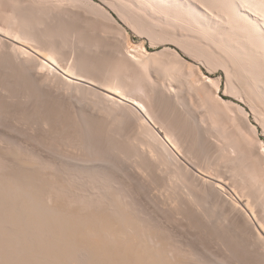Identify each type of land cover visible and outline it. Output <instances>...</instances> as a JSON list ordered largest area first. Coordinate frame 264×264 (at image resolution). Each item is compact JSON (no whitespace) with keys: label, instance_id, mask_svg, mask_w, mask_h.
Here are the masks:
<instances>
[{"label":"rangeland","instance_id":"obj_1","mask_svg":"<svg viewBox=\"0 0 264 264\" xmlns=\"http://www.w3.org/2000/svg\"><path fill=\"white\" fill-rule=\"evenodd\" d=\"M31 1V2H30ZM47 1V2H46ZM62 1V2H61ZM71 1V2H70ZM73 1V2H72ZM93 1H95V2H97L98 4H101L102 6H104V8H106L107 10H109L110 11V8L108 7V6H106V5H104L103 3H102V1L101 0H93ZM134 1V0H133ZM133 1H131V4L132 5H134V6H132L131 5V8L129 7V9H127V10H125V12L126 13H123V15L125 16L124 18L122 17V20H124V22L122 21V20H120V22H121V24H122V29H120V31L118 30H114V32H111L110 33V31H109V36H106V35H108V32H106L105 31V29H106V26L108 25V22H107V18L105 17V16H103V14L102 13H100L99 12V10L97 11V9H95V6H93V5H95V4H91L90 2H92V0H90V2H88V0H87V2L86 1H81V0H21V1H19V0H0V14L2 15V17H0V24L1 25H7V23H8V18H10V17H7V19H6V16L4 15V11H5V13H7L8 15H10V14H12L11 12H14V11H16V12H14V15L16 16L17 14V17H19L20 18V20L23 18V21H27L28 20V23H29V25H31V26H35V27H37V26H39L38 28L39 29H41L40 31H42V33L39 31V29H38V31L35 33V34H41V38L40 39H42L41 41H42V43L45 41V42H47V43H43V44H51V43H55L56 41V45L58 46V47H60L61 46V48L63 49V51L65 52V54H66V56L68 57V59H66L65 58V60H62L64 63H63V65H65L66 67L67 66H69V65H72V64H74L75 63V60H77L78 59V57H79V59H81V57H82V59H92V60H94L95 58H100V59H98V60H100L99 62L101 63V66H102V60L104 61V60H108V59H110V58H113V56H111V55H113V52H111V51H113L112 50V47L110 46V38H112V36L115 38V40H118L119 42H122V43H124L125 44V47H126V45H127V43H128V45L130 46V48L132 47V49L131 50H133V46L135 45L136 46V50H137V48H138V50L139 51H142V49H141V47L143 46L145 49H148L150 52H154L155 54H156V56H154L153 57V59L155 60V61H153V60H151V64H149V65H151L149 68V70L148 69H145L146 70V72L142 69L143 68V66H142V68H141V66H137V65H135V64H130L129 62H127L126 63V68H127V70H128V72H129V74L131 75V77H132V79L134 78L135 79V81H136V86L138 85V87H135V88H137V89H134V90H136V91H134L133 90V93H132V95H131V93H130V95L131 96H133V97H136V98H138V99H141V100H143L148 106H149V109H151V111L153 112H158L159 114H157L156 112L155 113H153V115H154V117L155 118H157L156 120H157V122L159 123V121H160V119L161 120H165L166 119V121H164V122H162L163 124L164 123H167V120H170V122L168 121V123H171L172 122V124H174L173 122H175L176 123V121H179L178 119H180L181 118V116H182V118H184L185 120H187V121H184V119H181V121H184L183 123H185V124H183V123H181L180 121L178 122V124H180V125H185V126H183L182 128H181V126H177L178 128H176V125H178V124H176L175 125V130H178V133L177 134H179L180 133V135H181V137H182V139L184 140V141H182V139L180 140V145L182 144V146L184 145V143H185V145L187 146V148H189V150H191L190 152H189V150L187 151L186 149H184L183 150V148H185V146L184 147H182L181 149L184 151V154H182L184 157H182V155H181V157H180V159H178L176 156L174 157H172V158H169V162H167V161H165V163L166 164H164V160H162L161 158L160 159H157V158H152L151 156H149V154H147V153H149L148 152V150L146 149V145L144 146L145 148L143 149H137V146H138V144H139V140L141 139V142H143V137H144V135L142 134L143 132L141 131L143 128H144V126H143V128H142V126H140L141 125V119H139L140 117H139V115H138V113L137 112H134L131 108H129V107H127V106H125L124 107V103H122V102H118L117 104H115V103H113L112 101H108V100H103V101H100L99 99H98V97L96 96V95H94V93H92V90H91V88L90 87H88L87 85L86 86H84V85H81V84H76V83H68V81H66L65 80V78H64V76H62V75H59V74H57V75H54L52 72H50L47 68V70L46 69H44L41 65H39L40 63H39V61H37L36 62V60L35 59H29V58H26L27 57V55L26 54H21L22 52H20L19 53V51L18 50H14V49H12V51L10 50L11 48V44H10V42H8L9 40L8 39H5L4 38V36L3 35H1L0 34V37L3 39H1L0 38V65H2V66H0V70L3 68V70L2 71H0V128L2 129H0V132L1 131H3L2 133H0V144L2 145H0L1 147H0V150H1V152H0V158H1V160L3 161V160H5V161H3V164H2V161H0V164L2 165H0L1 167V169H0V171H1V174H0V178L2 179H0V195L3 197V198H1V196H0V210L2 209V212H3V210H4V212H6L7 211V208L8 209H11L10 211H7V215H9V213L10 212H13L12 213V215H14V216H12L11 217V213H10V216L9 217H11L12 219H14V217L16 216V219H15V221L17 220V222H15V224H14V222H11V221H9V219H8V221L7 220H5V218L4 217H6L7 215H6V213H5V215H3V213H2V215H1V211H0V219H1V221H0V226H1V231L3 230H7L8 229V231H5V233L4 232H1L2 234H3V236H2V234L0 235V239L1 240H3V242H1V240H0V243H5L6 241H9L10 243H12V244H14V246H15V244H20V243H24V242H21V240L22 239H24V241H25V239L27 238H29L27 241H29V243H32V244H30L31 246L34 244V243H37L38 242V245L37 244H34L38 249H39V251L41 252V254L39 255V253L37 252V248L34 246V248L33 247H28V250L26 251V252H23L22 253V251L21 252H18L20 255V258H19V256H17L16 255V253H14V255L13 254H11L10 252L13 250V248H14V246L12 245V244H10L9 242H6V244H8V245H3V244H0V250H3L2 252H6L7 251V256H5L4 254H2V252L0 251V264H19L20 263V261H21V259H22V264H32L33 262V264H39V263H41V264H44L45 262H47L46 264H54V263H56L57 262V260H61L59 263H57V264H62L61 262H64L67 258H68V253H66L67 251V249H68V247H66L67 249H65L64 248V246H66V244H67V240H63L64 238L66 239V237L64 236L66 233L64 232L66 229H67V231L66 232H68V230L69 231H71L72 232V229H73V231L74 230H76V227L78 226V225H75L74 224V227H72L73 226V223L71 222V221H68V220H66L67 218V216H69V215H67L66 216V214H68L69 213V208H70V206H71V209H73L74 208V206L75 207H80V205L78 206L77 204H75V203H71L70 205H68L69 207H68V211L67 210H64L63 209V211L66 213V212H68V213H66V214H64L63 213V211H62V207L61 206H59V203H57L56 201H59L60 203H61V199H62V197L64 196V197H66V199L63 197V200L64 201H67L68 202V200H69V198H71V196H72V194L71 195H69V193L71 192H73L74 194H75V196L77 195V194H79V192L78 191H82V189H80V188H85V192H87V191H89V189H91L90 190V192H88L87 193V195H85V197H87V196H92L91 194H96L95 195V197H97V196H101L102 197V195H104L101 199L103 200V199H105L106 197L109 199V201H108V199H106V200H101V202H102V204H104L105 206H107L106 205V203L108 202L109 203V207L110 208H108V206H107V208H105L104 207V205L103 206H101L102 204H100L101 202H99V203H97V202H95V203H97V204H95V203H92V204H94V206H97L98 204H100L99 205V207H101V208H99L98 206V208H97V210L94 208V207H90L92 210H90L89 209V211H88V209L86 210V212H85V209H83V212L82 213H84V214H89L91 211L92 212H96L97 211V213L101 210V211H107L106 209H108V210H110L111 209V207H112V209L109 211V213H107V214H111V213H113V210L115 211V209H116V211H117V213H113V214H115L114 215V217H117V216H120L121 217V219L122 218H125V219H129V218H126V217H130V218H132V220L131 219H129V220H131V221H140V224H139V222H136L135 221V223H130V224H134V225H128V226H136L137 228H138V231H139V229H140V227L141 228H144L145 230L147 229V231L146 232H150V233H152V234H149V233H146L145 234V231H144V229H140V230H142V232H138V231H135V232H138V233H143L144 232V237H142L143 236V234H142V236H141V234H140V239L142 238V240L143 239H148V237L150 236V242H149V240L147 241V242H149V244H150V246L151 245H153L154 247L156 246V245H158L157 246V248L158 249H163V247H165L166 246V243H165V241H168V242H172L171 244L170 243H168V244H170V245H172L173 247H175V249H176V246H174L175 244H177V247H178V249H177V251H170L171 253H170V255L172 254V256L175 254V256H170L168 253L169 252H167V256L168 257H170L169 259H171V258H173V260L174 261H176V260H179V259H184V258H186L187 260H189V261H187V263L188 264H191L192 263V261H193V263L192 264H196V263H198V264H264V248H262L261 247V245L257 242V240H256V235H257V230L256 229H258V230H260V228H261V226H259L260 224H261V217L260 216H262V212H261V214H259V213H257L258 212V210H256V213H257V217H258V222H256L257 220H253L247 213L250 211V209L248 210L247 208L245 209L244 207V211H243V209L240 207H237L236 206V204H235V201H233L234 199H232V196L236 199V197H237V195L239 196V194H241L240 192H242V190L239 188V190H240V192H238L237 191V193H239V194H237V193H235L236 192V190H237V185L235 186V181L237 182L239 179L241 180V182L243 181V183H245V184H247L246 186H248V187H246L247 188V190H248V188L250 187L251 188V186H249L248 184L250 183V185H255V186H257V184L258 185H260V184H262V181L260 180V179H263L262 177H264L263 175H262V177H261V175H260V173H262V174H264V157H262L261 159L260 158H258V157H256V158H258L257 160L254 158L255 157V155L254 154H252V152H253V150H255V151H259L260 150V145H261V141H263L264 142V122L263 123H260L259 124V122H261V121H264V114H262V118H263V120H261L260 119V117L258 116V115H254V114H256V113H253L254 111H253V109L251 110V103H249V101H247V96H245V95H243L244 93H242L241 91V93L240 92H238V91H235V90H238L237 88H235V87H237V85L232 81V80H228L229 78L226 76L227 74H225L226 73V71L225 70H223V68H222V66H220L219 67V65H214L213 63H212V65H209V64H211V63H209L204 57H200L199 56V58H197L198 56V52L200 51V50H198L197 51V53H196V51L193 49V47L197 50L198 48L197 47H195V46H197V45H195V46H193V43H192V46H191V48H192V50H194V52L197 54V55H195V53L192 55L191 53H193V51L191 50V53H189L188 55H184V57L187 59V60H182L179 56V58L181 59H179L178 57H176V55H175V49L177 48V45L178 46H182L183 45V43L185 44V46L186 47H188L187 45V43H189V44H191L189 41L188 42H186L187 41V39L188 40H190L189 38H191L192 36L189 34V30L187 31V29H188V24H186V22L184 23L183 21H184V19L182 20V16L179 18V14L178 15H176L177 13L175 12V11H173V9L171 8V6H167V7H165V8H163V6H165V2H164V5L163 6H161L160 4H163V1H159L160 2V4L158 3V1H154V2H151V3H149V2H144L145 3V9H144V7H143V5L142 4H144V3H142L143 2V0L140 2L139 0L137 1V0H135L134 2ZM21 2H22V4H21ZM26 2V3H25ZM37 2V3H36ZM58 4H57V3ZM75 2H76V4L78 5H76L75 4ZM156 2V3H155ZM17 3H20V6H18L19 4H17ZM28 3V4H27ZM39 3H40V5H39ZM47 3V4H46ZM71 3V4H70ZM87 3V4H86ZM92 3H94V2H92ZM134 3H136V4H134ZM138 3V4H137ZM142 3V4H141ZM13 4V5H12ZM30 4H32L31 5V7H30ZM45 4V5H44ZM69 4V5H68ZM73 4V5H72ZM141 4V5H140ZM146 4H150L149 6L148 5H146ZM17 5V6H16ZM27 5V6H26ZM35 5V6H34ZM42 5V6H41ZM66 5V6H65ZM110 5H112V4H110ZM160 7H159V6ZM167 5V4H166ZM5 6V7H4ZM25 6V7H24ZM34 6V7H33ZM37 6V7H36ZM51 6V7H50ZM86 6H87V9H84V7L86 8ZM112 6H117L118 8L120 7L119 5H112ZM141 6H142V8H141ZM149 7V9H148V7ZM7 7V8H6ZM14 7V8H13ZM26 7H27V9H26ZM30 7V8H29ZM43 7V8H42ZM54 7V8H53ZM64 7V8H63ZM91 7H92V9H93V11H95V12H93V11H91L90 12V10H91ZM115 7H112V9L115 11L114 12V14H115V16L118 18L119 16H121L120 14H119V12L117 11V9H115ZM116 7V8H117ZM138 7V8H137ZM157 7V8H156ZM162 7V8H161ZM171 8L170 10H172V11H168L167 9L168 8ZM21 8V9H20ZM22 8H23V10H22ZM46 8H48L47 10H46ZM56 8V9H55ZM58 8V9H57ZM61 8V9H60ZM134 8V9H133ZM156 8V9H155ZM30 9V10H29ZM54 9V10H53ZM65 9V10H64ZM67 9V10H66ZM142 9V10H141ZM161 9V10H160ZM12 10H14V11H12ZM33 10V11H32ZM36 10V11H35ZM37 10L39 11V12H37ZM43 10V11H42ZM48 10H50V11H48ZM79 10H81L80 12H79ZM85 10V11H84ZM129 10H131L132 12L133 11H135V13L137 14V12H139L137 15L133 12L132 14H131V11H129ZM145 10V11H144ZM153 10V11H152ZM28 11H30L29 12V14H28ZM32 11V12H31ZM35 11V12H34ZM54 11H55V13H54ZM63 11V12H62ZM77 11V12H76ZM155 11V12H154ZM163 11H165V12H163ZM26 12V13H25ZM43 12V13H42ZM48 12V13H47ZM56 12H57V14H59V15H56ZM61 12V13H60ZM79 12V13H78ZM128 12L131 14H128ZM171 12H173L172 14H174L173 15V19H179V22H178V20H173L172 18H170V17H172V14L170 15L169 13H171ZM16 13V14H15ZM34 13V14H33ZM40 13V14H39ZM54 13V14H53ZM70 13V14H69ZM78 13V14H77ZM92 13V14H91ZM94 13V14H93ZM97 15H96V14ZM140 13H141V15H140ZM152 13V14H151ZM164 13V14H163ZM42 14V15H41ZM62 14V15H61ZM127 16H126V15ZM135 14V15H134ZM142 14H143V16H142ZM145 14V15H144ZM154 14V15H153ZM166 14V15H165ZM20 15V16H19ZM46 15V16H45ZM66 15V16H65ZM70 15V16H69ZM81 15H82V18H81ZM84 15V16H83ZM86 15V16H85ZM98 15H99V17H98ZM133 15V16H132ZM140 16V18H139V16ZM169 15V16H168ZM4 16V17H3ZM39 16V17H38ZM45 16V17H44ZM49 16V17H48ZM61 16H63L62 18H61ZM92 16V17H91ZM138 16V17H137ZM163 16V17H162ZM28 19H27V18ZM36 17H37V19H36ZM55 17H56V19H55ZM76 17V18H75ZM105 17V18H104ZM175 17V18H174ZM176 17H178V18H176ZM12 18V17H11ZM19 18H17L18 20H19ZM66 18V19H65ZM70 18V19H69ZM96 18V19H95ZM129 18V19H128ZM130 18H131V20H130ZM136 18V19H135ZM139 18V19H138ZM144 18V20H142ZM170 18V19H169ZM2 19V20H1ZM27 19V20H26ZM55 19V20H54ZM62 19H63V21H62ZM74 19V20H73ZM82 19V20H81ZM93 19V20H92ZM103 21H102V20ZM104 19H106V20H104ZM166 19L168 20V23H167V21H166ZM5 20V21H4ZM10 20V19H9ZM19 20V21H20ZM32 20V21H31ZM41 20V21H40ZM51 20V21H50ZM60 20V21H59ZM102 22H101V21ZM127 20V21H126ZM129 20V21H128ZM133 20V21H132ZM138 20V21H137ZM152 20V21H151ZM182 20V21H181ZM30 21V22H29ZM34 21V22H33ZM59 21V22H58ZM71 21V22H70ZM92 23H91V22ZM106 21V22H105ZM130 21H132V22H130ZM136 21V22H135ZM140 21H141V23H140ZM157 21V22H156ZM181 21V22H180ZM3 22V23H2ZM31 22H33V24L31 23ZM52 22V23H51ZM62 22V23H61ZM128 22V23H127ZM148 22L150 23V24H148ZM154 22V23H153ZM177 22V23H176ZM42 23V24H41ZM59 23V24H58ZM68 23H71V24H68ZM83 23V24H82ZM95 25H94V24ZM106 23H107V25H106ZM148 24L147 26H146V24ZM159 23V24H158ZM168 25H167V24ZM171 23V24H170ZM178 23H180V25H182L183 23V28H184V30H185V28H186V31L184 32V30H183V28L181 29V27L179 26V24ZM182 23V24H181ZM8 24H11L10 22L8 23ZM36 24V25H35ZM44 24H46V26H44ZM61 24V25H60ZM98 24V25H97ZM103 24V25H102ZM105 24V25H104ZM128 24V25H127ZM136 24V25H135ZM142 24V25H141ZM152 24H156V25H152ZM162 24V25H161ZM176 24V25H175ZM19 25V24H18ZM21 25H28V24H25L24 22H22L21 23ZM47 25H51V26H48L47 27ZM79 25V26H78ZM134 25V26H133ZM139 25V26H138ZM145 25V26H144ZM152 25V26H151ZM164 25V26H163ZM185 25L187 26V27H185ZM8 26V25H7ZM57 26V27H56ZM62 26V27H61ZM75 26V27H74ZM84 26H85V28H84ZM88 26H90L89 28H88ZM96 26V27H95ZM102 26V27H101ZM138 26V27H137ZM143 26H144V28H143ZM154 26V27H153ZM157 26V27H156ZM172 26H175V27H173L172 28ZM177 26V27H176ZM55 27V28H54ZM83 27V28H82ZM95 29H94V28ZM149 28V30H148V28ZM162 27V29H160V28ZM167 27V28H166ZM54 28V29H53ZM63 30H62V29ZM93 28V29H92ZM135 28V29H134ZM147 28V29H146ZM164 28V29H163ZM143 29V30H142ZM168 29V30H167ZM176 29V30H175ZM178 29V30H177ZM45 30V31H44ZM54 30V31H53ZM62 31V32H64V33H62V32H60V31ZM74 30V31H73ZM94 30H96V31H94ZM122 30V31H121ZM123 30H125V32L123 31ZM151 30H153V32L151 31ZM162 30H164V31H162ZM171 30L173 31L172 33H173V35H175V36H173L172 35V33H171ZM181 30H183V32H184V36L185 37H189V38H187V39H185V41L183 40L185 37L184 36H181V35H183V33L181 34L180 32H182ZM59 31V32H58ZM68 31V32H67ZM82 31H86L85 33H83ZM92 31H94V32H92ZM143 31V32H142ZM147 31V32H146ZM158 31H160V32H158ZM162 31V32H161ZM38 32H40V33H38ZM48 32V33H47ZM51 32V33H50ZM79 32H80V35H79ZM124 32V33H123ZM151 32V33H150ZM167 32H169V33H167ZM176 32H178V35H177V33ZM68 33V34H67ZM82 33V34H81ZM120 33V34H119ZM186 33V34H185ZM187 33H188V35L189 36H187ZM54 34H56V35H54ZM58 34V35H57ZM92 34V35H91ZM104 34V35H103ZM112 34H114V35H112ZM149 34H151V35H149ZM165 34L167 35V37H165ZM44 35V36H43ZM46 35V36H45ZM62 35V36H61ZM66 35V39H65V36ZM70 35V36H69ZM94 35V36H93ZM117 35V36H116ZM124 35V36H123ZM52 36V37H51ZM68 36V37H67ZM92 36V37H91ZM128 36V37H127ZM171 37V39H170V37ZM176 36H177V38H176ZM178 36H179V38H178ZM43 37V38H42ZM45 37V38H44ZM55 37V38H54ZM60 37H61V39H60ZM91 37V38H90ZM121 37H123L122 39H121ZM161 37H164L163 38V40H162V38ZM176 39H175V38ZM183 37V39H181ZM49 40H48V39ZM68 38H69V40H68ZM117 38V39H116ZM130 38V39H129ZM196 38V37H195ZM58 39H60V40H58ZM65 39V40H64ZM72 39V40H71ZM77 39V40H76ZM80 39V40H79ZM89 39V40H88ZM95 39V40H94ZM127 39V41H125ZM178 39V40H177ZM182 40L181 42H182V45H180V41L179 40ZM193 39H194V36H193ZM6 40V41H5ZM44 40V41H43ZM47 40V41H46ZM109 40V41H108ZM157 40V41H156ZM50 41V42H49ZM53 41V42H52ZM72 41V42H71ZM125 41V42H124ZM164 41V42H163ZM166 41V42H165ZM171 41V42H170ZM67 42V43H66ZM75 42H77L76 44H75ZM83 42H84V44H83ZM132 42V43H131ZM163 42V43H162ZM170 42V43H169ZM186 42V43H185ZM9 43V44H8ZM88 43V44H87ZM99 43V44H98ZM104 43V44H103ZM79 44V45H78ZM82 44V45H81ZM131 44H132V46H131ZM140 44H142V46L140 47H138V45H140ZM65 45V46H64ZM127 45V47L126 48H128L129 46ZM68 46V47H67ZM83 47V48H82ZM183 47H184V45H183ZM185 47V48H186ZM199 47V46H198ZM13 48V47H12ZM72 48V49H71ZM108 48V49H107ZM141 50H140V49ZM170 48V49H169ZM188 48H190V45H189V47ZM190 48V49H191ZM86 49V50H85ZM98 49V50H97ZM187 49V48H186ZM200 49V48H199ZM1 50H3V51H1ZM82 50H83V52H82ZM90 50V51H89ZM92 50V51H91ZM172 51V52H171ZM190 51V50H189ZM8 52H9V54H8ZM101 52V53H100ZM2 53H3V55H2ZM7 53V54H6ZM10 53H11V56H10ZM95 53V54H94ZM164 54V55H161V54ZM81 54H82V56H81ZM84 54H86V55H84ZM160 54V55H159ZM191 54V55H190ZM16 55H17V57H16ZM97 55V56H96ZM169 55V56H168ZM15 56V57H14ZM65 56V57H66ZM84 56V57H83ZM87 56V57H86ZM164 56V57H163ZM195 56V57H194ZM92 57V58H91ZM107 57H108V59H107ZM7 58H9V59H7ZM13 58V59H12ZM17 58V59H16ZM20 58H22V59H20ZM76 58V59H75ZM94 58V59H93ZM160 58V59H159ZM166 58V59H165ZM169 58V59H168ZM172 58V59H171ZM196 58H197V60H196ZM203 58V59H202ZM14 59H16V60H14ZM26 59V60H25ZM78 59V60H79ZM152 59V58H151ZM159 59V60H158ZM205 59V60H204ZM30 60V61H29ZM96 60V59H95ZM97 60V61H98ZM168 60V61H167ZM25 61H26V63H25ZM68 61V62H67ZM150 61V60H149ZM158 61V62H157ZM175 61V62H174ZM177 61V62H176ZM8 62V63H7ZM27 62H29L30 64H28ZM107 61H105V63H106ZM161 62H168V63H171V64H173V65H175V66H177L178 64V66H179V68H178V70H177V67L175 68L176 70L174 71V76H172V75H167V74H164L165 72L162 70V69H160L158 66H159V64L161 63ZM206 62L207 63H209L208 65L206 64ZM3 63V64H2ZM19 63V64H18ZM23 63V64H22ZM35 63V64H34ZM62 63V62H61ZM66 63V64H65ZM105 63H103V64H105ZM129 63V64H128ZM12 64V65H11ZM24 64H25V68H24ZM107 64V63H106ZM106 64H105V66L104 67H106ZM156 64V65H155ZM194 64V65H193ZM28 65V66H27ZM30 65V66H29ZM192 65H193V67H192ZM214 65V66H213ZM8 67V71H7V68L6 67ZM27 66V67H26ZM103 66H102V68H103ZM157 66V67H156ZM188 66H191V68H188ZM195 66V67H194ZM211 68H210V67ZM216 66V67H215ZM217 66H218V68H217ZM29 67V68H28ZM39 67V68H38ZM153 69H152V68ZM184 67V68H183ZM32 68V69H31ZM132 68V69H131ZM134 68V69H133ZM136 68V69H135ZM217 70H216V69ZM26 69H28L30 72H27L28 70H26ZM183 69V70H182ZM198 69H200V70H198ZM214 69V70H213ZM24 70H26V72H24ZM34 70V71H33ZM135 70V71H134ZM153 70V71H152ZM182 72H181V71ZM193 70V71H192ZM17 71V72H16ZM45 71V72H44ZM142 71V72H141ZM149 71V72H148ZM161 71V72H160ZM214 71V72H213ZM9 72V73H8ZM43 72V73H42ZM153 72H155L154 74H153ZM164 72V73H163ZM4 73V74H3ZM8 73V74H7ZM29 73V74H28ZM142 73V74H141ZM151 74V75H153V76H148L149 74ZM163 73V74H162ZM194 73V74H193ZM28 74V75H27ZM53 74V75H52ZM147 74V75H146ZM155 74H157L156 76H155ZM6 75V76H5ZM8 75H9V78H8ZM24 75V76H23ZM31 75V76H30ZM38 75V76H37ZM41 75H42V77H41ZM44 75H46V76H44ZM48 75V76H47ZM52 75V76H51ZM160 75V76H159ZM19 76V77H18ZM189 76V77H188ZM202 76V77H201ZM204 76V77H203ZM205 76H206V78H208V76H210V77H212L213 79H219V78H221V88H220V93L218 92V94L219 95H221V97H223L222 99L223 100H220V98H219V100H220V102L218 101V99L217 98H215V95H217L216 93H215V91L214 90H216L215 89V86H213V85H211L209 82H207V80H206V78H205ZM3 77H4V79H3ZM27 77V78H26ZM38 77H40V79H38ZM50 77V78H49ZM54 77V78H53ZM59 77V78H58ZM157 77H159V78H157ZM161 77V78H160ZM169 77V78H168ZM171 77H173L174 79H173V82H172V79H171ZM181 77V78H180ZM193 77V78H192ZM195 77V78H194ZM8 78V79H7ZM41 78H44L43 80L41 79ZM48 78V79H47ZM52 78V79H51ZM61 78V79H60ZM152 78V79H151ZM228 78V79H227ZM133 79V80H134ZM153 79H155V80H157V83H158V81H159V83L157 84L156 83V81L155 80H153ZM194 81H193V80ZM197 79H199V80H197ZM203 79H205V80H203ZM41 80V82H37V81H40ZM44 80H46V81H44ZM151 80V81H150ZM202 80L203 81H206L205 83L204 82H202ZM164 81V82H163ZM178 81V82H177ZM196 81H198V82H196ZM202 83H204V86L201 84V82ZM227 81H229V82H227ZM8 82H10V83H8ZM14 82V83H13ZM30 82V83H29ZM35 82V83H34ZM134 82V81H133ZM160 82L162 83V84H160ZM3 83V84H2ZM13 83V84H12ZM23 83V84H22ZM28 83V84H27ZM36 83L38 84L39 83V85H36ZM58 83V84H57ZM64 83H65V85H64ZM156 83V84H155ZM163 83H165V84H163ZM173 83V84H172ZM196 83V84H195ZM208 83V84H207ZM8 84V85H7ZM10 84H12L11 86H10ZM62 84V85H61ZM72 84V85H71ZM75 84V85H74ZM167 84H170L169 85V87H172L173 86V90H172V92L173 93H178V95L180 96V100H181V102L182 103H184V102H186L185 103V105H183L182 103L180 104V105H178V107H177V105H175L174 103H172V102H170L169 100H168V98H167V96L165 95V94H163V91H162V89L165 87V86H163V88L161 87L162 85H166V87H168V85ZM172 84V85H171ZM175 84V85H174ZM228 84H229V86H230V88H229V86H228ZM42 86V89H38V87L39 86ZM43 85H45V86H43ZM49 85V86H48ZM68 85V86H67ZM160 85V87H158ZM194 87H193V86ZM199 85V86H198ZM200 85L201 86H203V87H201L202 89L203 88H205V86H206V88H205V90H208L209 91V89L210 90H212V92L208 95L206 92V95H205V97H204V91L203 90H201V89H199L200 88ZM235 85V86H234ZM4 86V87H3ZM18 86V87H17ZM25 86V87H24ZM35 86V87H34ZM40 86V87H41ZM61 86H64V87H62V90H61ZM66 86V87H65ZM84 86V87H83ZM152 86V87H151ZM187 86V87H186ZM190 86H192V87H190ZM196 86V87H195ZM198 86V87H197ZM213 86V87H212ZM232 86V87H231ZM46 87V88H45ZM52 87V88H51ZM86 87V88H85ZM87 87H88V90H87ZM168 87V88H169ZM181 87V88H180ZM182 87H183V89H182ZM208 87V88H207ZM48 88H49V90H48ZM74 88V89H73ZM158 88V89H157ZM160 88V89H159ZM174 88H175V90H176V92H175V90H174ZM182 91H180L179 89ZM184 88H185V90H184ZM189 88V89H188ZM197 88V89H196ZM234 88H235V90H234ZM38 89V90H37ZM46 89V90H45ZM60 89V90H59ZM77 89V90H76ZM80 89H81V91H80ZM178 89V90H177ZM191 89V90H190ZM193 89V90H192ZM34 90V91H33ZM58 90V91H57ZM69 90H70V92H69ZM91 90V91H90ZM160 90V91H159ZM233 90V91H232ZM18 91V92H17ZM67 91V92H66ZM87 91V92H86ZM181 93H179V92ZM183 91H185V92H183ZM203 91V92H202ZM214 91V92H213ZM225 91H227V92H225ZM228 91H229V93L230 94H228ZM3 92V93H2ZM43 92V93H42ZM56 92V93H55ZM62 92V93H61ZM64 92V93H63ZM191 93V94H188V93ZM198 92V93H197ZM233 92V93H232ZM235 92V93H234ZM238 92V94H237V96H236V98H235V96H232V95H236V93ZM6 93V94H5ZM16 93V94H15ZM31 93V96L29 95ZM68 93V94H67ZM80 95H79V94ZM82 93H85V94H82ZM194 93V94H193ZM202 93V94H201ZM227 93V94H226ZM39 94V95H38ZM42 94V95H41ZM83 95V99H82V95ZM139 94V95H138ZM144 94V95H143ZM155 94V95H154ZM187 94H188V96H187ZM201 94V95H200ZM241 95L240 97L238 96V95ZM8 95V96H7ZM15 95V96H14ZM18 95V96H17ZM48 96V97H46V96ZM55 95V96H54ZM63 95V96H62ZM84 95H85V97H84ZM89 95V96H88ZM192 95V96H191ZM243 95V96H242ZM24 96V97H23ZM29 98H28V97ZM95 98H94V97ZM189 96L192 98H189ZM3 97H4V99H3ZM11 99H10V98ZM32 98V100H31V98ZM40 97V98H39ZM44 97V98H43ZM55 99H54V98ZM74 97V98H73ZM88 97V98H87ZM187 97V98H186ZM203 97V98H202ZM237 97H239V98H241V97H243L242 99H244V100H239V98H237ZM15 98V99H14ZM36 98V99H35ZM37 98L39 99V100H37ZM76 98V99H75ZM149 98V99H148ZM165 98V99H164ZM195 98V99H194ZM201 98V99H200ZM67 99V100H66ZM97 99V100H96ZM187 99V100H186ZM190 99L191 100H194V101H190ZM204 100V105H203V100ZM212 99V100H211ZM246 99V100H245ZM2 100V101H1ZM30 100V101H29ZM45 102H44V101ZM59 100V101H58ZM68 100H70V101H68ZM99 100V101H98ZM150 100V101H149ZM186 100V101H185ZM226 102H225V101ZM227 100H229L228 101V103H227ZM231 100V101H230ZM15 101V102H14ZM28 101V102H27ZM39 101H41V102H39ZM87 101V102H86ZM92 101H94V102H92ZM190 101V102H189ZM210 101V102H209ZM218 101V102H217ZM222 101H224L226 104H229L230 102H232L231 103V105H233V106H229L230 108H227V106L225 107V103H222ZM248 102V103H245V102ZM37 102H38V104H37ZM59 102H60V104H59ZM76 102V103H75ZM95 102H97L96 104H95ZM100 103V106H104V108H101V107H99V103ZM159 102V103H158ZM193 102V103H192ZM194 102H195V105H194ZM200 102V103H199ZM236 102V103H235ZM30 103V104H29ZM41 103V104H40ZM91 103V104H90ZM108 103H112V105L114 106V104L118 107V109H117V107L116 106H114V107H112L110 104H108ZM170 103V104H169ZM213 103V104H212ZM240 104V105H242V106H244L247 110H248V112H249V118H250V122H251V125H253V126H255L256 128H257V134L255 135V133L253 132V130H252V132L250 131H247V135H249L250 137H248L246 134L244 135V137H243V134L241 133H239V130L237 129V123H239V121H241L242 120V117H241V115H240V112H239V110H237L238 108L235 106L236 104ZM9 104V105H8ZM49 104H50V106H49ZM83 104V105H82ZM93 104V105H92ZM108 104V105H107ZM120 104V105H119ZM174 104V105H173ZM188 104V105H187ZM191 104V105H190ZM197 104V105H196ZM235 104V105H234ZM247 104V105H246ZM69 105V106H68ZM85 105V106H84ZM95 105H97V106H95ZM121 105H123V106H121ZM126 105V104H125ZM189 107V109H187L188 107ZM230 105V104H229ZM249 105V106H248ZM77 106V107H76ZM108 106V107H107ZM175 106V107H174ZM192 106V108H190ZM194 106V107H193ZM197 106V107H196ZM204 108H203V107ZM206 106V107H205ZM210 106V107H209ZM213 106V107H212ZM42 108V110H41V108ZM44 107V108H43ZM54 107V108H53ZM63 107V108H62ZM67 107V108H66ZM74 107V108H73ZM111 107V108H110ZM116 107V108H115ZM123 107V108H122ZM185 107V108H184ZM202 108V109H200V108ZM208 107V108H207ZM250 107V108H249ZM17 108V109H16ZM71 108H73V109H71ZM77 108L78 109H80L79 111L77 110ZM97 108H101V109H103V110H105V111H107V112H105V111H103V112H101V111H99V109H97ZM110 108V109H109ZM120 108H122V111H121V109ZM130 110H129V109ZM167 108V109H166ZM194 108V109H193ZM197 108V109H196ZM198 108H199V110H198ZM214 108V109H213ZM223 110H222V109ZM235 108V109H234ZM47 109V110H46ZM53 109V110H52ZM67 109V110H66ZM86 109V110H85ZM95 109V110H94ZM100 109V110H101ZM124 109V110H123ZM175 109V110H174ZM181 109H184V110H181ZM229 111H227V110ZM19 110V111H18ZM56 110V111H55ZM69 110V111H68ZM78 112H77V111ZM110 112H109V111ZM113 110V111H112ZM127 110V111H126ZM189 112H188V111ZM194 110L196 111V112H198V113H196V114H194L195 112H194ZM205 110V111H204ZM208 110V111H207ZM215 110V111H214ZM38 111V112H37ZM40 111V112H39ZM51 111V112H50ZM63 111V112H62ZM75 111H76V113H75ZM111 111H112V113H111ZM119 111H121V112H119ZM124 111V112H123ZM126 111V112H125ZM186 111L188 112V113H186ZM193 111V112H192ZM235 111V112H234ZM29 112V113H28ZM42 112V113H41ZM50 114H49V113ZM55 112V113H54ZM71 112H72V114H71ZM86 112H88V113H86ZM90 112V113H89ZM97 112H99V113H97ZM123 112V113H122ZM135 114H134V113ZM179 112H180V115H179ZM191 112V113H190ZM210 112H212V113H210ZM227 112V113H226ZM17 113V114H16ZM26 113V114H25ZM47 113V114H46ZM57 113V114H56ZM60 115H59V114ZM70 113V114H69ZM75 113V114H74ZM80 113V114H79ZM83 113H85V114H83ZM93 113V114H92ZM124 113L126 114L125 116H124ZM133 113V114H132ZM165 113V114H164ZM239 113V114H238ZM32 114H33V116H32ZM42 114V115H41ZM54 114V115H53ZM74 114V115H73ZM77 114V115H76ZM104 114V115H103ZM107 114H109V115H107ZM111 114H113V115H111ZM123 114V115H122ZM160 115L161 117H163V118H158L157 116H155V115ZM189 114V115H188ZM198 114H199V116H198ZM10 115V116H9ZM20 115V116H19ZM27 115H29V116H27ZM47 117H46V116ZM50 115V116H49ZM54 117H53V116ZM73 115V116H72ZM78 115H79V117H78ZM82 115V116H81ZM84 115V116H83ZM88 117H87V116ZM92 115V116H91ZM129 115V116H128ZM133 115H135V116H133ZM136 115H138V116H136ZM190 115H192L191 116V118L189 117ZM200 115H201V117H200ZM210 115H211V117H210ZM30 116H32V117H30ZM61 116V117H60ZM95 116V117H94ZM119 116H121L122 118H125L126 119V121H123V119L122 118H119ZM124 116V117H123ZM188 116V117H187ZM230 116V117H229ZM240 116V117H239ZM255 118H254V117ZM10 117V118H9ZM36 117H37V119H36ZM50 117V118H49ZM74 117V118H73ZM82 117H84V119L82 118ZM93 117V118H92ZM105 117V118H104ZM121 120H119L118 118ZM139 117V118H138ZM216 117H217V119H216ZM235 117V118H234ZM259 117V118H258ZM13 118V119H12ZM54 120H53V119ZM59 118V119H58ZM63 118V119H62ZM88 118V119H87ZM176 118H177V120H176ZM192 118H193V120L194 121H196L195 123H194V121L192 120ZM195 118H198V119H195ZM204 120H203V119ZM226 118V119H225ZM256 118H257V120H256ZM16 119V120H15ZM20 119V120H19ZM23 119V120H22ZM41 119V120H40ZM52 119V120H51ZM65 119H66V121H65ZM71 119V120H70ZM83 120V122H82V120ZM86 119H87V121H86ZM92 119L94 120V121H92ZM114 119V120H113ZM118 121H117V120ZM124 119V120H125ZM190 119V120H189ZM233 119H234V121H233ZM239 119V120H238ZM19 120V121H18ZM56 120V121H55ZM67 120H70V121H67ZM85 120V121H84ZM191 120L193 121V122H191ZM197 120H199L198 122H197ZM203 120V122H201ZM16 121V122H15ZM28 121V122H27ZM38 121V122H37ZM45 121V122H44ZM53 121V122H52ZM81 121V122H80ZM138 121V122H137ZM140 121V122H139ZM189 121L191 122V123H189ZM218 121V122H217ZM256 121H259V122H256ZM5 122V123H4ZM27 122V123H26ZM35 122V123H34ZM42 122V123H41ZM67 122V123H66ZM71 123V124H69V123ZM107 122V123H106ZM117 124H116V123ZM122 122V123H121ZM124 122V123H123ZM161 122V121H160ZM232 122V123H231ZM19 123V124H18ZM45 123H47V124H45ZM56 123V124H55ZM60 123V124H59ZM85 123H86V125H85ZM102 123H104V124H102ZM121 123V124H120ZM4 124H5V126H4ZM8 124V125H7ZM23 124V125H22ZM26 124H29V125H27L26 126ZM89 124H91V125H89ZM113 124H114V126H113ZM115 124H116V126H115ZM118 124H120V125H118ZM123 124V125H122ZM188 124V125H187ZM193 125L192 127H189V125ZM200 124V125H199ZM204 124H206V125H204ZM18 125V126H17ZM19 125H20V127H19ZM22 125V126H21ZM35 125H36V127H35ZM45 125V126H44ZM47 125V126H46ZM67 125H69V126H67ZM74 125V126H73ZM84 125V126H83ZM89 125V126H88ZM103 125V126H102ZM118 125V126H117ZM167 125V124H166ZM166 125H164L163 126V128L165 127L166 128ZM169 125V124H168ZM168 125H167V128H168ZM190 125V126H191ZM197 125H198V127H197ZM204 125V126H203ZM214 125V126H213ZM221 125V126H220ZM261 125V126H260ZM24 126V127H23ZM60 126V127H59ZM81 128H80V127ZM83 126V127H82ZM126 126V127H125ZM128 126V127H127ZM132 126H134V127H132ZM159 126L161 127L162 126V124L160 125V123H159ZM173 126V125H172ZM196 126V127H195ZM210 126H211V128H210ZM252 126V127H253ZM262 126H263V128H262ZM3 127V128H2ZM29 127H30V129H29ZM35 127V128H34ZM99 127V128H98ZM115 127V128H114ZM132 127V128H131ZM141 127V128H140ZM187 127V128H186ZM213 127H215V129L213 130ZM220 127V128H219ZM233 127V128H232ZM47 128V129H46ZM70 128H71V130L73 131H71L70 130ZM83 128H85V129H83ZM92 128H95V129H92ZM107 128V129H106ZM110 128H111V130H110ZM114 128V129H113ZM124 128V129H123ZM127 128H128V130H127ZM164 128V129H165ZM191 130H190V129ZM196 128V129H195ZM198 128V129H197ZM219 128V129H218ZM66 129V130H65ZM89 129V130H88ZM98 129V130H97ZM102 129V130H101ZM182 129V130H181ZM202 129V130H201ZM17 130V131H16ZM36 130L38 131V132H36ZM70 130V131H69ZM77 130H79V131H77ZM83 130V131H82ZM93 130V131H92ZM107 130V131H106ZM117 130V131H116ZM140 130V132L138 133V131ZM184 130V131H183ZM194 130H195V132H194ZM198 130V131H197ZM199 130H200V132H199ZM208 130V131H207ZM210 130V131H209ZM224 130V131H223ZM19 131V132H18ZM32 131V132H31ZM57 131V132H56ZM84 131H86V132H88V133H85ZM91 131V132H90ZM95 131V132H94ZM116 131V132H115ZM183 131V132H182ZM204 131V132H203ZM217 131V133H215ZM225 131H226V133H225ZM15 132V133H14ZM45 132H48V133H45ZM63 132H65V134L63 133ZM76 132V133H75ZM80 134H79V133ZM93 132L95 133L94 134V136H93ZM125 132V133H124ZM142 132V133H141ZM186 132V133H185ZM221 133V134H219V133ZM238 132V133H237ZM6 133V134H5ZM12 133V134H11ZM23 133V134H22ZM56 134V135H54V134ZM74 133V134H73ZM92 133V134H91ZM103 133V134H102ZM112 133V134H111ZM113 133H114V135H113ZM140 133H141V135H140ZM193 133H194V135H193ZM196 133H198V134H196ZM223 133V134H222ZM5 134V137L3 136ZM11 134V135H10ZM35 134V135H34ZM39 134V135H38ZM61 134V135H60ZM87 134V135H86ZM88 134H90V135H88ZM111 134V135H110ZM195 134H196V136H195ZM206 134L208 135V134H211L210 136L208 135V136H206ZM216 136H215V135ZM218 134V135H217ZM224 134H225V136H224ZM239 134V135H238ZM7 135H9V136H7ZM15 135H17V136H15ZM25 135V136H24ZM44 135H47L48 136V138H47V136H44ZM76 135V136H75ZM96 135V136H95ZM100 135H101V139H100ZM108 135V136H107ZM121 135V136H120ZM128 135V136H127ZM137 135H138V138H137ZM140 135V136H139ZM179 135V136H180ZM191 135V136H190ZM203 135H204V137H203ZM2 136V137H1ZM6 136H7V138H6ZM20 136L22 137L21 138V140H20ZM33 136V137H32ZM89 136V138L90 137H92V139H93V141H95L96 140V142H91L92 140H90V139H88L87 137ZM120 136V137H119ZM178 136V137H179ZM199 136V137H198ZM214 136V137H213ZM218 136V137H217ZM221 136V137H220ZM224 136V137H223ZM242 136V137H241ZM15 138V139H13V138ZM17 137V138H16ZM18 137H19V139H18ZM41 137V138H40ZM88 139V141H89V144H88V141H87V139ZM98 138V140H97V138ZM108 137V138H107ZM136 139H135V138ZM140 137V138H139ZM185 137V138H184ZM197 137V138H196ZM210 137H212V138H210ZM217 137V138H216ZM221 139H220V138ZM241 137V138H240ZM10 140V141H8L9 143H10V145H9V143L7 142V140ZM10 138H12V139H10ZM26 138V139H25ZM39 138V139H38ZM55 140H54V139ZM116 138V139H115ZM128 138V139H127ZM134 138V139H133ZM198 138H200V140L198 139ZM208 138V139H207ZM257 138V139H256ZM4 139H5V141H4ZM77 139V140H76ZM99 139L101 140V142H98L97 143V141H99ZM109 139V140H108ZM111 139V140H110ZM119 139V140H118ZM203 139V140H202ZM216 141H215V140ZM219 139V140H218ZM225 139V140H224ZM230 139H232V140H230ZM247 139H249V140H247ZM12 140V141H11ZM23 140H24V143H23ZM54 140V141H53ZM60 140H61V142H60ZM107 140V141H106ZM118 140V141H117ZM122 140V141H121ZM136 140V141H135ZM190 140V141H189ZM223 141V142H221V141ZM261 140V141H260ZM3 141V142H2ZM15 142V143H13L12 144V142ZM19 141H22L21 143H23V144H21V143H19ZM27 141V142H26ZM44 141V142H43ZM66 141V142H65ZM75 141V142H74ZM85 141V142H84ZM102 141H103V143H102ZM127 141H128V143H127ZM134 143H133V142ZM138 141V142H137ZM198 141H199V143H198ZM214 141V142H213ZM247 141V142H246ZM6 142V143H5ZM68 142V143H67ZM125 142V143H124ZM132 142V143H131ZM194 142V143H193ZM213 142V143H212ZM216 142V143H215ZM239 142V143H238ZM245 142V143H244ZM251 142V143H250ZM6 145H5V144ZM26 143V144H25ZM28 143H30V144H28ZM40 143V144H39ZM86 143H87V145H86ZM92 143H93V145H92ZM109 143V144H108ZM111 143V144H110ZM114 145H113V144ZM135 143H136V145H135ZM187 143V144H186ZM202 145H201V144ZM219 143H221V145L219 144ZM248 143V144H247ZM4 144V145H3ZM8 144V145H7ZM17 144V146H15V145ZM19 144H21V145H19ZM32 144V145H31ZM85 144V145H84ZM95 144H97V145H95ZM117 144V145H116ZM126 144H127V146H126ZM129 144V145H128ZM191 144V145H190ZM193 144H195V145H193ZM197 144H199V146L197 145ZM204 144H206V145H204ZM209 146H208V145ZM213 144V145H212ZM228 144V145H227ZM251 144V145H250ZM256 144V145H255ZM14 145V146H13ZM24 145V146H23ZM38 145H40V146H38ZM45 145V146H44ZM92 145V146H91ZM95 145V146H94ZM119 145V146H118ZM133 145V148H132V150H131V148H129L130 146H132ZM205 147H204V146ZM229 145H230V147H229ZM236 145V146H235ZM240 145V146H239ZM250 145V146H249ZM253 145V146H252ZM8 146V147H7ZM11 148H10V147ZM13 146V147H12ZM36 146V147H35ZM43 146V147H42ZM62 146V147H61ZM78 146H81V147H78ZM87 146V147H86ZM89 146V147H88ZM196 146V147H195ZM221 147V149H220V147ZM4 149H3V148ZM6 147H7V149L9 150V148H10V150L8 151L7 149H6ZM15 147V148H14ZM33 147H35V148H33ZM37 147H39V148H37ZM53 147V148H52ZM57 147V148H56ZM97 147H99V149H98V151H97ZM103 147V148H102ZM121 147V148H120ZM194 147V148H193ZM232 147V148H231ZM234 147V148H233ZM13 148L15 149V150H17V152L16 151H14L13 150ZM23 148H24V150H23ZM45 148V149H44ZM51 148V149H50ZM105 148V149H104ZM113 148V149H112ZM123 148V149H122ZM219 148V149H218ZM226 149V150H224V149ZM231 148V149H230ZM237 148V149H236ZM250 148V149H249ZM4 151H3V150ZM11 149H12V151H11ZM20 149V150H19ZM28 149V150H27ZM32 149V151H34V152H30V154H29V151ZM34 149V150H33ZM58 149V150H57ZM66 149V150H65ZM95 149V150H94ZM117 149V150H116ZM19 150V151H18ZM50 150V151H49ZM87 150V151H86ZM104 152H103V151ZM106 150V151H105ZM120 150H122L123 151V153H119V151ZM127 150V152H125L124 153V151H126ZM193 150V151H192ZM221 150V151H220ZM22 151H24V152H22ZM25 151H26V153L28 154H26L25 153ZM41 151V155H42V157H44L47 161H49V158H50V162L52 161L53 162V160H54V162L55 163H57V164H59L60 162V164L59 165H54V167H57V169L58 168H60V167H63V166H60L61 164L63 165V164H65L66 166H64V170L63 169H59V170H57V171H55L56 170V168H55V170L53 169H51V168H54L53 166H52V163H50V162H48V163H50L48 166L45 164V162L43 163V161H41V160H43L44 158H42L41 157V155L39 154V152ZM92 151H93V153H92ZM130 151V152H129ZM146 151H147V153H146ZM185 151H186V153H185ZM204 151H206V152H204ZM209 151V152H208ZM210 151H211V153H210ZM217 153H216V152ZM224 151V152H223ZM226 151V152H225ZM232 152V153H229V152ZM235 151H237V152H235ZM249 151H250V153H249ZM7 152H9L8 154H7ZM11 152V153H10ZM16 152V153H15ZM20 153V154H18V155H20L22 158V160H24V159H26L24 162H27V160L28 161H30V163H32L33 162V165H32V167L31 168H33V166H36V164L39 162V161H41V162H39L40 163V165H41V167H40V165L39 166H37V167H39L40 169H35V167L31 170L30 169V165H29V162H28V165H26V164H22V162L20 163V164H18V160H17V157L19 158V156L17 155L16 156V154L17 153ZM64 152V153H63ZM95 152V153H94ZM121 152V151H120ZM133 152V153H132ZM139 152V153H138ZM208 152V153H207ZM15 153V154H14ZM37 153H38V155H37ZM45 153V154H44ZM60 155H59V154ZM89 153L91 154V155H89ZM104 153V154H103ZM113 153V154H112ZM126 153H127V155H126ZM202 153H203V155H202ZM206 153V155H204ZM224 153H226V154H224ZM244 153V154H243ZM254 153V152H253ZM3 154V155H2ZM10 154V155H9ZM14 156H16V157H12L13 155ZM23 154V155H22ZM25 154V155H24ZM84 154H86V155H84ZM124 154V155H123ZM144 154H147V155H144ZM193 154V155H192ZM218 154V155H217ZM228 154V155H227ZM235 154V155H234ZM243 154V155H242ZM6 155V156H5ZM8 155V156H7ZM12 155V156H11ZM30 155H32V157L30 156ZM62 155V156H61ZM89 155V156H88ZM100 155V156H99ZM189 155H191V156H189ZM220 155H221V157H220ZM223 155V156H222ZM251 155V156H250ZM252 155H254V156H252ZM10 156V157H9ZM26 158H25V157ZM27 156H30V158L31 159H29V157L27 158ZM34 156H35V158H36V156H39V157H37V158H40V159H38L37 160V158L35 159L34 158ZM53 156H55L54 158H53ZM66 158H65V157ZM82 156H84V157H82ZM91 156V157H90ZM93 156V157H92ZM124 156H126V157H124ZM129 156V157H128ZM143 156V157H142ZM145 156V157H144ZM149 156V157H148ZM215 157V159H214V157ZM245 156H246V158H245ZM76 157V158H75ZM82 157V158H81ZM111 157H113V158H111ZM124 157V158H123ZM133 157V158H132ZM188 157V158H187ZM5 158V159H4ZM15 158H16V160H15ZM32 158H34V160L36 161L37 160V163L36 162H34L33 160H32ZM57 158L59 159V160H57ZM69 160H68V159ZM129 158V159H128ZM131 158V159H130ZM149 158V159H148ZM151 158V159H150ZM159 158V157H158ZM174 158H176V160L174 159ZM208 158V159H207ZM220 158V159H219ZM9 159V160H8ZM12 159H14L13 161H12ZM62 159V160H61ZM66 159V160H65ZM83 159V160H82ZM86 159V160H85ZM87 159H89V160H87ZM96 159V160H95ZM101 159V160H100ZM133 159V160H132ZM134 159H135V161H134ZM146 159V160H145ZM204 159V160H203ZM213 159H214V161H213ZM217 159H219L218 161H217ZM233 159V160H232ZM259 159L261 160V161H259ZM8 160V161H7ZM32 160V161H31ZM64 160V161H63ZM72 160H75V162L74 161H71ZM81 161L79 164H81V165H78V163L77 162H79V161ZM85 160V161H84ZM92 160V161H91ZM111 160H113V161H111ZM122 160H124V161H122ZM133 162H131V161ZM138 160V161H137ZM148 160L150 161V162H148ZM155 160V161H154ZM157 160H159V164H158V161ZM181 162H179V161ZM188 160V161H187ZM190 160V161H189ZM234 160H237L236 162H234ZM240 160V161H239ZM250 160V161H249ZM45 161V160H44ZM46 161V162H47ZM58 161V162H57ZM67 161H69V162H67ZM89 161L92 163H89ZM97 161H99V162H97ZM109 161V162H108ZM138 163H137V162ZM145 161V162H144ZM153 163H152V162ZM157 161V162H156ZM173 161V163L172 164H174V165H176L175 167H177V168H175V167H173V165L171 164L170 165V163ZM176 163H175V162ZM192 161H194V162H192ZM212 161H213V163H212ZM230 161V162H229ZM232 161V162H231ZM246 161H248V162H246ZM6 162H9L8 163V165H7V163ZM13 162V165L11 164ZM15 162V163H14ZM53 162V164H55ZM64 162V163H63ZM85 163V164H82V163ZM90 164H88V163ZM118 162V163H117ZM129 164H128V163ZM135 162H136V164H135ZM160 162H162L161 164H160ZM206 162H207V164H206ZM227 162V163H226ZM238 162V163H237ZM257 162V163H256ZM5 163V164H4ZM17 163V164H16ZM71 163H74V164H71ZM87 163V164H86ZM112 163V164H111ZM124 165H123V164ZM142 163V164H141ZM157 163V164H156ZM185 163V164H184ZM192 163V164H191ZM216 163V164H215ZM222 163V164H221ZM244 163V164H243ZM246 163V164H245ZM12 166H10V165ZM35 164V165H34ZM44 164V165H43ZM77 164V165H76ZM97 164H98V166H97ZM143 164H145L147 167H145V165H143ZM152 164V165H151ZM163 164V165H162ZM188 164V165H187ZM241 164V165H240ZM4 165V166H3ZM19 165H23L22 167L21 166H19ZM45 165H46V167H45ZM77 166V167H79V166H82V167H84V168H82V167H79L78 169H76L77 167H74V166ZM85 165V166H84ZM95 165H96V167H98V168H96L95 167ZM131 165V166H130ZM169 165V167H167V166ZM186 165V166H185ZM195 167H194V166ZM211 166V168H210V166ZM243 165V166H242ZM260 165H261V167L262 168H260ZM6 166H10L9 167V169H8V167L6 168ZM15 166V167H14ZM16 166H18V168H16ZM42 166H43V168L44 169H42ZM50 166H52V167H50ZM68 166V167H67ZM70 166L74 169H72V168H70ZM99 166H100V168L102 169H99ZM126 166V167H125ZM150 166H152V167H150ZM159 166H160V168H159ZM162 166H165L164 168L162 167ZM172 166V167H171ZM180 166V167H179ZM184 166V167H183ZM221 166H223V167H221ZM226 166V167H225ZM246 166V167H245ZM14 167V168H13ZM21 167V168H20ZM24 167V168H23ZM28 168V170H30V171H28V170H26L27 168ZM36 167V168H37ZM50 167V168H49ZM106 167V168H105ZM123 167H124V169H123ZM133 167H134V169H133ZM150 167V168H149ZM182 167H183V169H182ZM192 167V168H191ZM198 167V168H197ZM200 167V168H199ZM215 167V168H214ZM216 167H217V169H216ZM228 167V168H227ZM237 167H240V168H237ZM245 167V168H244ZM15 169V170H13V169ZM19 168H20V170H24V171H20L19 170ZM65 168H66V171H65ZM68 168V169H67ZM84 169V171L82 170V169ZM86 168V169H85ZM89 168H92V169H89ZM98 170H96V169ZM114 168V169H113ZM138 168V169H137ZM141 168V169H140ZM142 168H143V170H142ZM152 168V169H151ZM164 170H163V169ZM171 169L170 171L172 172L173 171V174L169 171V169ZM172 168H173V170H172ZM174 168H175V170H174ZM196 168V169H195ZM232 168V169H231ZM237 168V169H236ZM5 169H7V171H3V170H5ZM10 169H12L13 170V173H12V170H10ZM16 169H17V171H16ZM44 170V171H42V170ZM49 169H51V170H49ZM69 169H72V170H69ZM89 169V170H88ZM93 169H95V171L93 170ZM104 169V170H103ZM110 169V170H109ZM120 169V170H119ZM127 169V170H126ZM137 169V170H136ZM167 169V171H165ZM181 169V170H180ZM185 169V170H184ZM188 169V170H187ZM202 170L203 172H205V170L206 169H208V170H210V173L211 172H214L213 173V175H215V176H217V173L219 172V174L221 175H219L220 177H222L221 179H224V181H226L225 182V190L224 191H222L221 193L222 194H219V192L218 191H215V189H214V187H212V185H210V183H207L203 178L205 177L204 176V174L203 173H201L199 170ZM204 169V170H203ZM217 170V171H215V170ZM228 169V170H227ZM240 169V170H239ZM256 169V171H253V170H255ZM41 170V171H40ZM47 170H49L48 172H45V171H47ZM91 170V171H90ZM106 170V171H105ZM113 170V171H112ZM122 170V171H121ZM124 170V171H123ZM145 170H146V172H145ZM148 170V171H147ZM160 170V171H159ZM177 170V171H176ZM178 170L179 171H181V172H178ZM183 170V171H182ZM195 170V171H194ZM212 170V171H211ZM219 170V171H218ZM3 171V172H2ZM9 171V172H8ZM26 171V172H25ZM27 171L28 172H30V173H27ZM36 171H38V173L36 172ZM59 171V172H58ZM62 171V172H61ZM65 171V172H64ZM69 171V172H68ZM72 172V174H71V172ZM78 171V172H77ZM87 171V172H86ZM97 171V172H96ZM104 172L103 173V175L102 174H99L100 172ZM110 171V172H109ZM111 171H112V173H111ZM179 173V175L182 177H180L177 173ZM189 171H190V173H189ZM222 171V172H221ZM233 171H239V172H241V171H243V172H241L242 173V176L241 175H239V177L240 178H237L238 180H236V175H238V174H233ZM16 172L17 173H20V174H17V175H21V177H19V176H17L16 175ZM35 172V173H34ZM43 172H44V174H43ZM53 172V174H54V172H55V174H56V176H55V174H54V176H53V174L51 175L50 173H52ZM67 172V175L65 174ZM75 174H74V173ZM96 172V173H95ZM113 172H114V174H113ZM117 172H118V174H117ZM125 172V173H124ZM130 172V173H129ZM147 173L148 174V172H149V174H148V177L146 176L147 174H144L143 175V173ZM167 175H165L164 173ZM167 172L169 173V174H167ZM186 172V173H185ZM196 172V173H195ZM217 172V173H216ZM238 172V173H239ZM254 172V173H253ZM37 176L38 174V176L36 177L34 174ZM42 173V174H41ZM58 173H60V174H58ZM90 175H89V174ZM92 173V174H91ZM94 173H95V175H94ZM107 173V174H106ZM112 174V175H110V174ZM137 173V174H136ZM152 173H153V175H152ZM183 173V174H182ZM237 173V172H236ZM244 173V174H243ZM7 175V177L5 176V175ZM9 174V175H8ZM11 174V175H10ZM31 174H33V176L31 175ZM41 174V175H40ZM46 174H48V175H46ZM52 176V177H54V178H52L50 175ZM65 174V175H64ZM69 174V175H68ZM77 174V175H76ZM117 174V175H116ZM121 174V175H120ZM130 176H129V175ZM134 174H136V175H134ZM150 174H151V176H150ZM164 174V175H163ZM190 174H192V175H189ZM229 174V175H228ZM3 175H4V177H3ZM14 177H13V176ZM25 175V176H24ZM27 175L29 176V175H31V180H32V182H31V180H29L30 178L29 177H27ZM44 175V176H43ZM58 175V176H57ZM71 175H73V176H71ZM93 175V176H92ZM96 175H99V176H96ZM110 175V176H109ZM117 176V177H115V176ZM120 175V177H118ZM142 175V176H141ZM157 175V176H156ZM160 175V176H159ZM173 175V176H172ZM176 175V176H175ZM211 175H212V173H211ZM223 175V176H222ZM233 175H234V178H232L233 177ZM243 175H244V178L243 179H241L242 177H243ZM247 175V176H246ZM253 177H252V176ZM260 175V176H259ZM10 176V177H9ZM13 178H12V177ZM19 177V178H21V180H18L17 179V177ZM34 176H35V178H34ZM41 176H43L42 177V180H44L45 179V181H43V182H41L42 180H41ZM47 176V177H46ZM62 176H64V177H62ZM92 176V177H91ZM122 176H124V178L122 177ZM125 176H126V178H125ZM175 176V177H174ZM201 176V177H200ZM218 176V177H219ZM28 178V179H26V178ZM38 177L40 178V179H38ZM49 177V178H48ZM50 177H51V179H50ZM68 177H75V178H73V180H72V178L70 179V183H71V185H73V183L75 182V185L74 186H76V188L74 187V186H71L72 187V190L70 191V192H68L69 190L68 189H70L71 187L69 186L70 184H68V182H67V184H65L66 183V180H69V179H67ZM95 177V178H94ZM98 177V178H97ZM102 177V178H101ZM114 177V178H113ZM132 177V178H131ZM134 177V178H133ZM143 177V178H142ZM145 177H147V178H145ZM151 178L152 180H154V182L153 181H148V178ZM153 177H157L156 178V180L157 181H155V178L153 179ZM159 177V178H158ZM163 177H165L164 179H166L167 181L165 182L164 180H163ZM173 177V179L175 178L176 180L177 179H179V181L177 180L175 183L173 182V179L171 180V178ZM178 177H180V178H178ZM184 177V178H183ZM195 177V178H194ZM219 177V178H220ZM238 177V176H237ZM248 177V178H247ZM5 178H7V179H5ZM10 178V179H9ZM15 178V179H14ZM22 178H24L25 180L24 181H22L23 179ZM44 178V179H43ZM48 178V179H47ZM57 178H58V180H59V182L57 181ZM66 178V179H65ZM85 178V179H84ZM107 178V179H106ZM117 178H119L120 180V182H119V184L117 183V185H116V181L118 182V179L116 180ZM149 178V179H150ZM169 178V179H168ZM232 178V179H231ZM253 178V179H252ZM8 179L9 180H11L10 181V183H9V181H8ZM16 179L18 180L17 182H16ZM33 179H34V181L37 183V185H39V186H41V184H43L41 187H39V186H36L35 184V182L33 183ZM36 179V180H35ZM49 180L48 182H47V180ZM56 179V181H54ZM62 179H63V181H62ZM85 181H84V180ZM88 179V180H87ZM91 179H92V181H91ZM98 179H100V180H98ZM106 179V180H105ZM111 179L113 180L112 182H110L111 181ZM116 181H115V180ZM122 179H124V180H122ZM138 179V180H137ZM184 179V180H183ZM195 179V180H194ZM260 180V182L258 181V183H257V180ZM3 180H5V182H6V189L5 188H3L4 187V181ZM27 180H28V182H27ZM53 182H52V181ZM75 180V181H74ZM86 180H87V182H86ZM96 182H98V183H96L95 184V181ZM103 180V181H102ZM121 180H122V185H121ZM128 180V181H127ZM147 180V181H146ZM168 180H171V181H168ZM227 180H229V181H227ZM264 180V179H263ZM21 181L23 182V184H21ZM50 181H51V183H50ZM60 181H61V183H60ZM65 181V182H64ZM74 181V182H73ZM88 181H89V183H88ZM94 181V182H93ZM101 181V182H100ZM106 182V184H107V182H108V184L106 185L105 184V182ZM163 181V182H162ZM175 181V180H174ZM183 183H182V182ZM194 181V182H193ZM199 181V182H198ZM247 183H246V182ZM12 182V183H11ZM16 182V183H15ZM20 182V183H19ZM29 182H31V184H29ZM40 182V183H39ZM44 182H45V184L46 185H48V187L49 188H47V186L45 187L44 186ZM56 183V185L57 184H60V185H55V183ZM58 182V183H57ZM64 184H63V183ZM76 182H78V184L76 183ZM83 183L84 182V185L83 184H79V183ZM109 182H110V184H109ZM114 182V183H113ZM145 182V183H144ZM152 182V183H151ZM158 182V183H157ZM172 182V183H171ZM178 182V183H177ZM188 184H187V183ZM228 182V183H227ZM239 182V181H238ZM254 182V183H253ZM264 182V181H263ZM8 183V184H7ZM53 183H54V187H53ZM87 183L89 184V186H91V183H92V187L90 188V187H88L87 186ZM111 183H113V184H111ZM128 183H130L129 185H132V186H129V185H126V184H128ZM135 183V184H134ZM159 184L160 183V185H157V186H155V184ZM174 183V184H173ZM202 183V184H201ZM11 184H13V185H11ZM14 184H16V185H14ZM18 184V185H17ZM77 184V185H76ZM97 184L99 185V187L100 186H102L103 184V189H102V187H98L97 186ZM125 184V185H124ZM144 185L145 187H143L142 185ZM148 186H147V185ZM162 184V185H161ZM171 184H172V187H170L171 186ZM228 184V185H227ZM230 184V185H229ZM28 185H30V187H28ZM64 185V186H63ZM69 187H68V186ZM78 185H81V186H78ZM83 185V186H82ZM106 185V186H105ZM112 185V186H111ZM115 186V189H111V188H114V186ZM134 185H136V186H134ZM167 185V186H166ZM169 185V186H168ZM176 186L173 190L172 189H170V188H173V186ZM192 185V186H191ZM10 186V187H9ZM14 186H16V187H14ZM25 186V187H24ZM33 186H34V188H35V186H36V188H35V190H34V188H33ZM62 186H63V188H62ZM66 186L68 187V188H66ZM85 186V187H84ZM117 186H119V188L117 187ZM125 186V187H124ZM128 188H130V187H132V188H130V189H128ZM152 186V187H151ZM162 186V187H161ZM182 186H184V187H182ZM261 186V185H260ZM259 186V187H260ZM8 187H9V190H8ZM12 187H13V190H12ZM20 187H21V189H20ZM28 188V190H26L27 188ZM33 189H32V188ZM37 187H39V191H40V189H42V188H44L45 190V192H47V193H49V192H51L52 190H53V188L56 190V188L58 189V187H59V190H61L62 191V193L60 192V191H58V192H60L61 194H59V196H61V198L59 197V199L58 200H56V201H53L52 203L50 202V204H49V202H48V200L46 199V198H48V194L47 193H45L44 191H43V193L44 194H47L46 196L47 197H45V195H43V193L42 194H38V193H40L39 191H38V195H40V196H42L43 197V203H44V206L42 205V206H40V208H41V210H40V208H37V207H35V208H32V211H29V208H27V206L25 207V206H23V204H25V203H23V201H26V198H27V201L29 202V201H31L32 200V194L34 195V196H36L35 195V193H36V191H37ZM52 189H51V188ZM61 187V188H60ZM65 187V188H64ZM78 187H80V188H78ZM95 187H97V188H95ZM122 187H123V190H121L122 189ZM148 187V188H147ZM167 189H165V188ZM169 187V188H168ZM193 187V188H192ZM204 187V188H203ZM208 187V188H207ZM232 187V188H231ZM240 187V186H239ZM11 188V189H10ZM19 188V189H18ZM29 188H31V189H29ZM73 188H75L76 190H78V191H76L75 189H73ZM95 188V189H94ZM104 188H106L107 189V191H106V189H104ZM118 188V189H117ZM137 188H139V189H137ZM157 188V189H156ZM164 188V189H163ZM177 188V189H176ZM179 188V189H178ZM182 188V189H181ZM185 188V189H184ZM186 188H188L189 190H191L190 191V193H189V190L188 189H186ZM195 188V189H194ZM201 188V189H200ZM206 188V189H205ZM228 190H227V189ZM252 188H254V187H252ZM18 189V190H17ZM47 189H49L50 191L48 192V190ZM64 189H66L65 191H66V193H65V191H64ZM99 190L100 192H98L97 190ZM110 189V190H109ZM126 189H128V190H126ZM197 189H199V190H197ZM234 189V190H233ZM257 189H259L258 187L256 188V190L255 191H258ZM4 190V191H3ZM5 190H7L6 191V193H5ZM11 190H12V192H15V193H17V192H19L20 190V193H18L19 195H21L20 197H22V200L20 199V200H18L19 198H17V202H20L21 203V205H19V206H17V208H19V209H15L17 212H15L14 210H13V208L15 207V204L17 203L16 201H15V199H13V198H10L9 196H10V193H11ZM29 190H31V191H29ZM34 190V191H33ZM84 190V189H83ZM94 190V193H92V191ZM95 190H96V192H95ZM109 190V191H108ZM114 190V193H112V191ZM116 190H119V193L121 192L122 194H124L125 195V193L128 191H134L133 193H132V195L134 196H132L131 195V193L129 192V194H130V196L131 197H128L129 196V194L126 196V197H128L127 199V201H128V203L129 204H127L126 205V203H127V201H126V197L124 196L123 198L122 197H120L119 198V196L121 195V193H120V195H119V193H118V191H116ZM121 190V191H120ZM126 192H125V191ZM137 190V191H136ZM164 190V191H163ZM170 192V194H169V192H168V194L169 195H167V192ZM227 190V191H226ZM250 190V189H249ZM8 191H10V192H8ZM42 191V190H41ZM64 191V192H63ZM76 191V192H75ZM101 191H102V193H101ZM104 191V192H103ZM118 193V194H116V192ZM141 191V192H140ZM158 191V192H157ZM186 191V192H185ZM188 191V192H187ZM235 191V192H234ZM250 191H254L253 189L252 190H250ZM22 192V193H21ZM27 194H26V193ZM78 192V193H77ZM107 192V193H106ZM127 192V193H128ZM143 192V193H142ZM148 192V193H147ZM161 192V193H160ZM193 192V193H192ZM206 192H207V194H206ZM208 192H209V195H208ZM4 193V194H3ZM8 193V194H7ZM65 193V194H64ZM68 193V194H67ZM101 193V194H100ZM103 193H105L106 195H108V196H106L105 194H103ZM136 193H138V194H140V195H138V194H136ZM175 193V194H174ZM196 193H198V194H196ZM74 194H73V196H74ZM85 193L83 192V195H84ZM98 194V195H97ZM111 194V195H110ZM146 194V195H145ZM157 194V195H156ZM159 194V195H158ZM162 194V195H161ZM164 194V195H163ZM166 194V195H165ZM177 194H178V196H177ZM190 194V195H189ZM193 194V195H192ZM196 194V195H195ZM205 194L206 195H208V196H205ZM233 194V195H232ZM5 195V196H4ZM6 195H8V196H6ZM28 195H31V196H29V197H27ZM69 197V198H67V196ZM82 195V193H80L79 195H77V197H82L83 196ZM110 195V196H109ZM116 195V196H115ZM140 197H138V196ZM142 195V196H141ZM145 195V196H144ZM152 195V196H151ZM189 195V196H188ZM199 195V196H198ZM204 195V196H203ZM212 195V196H211ZM222 195V196H221ZM245 195V199H247V194L246 193H244L243 195H240V196H244ZM24 196H26V197H24ZM72 196V197H73ZM74 196V197H75ZM121 196H123V195H121ZM150 196V197H149ZM165 196V197H164ZM191 196H193L195 199H197L198 201H194L195 199L193 198V197H191ZM239 196V197H240ZM73 197V198H74ZM76 197V198H77ZM92 197H94V196H92ZM142 197V198H141ZM144 197H146V199L144 198ZM174 197V198H173ZM238 197V198H239ZM252 197V196H251ZM6 198H8V199H11L10 200V202H12V203H10L9 204V200L8 199H6ZM113 198V199H112ZM133 198V199H132ZM137 198H138V201H137ZM150 198V199H149ZM180 198V199H179ZM193 198V201L191 200ZM200 198V199H199ZM207 198H208V200H207ZM244 198V197H243ZM252 198H254V197H252ZM30 199V200H29ZM113 201H112V200ZM116 199V200H115ZM154 199V200H153ZM176 199V200H175ZM6 200V201H5ZM122 200V201H121ZM124 200V201H123ZM129 200H130V202L132 201V202H134L135 200V203H137V206L135 205V203H132L131 202V204H130V202H129ZM140 200V201H139ZM171 200V201H170ZM175 200V201H174ZM177 200H178V202H177ZM183 200V201H182ZM204 200V201H203ZM207 200V201H206ZM210 200V201H209ZM250 200H251V198H250ZM4 201V202H3ZM26 201V202H27ZM105 201H107V202H105ZM141 201H143V202H141ZM149 201V202H148ZM200 201H203V202H200ZM252 201H254L253 199H252ZM46 202H48V204H49V206H48V204H46ZM105 202V203H104ZM116 202V203H115ZM120 203V205H121V207H120V205H119V203ZM123 202V203H122ZM124 202H125V204H124ZM176 204H175V203ZM197 202H199V204L198 205H196V203ZM211 202V203H210ZM219 202H220V204H219ZM224 202V203H223ZM255 202V201H254ZM6 204L7 206H4L3 204ZM23 203V204H22ZM57 203V204H56ZM111 203L112 204H114V205H111ZM140 203V204H139ZM150 203V204H149ZM161 203V204H160ZM174 204V205H172V204ZM205 203H206V205H205ZM227 205H226V204ZM240 203V202H239ZM13 204V206L12 207H10V205H12ZM19 203H17V205H18ZM55 205V206H53L54 208H52V205ZM142 204V205H141ZM200 204H201V207H199L200 206ZM241 204V203H240ZM255 204V203H254ZM3 205V206H2ZM47 205V206H46ZM72 205H74L73 207H72ZM129 205H131L129 208L130 209H128V207L127 206H129ZM132 205H133V207H132ZM135 205V206H134ZM145 205V206H144ZM148 205V206H147ZM171 206V207H169V206ZM176 205V206H175ZM193 205H194V208H193ZM202 205L204 206V207H202ZM214 205H215V207H214ZM21 206H23V209H22V207ZM51 206V207H50ZM114 206H117V207H115L114 208ZM139 206H144V207H142V208H140ZM150 206H151V208H150ZM153 206V207H152ZM178 206V207H177ZM180 206V207H179ZM206 206V207H205ZM208 206V207H207ZM217 206H219V208L217 207ZM226 206V207H225ZM234 206V207H233ZM2 207V208H1ZM5 207H6V210H5ZM45 208V209H43V208ZM48 207V208H47ZM58 209H60V210H58ZM60 207V208H59ZM104 208V210H103V208ZM134 207H136L135 209H133V210H131L132 208H134ZM149 208V210H152V209H154L152 212H150L149 211V214H148V208ZM191 207V208H190ZM212 207V208H211ZM253 207H258V206H256V205H254ZM16 208V207H15ZM37 208V209H36ZM83 208V207H82ZM88 208V207H87ZM95 210H94V209ZM114 208V209H113ZM117 208H118V210H117ZM122 208H124L125 210H128V211H126L125 212V210L123 209L122 210V212H121V209ZM138 208V211L136 210ZM143 208H145V209H143ZM156 208V209H155ZM205 208V209H204ZM215 208H217V209H215ZM227 208V209H226ZM237 208H239V209H237ZM21 209V210H20ZM25 209V210H24ZM36 209V211H34ZM48 209H50V210H48ZM55 211V210H57V211H53V210ZM70 209V211H72ZM75 209V208H74ZM73 209V210H74ZM140 209V210H139ZM162 209V210H161ZM167 209V210H166ZM177 209V210H176ZM193 209H194V211H193ZM219 209V210H218ZM222 209V210H221ZM257 209V208H256ZM13 210V211H12ZM31 210V209H30ZM40 212H39V211ZM51 210H52V213H50L51 212ZM131 210V215H130V211ZM137 212H136V211ZM144 211V213H143V211ZM147 210V211H146ZM212 210V211H211ZM218 210V211H217ZM246 210V211H245ZM247 210H248V212H247ZM255 210V209H254ZM18 211L20 212V213H22V214H20V213H18ZM22 211V212H21ZM26 213H25V212ZM38 211V212H37ZM44 211V212H43ZM47 211H49V213H50V215H52V216H50L49 217V213L47 212ZM75 211V210H74ZM100 211V212H101ZM140 211H142V212H140ZM146 211V212H145ZM158 211V212H157ZM161 211V212H160ZM176 211V212H175ZM203 211H205V212H203ZM210 211V212H209ZM237 211V212H236ZM259 211H261V210H259ZM31 212H32V214H31ZM60 212L62 213L61 215H62V217H60L61 215H60ZM76 212H78L77 210H76ZM111 212V213H110ZM127 212H129V213H127ZM132 212H134L133 214H134V216H132L133 214H132ZM143 213V214H140V213ZM154 212V213H153ZM200 212H201V214H200ZM219 212V213H218ZM225 212V213H224ZM232 212V213H231ZM241 212V213H240ZM18 213V214H17ZM34 213H39V217L41 218H39L38 216H37V219H39V222H38V220L36 219V214L34 215ZM43 213H45V214H43ZM58 213H59V216H58ZM70 213H73V212H70ZM75 213V212H74ZM118 213H122L121 215L119 214L118 215ZM137 213H139L141 216H140V218H139V215H137ZM148 215H147V214ZM153 213V215H150V214H152ZM162 213V214H161ZM167 215H166V214ZM171 213V214H170ZM215 213H217V214H215ZM228 213V214H227ZM231 213V214H230ZM28 215V219H27V215ZM47 214V215H46ZM64 214V215H63ZM112 214V215H113ZM125 214H127V215H125ZM136 214V215H135ZM164 214V215H163ZM175 214V215H174ZM211 214V215H210ZM212 214H214L213 216H212ZM224 214H227V215H224ZM258 214H259V216H258ZM18 215V216H17ZM54 215V216H53ZM150 215V216H149ZM155 215H157V216H155ZM160 215V216H159ZM183 215V216H182ZM206 215H208V216H206ZM221 215V216H220ZM238 215V216H237ZM242 215V216H241ZM245 215V216H244ZM249 216V218H247V216ZM2 216H4V217H2ZM20 216V217H19ZM56 216H58V217H56ZM126 216V217H125ZM137 216V217H136ZM146 216V217H145ZM147 216H149V217H147ZM159 216V218H156V217H158ZM163 216V217H162ZM205 216V217H204ZM234 216V217H233ZM2 217V218H1ZM26 217V218H25ZM31 217H33V218H31ZM46 217V218H45ZM48 217V218H47ZM56 219V220H54V218ZM84 217H86V218H88L87 217V215H85ZM135 217V219H133ZM143 217H145V219L143 218ZM166 217V218H165ZM167 217H168V219H167ZM208 217V218H207ZM257 217H255L254 219H256ZM260 217V218H259ZM4 218V219H3ZM21 218V219H20ZM23 218H24V222L26 223V225H25V223L23 222ZM60 218V219H59ZM66 218V219H65ZM85 218V219H86ZM90 218V217H89ZM119 218V217H118ZM143 219V220H138V219ZM147 218H149V219H147ZM162 218V219H161ZM210 218V219H209ZM227 218V219H226ZM18 219L19 220H21L22 222H19L18 223ZM29 219H31V220H29ZM35 219V220H34ZM53 219V220H52ZM161 219V220H160ZM207 219V220H206ZM220 219H221V221H220ZM229 219V220H228ZM249 219V220H248ZM3 220H4V222H3ZM28 220V221H27ZM33 220V221H32ZM40 220H42V222L43 223H41V221ZM46 220H48V221H46ZM58 220V221H57ZM60 220V221H59ZM124 220V219H123ZM146 220V221H145ZM148 220H150V221H148ZM160 220V221H159ZM169 222H168V221ZM176 220V221H175ZM211 220V222H209ZM248 220V221H247ZM31 221V222H30ZM34 221L36 222H38V225H44L41 229H39V227H41V226H38L37 225V222H36V224L34 223ZM52 221V222H51ZM55 221V222H54ZM62 221V222H61ZM143 221V222H142ZM153 221V222H152ZM158 223H157V222ZM180 221V222H179ZM188 221H189V223H188ZM213 221V222H212ZM214 221H215V223H214ZM218 221H219V223H218ZM1 222H3V225H2V223ZM7 222V224H5ZM8 222H9V224H8ZM13 224H11V223ZM44 222H47V223H44ZM58 222H59V224H58ZM63 222H65V223H63ZM68 222H69V224H68ZM148 222V224L149 223H151V224H149V226H148V224H146ZM171 222V223H170ZM234 222V223H233ZM17 223V224H16ZM27 223H30V224H27ZM50 223V224H49ZM60 223H61V225L62 226H59L60 225ZM70 223H71V225H70ZM136 223H137V225H136ZM156 223V224H155ZM168 223V224H167ZM177 223V224H176ZM210 223V224H209ZM246 223V224H245ZM251 223V224H250ZM259 223V224H258ZM46 224V225H45ZM54 224H56L55 226H54ZM66 224V225H65ZM67 224H68V226H67ZM129 224V223H128ZM142 224H144V226H146V227H142ZM154 224H155V226H154ZM162 224V225H161ZM182 224H183V226H182ZM196 224V225H195ZM201 224H203V225H201ZM211 224H213V226H214V224H215V228L211 225ZM232 224V225H231ZM254 226H253V225ZM257 224V225H256ZM6 225V226H5ZM17 225H18V227H22V225L24 226L23 227V229L25 228H27L26 230H27V232H26V230H25V234H24V238L22 237L23 236V234L21 235L20 234V236H19V238L21 239L20 240V242L18 241V242H15V243H13L14 241H17V240H19L18 239V237L17 236H15V234L17 233V229H18V227H17ZM21 225V226H20ZM30 225V226H29ZM33 225V226H32ZM37 226V228H35L36 226ZM48 225V226H47ZM53 225V227H51ZM170 225V226H169ZM211 225V226H210ZM231 225V226H230ZM247 225V226H246ZM3 226H4V228H3ZM11 228H10V227ZM13 226V227H12ZM32 226V227H31ZM47 226V227H46ZM50 226V227H49ZM138 226H140V227H138ZM150 226H151V228H150ZM157 226V227H156ZM163 226V227H162ZM168 226V227H167ZM205 226V227H204ZM250 226H251V228L252 229H250ZM7 227V228H6ZM13 231V232H15V234H12V231L11 230H9V228ZM45 227V228H44ZM58 227V228H57ZM150 229H149V228ZM154 227H155V229H154ZM163 228V230H162V228ZM166 228V230H164L165 228ZM180 227V228H179ZM196 227V228H195ZM210 227V228H209ZM255 227H256V229H255ZM258 227V228H257ZM3 228V229H2ZM15 228H17L15 231L13 230V229ZM36 229V231H34L35 229ZM48 228V229H47ZM55 228H56V230H57V232H55L56 230H55ZM60 228H61V231H62V228L64 229V228H66V229H64L63 230V232H61L60 231ZM69 228V229H68ZM78 228V227H77ZM153 228V229H152ZM157 228V229H156ZM158 228H160V230L158 229ZM170 228V229H169ZM171 228H172V230H171ZM174 228V229H173ZM207 228V229H206ZM226 228V229H225ZM231 228V229H230ZM58 229H59V231L61 232V235H63L64 233V235L62 236V237H60L61 235H60V233H59V237L58 236H54L55 234L56 235H58ZM170 231H169V230ZM190 229V230H189ZM212 229V230H211ZM239 229V230H238ZM242 229V230H241ZM254 229V230H253ZM29 230H33V231H29ZM41 230V231H40ZM51 230V231H50ZM137 230V229H136ZM150 230V231H149ZM158 230V231H157ZM174 230V231H173ZM181 230V231H180ZM186 230V231H185ZM208 230V231H207ZM219 232H218V231ZM238 230V231H237ZM253 230V231H252ZM9 231H10V233L11 234H9ZM39 231V232H38ZM44 231V232H43ZM46 231V232H45ZM156 231V232H155ZM162 233H161V232ZM166 231V232H165ZM169 231V232H168ZM183 231V232H182ZM215 231V232H214ZM233 231V232H232ZM237 231V232H236ZM31 233V235L29 234V233ZM42 232V233H41ZM52 232V233H51ZM133 232H134V230H133ZM159 232V235L157 234ZM168 232V233H167ZM221 232V233H220ZM239 232V233H238ZM251 232V233H250ZM257 232V233H256ZM38 233H40V234H38ZM44 233V234H43ZM45 233H47V234H45ZM153 233H154V235H153ZM156 233V234H155ZM164 233V234H163ZM167 233V234H166ZM169 233H170V235H171V240H170V235H169ZM173 233H175V234H173ZM180 233V234H179ZM223 233V234H222ZM238 233V234H237ZM35 234V235H34ZM36 234H38V237L36 236ZM43 234V235H42ZM148 234V235H147ZM166 234V235H165ZM177 234H178V236H177ZM220 234V235H219ZM225 234V235H224ZM264 234V233H263ZM10 235L12 236H14L15 237V239L14 238H11L10 237ZM26 235H28V236H26ZM30 235V236H29ZM41 235V236H40ZM45 235H47V237L45 236ZM52 235H53V237H56L57 238V240H58V238H62V239H60V242H57V240H55V238H53L52 237ZM151 235H153V239L151 238L152 236ZM163 235V236H162ZM175 235V236H174ZM234 235V236H233ZM2 236V237H1ZM33 236V237H32ZM37 238H36V237ZM42 236H44V237H42ZM50 236V237H49ZM160 236H161V238H160ZM173 236H174V238H173ZM206 236H207V238H206ZM216 236V237H215ZM221 236V237H220ZM227 236V237H226ZM241 236H242V238H241ZM3 237H7V238H10L11 240H9V239H7V238H3ZM22 237V238H21ZM26 237V238H25ZM30 237H32V238H30ZM35 237V238H34ZM40 237V239H38ZM43 239H42V238ZM49 237V238H48ZM64 237V238H63ZM157 237V238H156ZM168 237H169V239H168ZM176 237V238H175ZM182 237V238H181ZM187 237V238H186ZM188 237H190V238H188ZM240 237V238H239ZM255 237V238H254ZM53 238V239H52ZM156 240H155V239ZM163 238V239H162ZM5 239H6V241H5ZM13 239V240H12ZM38 241H37V240ZM46 241H45V240ZM48 239V240H47ZM53 240L54 242H52V241H50V240ZM178 239V240H177ZM186 239V240H185ZM201 239V240H200ZM230 239V240H229ZM31 240V241H30ZM33 240H35V241H33ZM41 242H40V241ZM47 243H45L44 241ZM141 240V241H142ZM153 240H155V241H157L158 242V244H156L157 242H154ZM162 240V241H161ZM177 240V241H176ZM214 240V241H213ZM225 240H229L228 241V244H227V241H225ZM242 240H243V242H242ZM253 240V241H252ZM5 241V242H4ZM13 241V242H12ZM26 241V242H27ZM59 241V240H58ZM179 241H180V243H179ZM182 241V242H181ZM186 241H188V242H190V244L189 243H187ZM234 241V242H233ZM237 241V242H236ZM245 241V242H244ZM250 241V242H249ZM42 242H44V243H42ZM50 242V243H49ZM52 242V243H51ZM61 242H62V244H61ZM143 242L144 243H146L144 240H143ZM153 242L156 244H153ZM163 242V243H162ZM220 242V243H219ZM242 242V243H241ZM246 242H247V244H246ZM28 243V244H29ZM60 243V244H59ZM64 243H66L65 245H64ZM26 244V243H25ZM41 244H43L44 246H47V247H50L49 249H50V251L52 250V251H54V253H52V251H51V254H53V255H51V254H47L46 252H44L43 250H44V246L43 245H41ZM48 244H49V246H48ZM54 245V244H59V246H60V248H62L63 247V249H65V250H62V249H60L59 248V246L57 245V247L58 248H56V246L55 247H52V245ZM146 244H148V243H146ZM148 244V245H149ZM161 244V245H160ZM162 244H164V246H162ZM179 244H181V245H183L182 247H181V245H179ZM189 244V246H187ZM192 244V245H191ZM237 244V246H235ZM242 244V245H241ZM243 244H245V245H243ZM251 244H253V245H251ZM256 244V245H255ZM11 245V246H10ZM24 245V244H23ZM27 245V244H26ZM41 245V246H40ZM179 245V246H178ZM226 245V246H225ZM232 245V246H231ZM241 247H240V246ZM250 247H249V246ZM2 246V247H1ZM3 246H7L8 248H10L9 250V253H10V255H9V253H8V248L6 249V248H4ZM10 246V247H9ZM12 246H13V248H12ZM17 246V245H16ZM152 246V247H153ZM208 246V247H207ZM217 246V247H216ZM245 246V247H244ZM19 247V246H18ZM21 247V246H20ZM24 247H26L25 245H24ZM43 248V249H41V248ZM153 247V248H154ZM160 247V248H159ZM162 247V248H161ZM180 247H181V249L182 250H180ZM184 247H187V248H184ZM228 247V248H227ZM254 247V248H253ZM31 249V251H29L30 249ZM35 250V252L33 251V249ZM36 248V249H35ZM46 248V247H45ZM157 248H154V249H157ZM192 248V249H191ZM200 248H201V250H200ZM206 248V249H205ZM212 248H213V250L214 249H216V250H214V252H213V250H212ZM248 248H249V250H248ZM251 248V249H250ZM5 249V250H4ZM54 249V250H53ZM57 249H59V251H56V253L57 254H55V250H57ZM191 251H190V250ZM193 249H194V251H193ZM228 249V250H227ZM245 249V250H244ZM85 252H84V251ZM184 250V251H183ZM205 250H206V254L207 255H210L211 257H213V258H210L209 256H205ZM224 250V251H223ZM248 250V251H247ZM29 251V252H28ZM46 251V250H45ZM62 251H66V252H62ZM87 251V252H86ZM179 251V252H178ZM181 251L183 252V254L181 253ZM185 251H187V252H185ZM190 251V252H189ZM204 251V252H203ZM207 251H209V252H207ZM218 251V252H217ZM230 251H232V252H230ZM233 251H234V253H233ZM262 251V252H261ZM30 253V252H33L34 253V256H32L33 254L32 253H30V254H27L26 256H28V257H26L25 255H24V253L26 254V253ZM38 253V255H37V253ZM43 252V253H42ZM60 252H62V258H61V255H60ZM85 253V256H84V253ZM175 252H177V253H179V254H177V253H175ZM197 252H198V254H197ZM201 252H203V253H201ZM250 252V253H249ZM17 253V254H18ZM36 253V254H35ZM73 253V252H72ZM71 253V254H72ZM77 254V256H76V254ZM73 255H69V258L67 259V261H65L63 264H72L73 262L74 263H76V264H81L82 262L83 263H87V264H91V263H89V261L90 262H92V260H94V256L88 251V250H85V249H80L79 251L77 250L76 252H75ZM90 255H89V254ZM180 253L182 254V256H180ZM185 253H186V255H187V257L186 256H183V255H185ZM188 253V254H187ZM193 253H194V255H193ZM196 253V254H195ZM200 253V254H199ZM213 253V254H212ZM227 253V254H226ZM252 253V254H251ZM254 253H257L256 255L254 254ZM45 256H44V255ZM47 254V255H46ZM55 254V255H54ZM60 255V256H56V255ZM66 254V255H65ZM70 254V253H69ZM88 254V255H87ZM202 254H203V256H202ZM214 255V256H212V255ZM219 256H218V255ZM260 254V255H259ZM43 255V256H42ZM50 255H51V257H50ZM79 255V256H78ZM80 255H81V257H80ZM83 255V256H82ZM92 255V256H91ZM196 255H198V257L196 256ZM217 255V256H216ZM226 255V256H225ZM231 255H232V257H231ZM251 255V256H250ZM4 256H5V258H4ZM10 258H9V257ZM40 256H42L41 258H39ZM49 256V257H48ZM53 256V257H52ZM63 256H65L64 258H63ZM74 256H76V257H74ZM86 256H87V259H88V257H89V260H87V259H84V257L86 258ZM179 256V257H178ZM193 256V257H192ZM203 258H207V260H208V258L209 259H212V260H209V261H207V260H205V259H203ZM221 256V258H219ZM14 257L16 258V259H14ZM23 257V258H22ZM34 258L33 260H35V261H39V262H36L35 263V261H31V260H29V258ZM37 257V258H36ZM67 257V258H66ZM73 257V258H72ZM93 259H92V258ZM178 257V258H177ZM190 257H192V258H190ZM197 257V258H196ZM199 257L200 258H202V261H201V259H199ZM234 257H236V258H234ZM252 257H254V258H252ZM3 258V259H2ZM26 258V259H25ZM30 258V259H31ZM39 258V259H38ZM43 258H45L46 260H44V261H41V260H43ZM52 258V259H51ZM54 258H55V260H54ZM56 258H57V260H56ZM59 258H61V259H59ZM77 260H75V259ZM82 258V259H81ZM177 258V259H176ZM195 258V259H194ZM215 258V259H214ZM219 258V259H218ZM223 258V259H222ZM226 258H228V260L226 259ZM249 258V259H248ZM256 258V259H255ZM263 258V259H262ZM19 259V260H18ZM23 259H25V260H23ZM41 259V260H40ZM49 259H51V261L49 260ZM72 259L74 260V261H72ZM176 259V260H175ZM186 259H184V260H186ZM190 259H192V260H190ZM196 259H198V260H196ZM229 259H231V261L229 260ZM237 261H236V260ZM259 259V260H258ZM261 259V260H260ZM7 260V261H6ZM9 260V261H8ZM16 260H18V261H16ZM28 260V262L30 261L31 263H28V262H26ZM48 260H49V262H48ZM69 260H70V263H69ZM78 260H80L79 262H78ZM85 260L87 261V262H85ZM172 260V259H171ZM172 260V261H173ZM183 260V261H184ZM216 261L215 263H214V261ZM223 260H225V262L227 261V263H225ZM24 261H25V263H24ZM197 261V262H196ZM212 261V262H211ZM219 261V262H218ZM223 261V262H222ZM42 262H44V263H42ZM51 262V263H50ZM54 262V263H53ZM232 262V263H231ZM73 263V264H74ZM82 263V264H83ZM21 264V263H20ZM184 264H186V261L184 262Z\"/></svg>","mask_w":264,"mask_h":264},{"label":"bare ground","instance_id":"obj_2","mask_svg":"<svg viewBox=\"0 0 264 264\" xmlns=\"http://www.w3.org/2000/svg\"><path fill=\"white\" fill-rule=\"evenodd\" d=\"M17 1V0H16ZM19 1H21V0H19ZM38 1V0H37ZM53 1V0H52ZM76 1V0H75ZM78 1V0H77ZM82 1V0H81ZM83 1H86L87 2V0H83ZM102 1V3L104 4V5H106V6H108L109 8H110V11L109 10H107L106 8H104V6H102L101 4H98L97 2H95V1H93L92 0V2H94V3H92V2H90V0H88V2H90L92 5L93 4H95V5H93V6H95V9H97V11L99 10V12L100 13H102L103 14V16H105L106 18H107V22H108V25H107V23H106V29H105V31L106 32H108V35H106V36H109V31H110V33L111 32H114V30H119L120 31V29H122L123 27H122V24H121V22H120V20H122V17L124 18L125 16L123 15V13H126L125 12V10H127V9H129V7L131 8V1H133V0H101ZM135 1V0H134ZM133 1V2H134ZM138 1V0H137ZM140 1V0H139ZM142 1V0H141ZM140 1V2H141ZM154 1H158V3L160 4V2L161 1H163V4H160L161 6H163L164 5V2L167 4H165V6H163V8H165V7H167V6H171V8L173 9V11H175L177 14L176 15H178L179 14V18L182 16V20L184 19V23L186 22V24H188V29H187V31L189 30L190 32H189V34L192 36L191 38H189L190 36L188 35V33H187V36H189V37H185L184 36V32L186 31V28H185V30H184V28H183V24L182 25H180V23H178L179 24V26L181 27V29L183 28V30H184V32H183V30H181L182 32H180L181 34L183 33V35H181V36H184L185 38L183 39V37L181 38V39H183L184 41H185V39H187V38H189L190 40H188L187 39V41L186 42H190L191 44H189V43H187L188 45V47H189V45H190V48H191V46H192V43H193V46H195V45H197V46H195V47H197L198 49L196 50L193 46V49L196 51V53H197V51L198 50H200L197 54L194 52V50H192V48L190 49V48H188V47H186L185 46V44L183 43V45H184V47H183V45H182V40L180 39L179 41H180V45H182L181 47L180 46H178L177 45V48L175 49V55H176V57H180L182 60H187L185 57H184V55H188L189 53H191V50L193 51V53H191L192 55L195 53V55H197L198 57L197 58H199V56L200 57H204L209 63H211V64H209V63H207L206 62V64L208 65H212V63L214 64V65H219V67L220 66H222V68H223V70H225L226 71V73L225 74H227L226 76L229 78H227L228 80H232L236 85H237V87H235V88H237L238 90H235V88H234V90L235 91H238V92H242V93H244L243 95H245V96H247V101H249V103H251L250 105H251V110L253 109V113H256V114H254V115H258L259 117H260V119L262 118L261 116H262V114H264V0H143V2L142 3H144V2H149V3H151V2H154ZM160 1V2H159ZM31 2V1H30ZM47 2V1H46ZM62 2V1H61ZM71 2V1H70ZM73 2V1H72ZM136 2V1H135ZM26 3V2H25ZM37 3V2H36ZM57 3V2H56ZM141 3V4H142ZM156 3V2H155ZM17 4H19L18 6H20V3H17ZM21 4H22V2H21ZM28 4V3H27ZM47 4V3H46ZM58 4V3H57ZM71 4V3H70ZM75 4H76V2H75ZM87 4V3H86ZM110 4H112V5H119L120 7L118 8L117 6V8L115 7V6H112V5H110ZM134 4H136V3H134ZM138 4V3H137ZM140 4V5H141ZM13 5V4H12ZM23 5V4H22ZM31 5L32 4H30V7H31ZM39 5H40V3H39ZM45 5V4H44ZM69 5V4H68ZM73 5V4H72ZM77 5V4H76ZM143 5V7L145 6V3L144 4H142ZM146 5H148V4H146ZM150 5V4H149ZM148 5V6H149ZM17 6V5H16ZM27 6V5H26ZM35 6V5H34ZM33 6V7H34ZM42 6V5H41ZM66 6V5H65ZM78 6V5H77ZM132 6H134V5H132ZM147 6V7H148ZM159 6V5H158ZM5 7V6H4ZM25 7V6H24ZM29 7V8H30ZM37 7V6H36ZM51 7V6H50ZM112 7H115V9H117V11L119 12V14L121 15V16H119L118 18L115 16V14H114V10L112 9ZM146 7V6H145ZM145 7H144V9H145ZM160 7V6H159ZM1 8V7H0ZM7 8V7H6ZM14 8V7H13ZM43 8V7H42ZM54 8V7H53ZM64 8V7H63ZM138 8V7H137ZM141 8H142V6H141ZM157 8V7H156ZM155 8V9H156ZM162 8V7H161ZM170 7L167 9L168 11H172V10H170L171 9ZM21 9V8H20ZM26 9H27V7H26ZM48 8H46V10H47ZM56 9V8H55ZM58 9V8H57ZM61 9V8H60ZM84 9H87V6H86V8L84 7ZM125 9V10H124ZM134 9V8H133ZM148 9H149V7H148ZM166 9V8H165ZM22 10H23V8H22ZM30 10V9H29ZM54 10V9H53ZM65 10V9H64ZM67 10V9H66ZM142 10V9H141ZM161 10V9H160ZM6 11V10H5ZM5 11L3 12L4 13V15L6 16V19H7V17H10V18H8V23L10 22L11 24H8L7 23V25H1L0 24V34L1 35H3L4 36V38L5 39H8L9 41L8 42H10V44L12 45L10 48V50L12 51V49H14V50H20L19 51V53L20 52H22L21 54L23 55V54H26L27 55V57L26 58H29V59H35L36 60V62L37 61H39V65H41L44 69H48L50 72H52L54 75H57V74H59V75H62V76H64V78H65V80L66 81H68V83H76V84H81V85H84V86H88V87H90L91 88V90H92V93H94V95H96L97 97H98V99L100 100V101H105V100H108V101H112L113 103H115V104H117L118 102H122V103H124L123 105H124V107L125 106H127V107H129V108H131L134 112H137L138 113V115H139V119H141L139 122L141 123V125L140 126H142V128H143V126H144V128L141 130L142 132V134L144 135V137H143V142H141V139L139 140L140 142H139V144H138V146L136 145V143H135V145L137 146V149H144L145 147H146V149L148 150V152L149 153H147V151H146V153L147 154H149V156H151L152 158H157V159H162V160H164L163 162H164V164H166L167 162H169L170 160H169V158H172L173 156L175 157H179L178 159H180V157H181V155L182 154H184V149H186L187 148V146L185 145V143H184V145L182 146V144L180 145V143L182 142V141H184L183 139H182V137H181V135H180V133L179 134H177L178 133V130H175L176 128H178L177 126H181V128L183 127V126H185V125H183V124H185V123H183L184 121H187V120H185L184 118H182V116H181V118L180 119H178L181 123H183L182 125H180V124H178V122L179 121H176V123L175 122H173L174 124H172V122L171 123H168V121L170 122V120H167V123H162V122H164V121H166V119L164 120H161L160 119V121H159V123H160V125L162 124V126L160 127L159 126V123L157 122V118H155L154 117V115H153V113H155L154 111L152 112L151 111V109H149V106L143 101V100H141V99H138V98H136V97H133V96H131L132 95V93H133V90L134 89H137V88H135V87H138V85L136 86L135 84H136V81H135V79L133 80L132 79V77H131V75L129 74V72H128V70H127V68H126V63L127 62H129L130 64H135V65H137V66H141V68H142V66H143V70L146 72V70L145 69H150L149 67L151 66V65H149V64H151L150 62H151V60H153V61H155L154 59H153V57L154 56H156V54L154 53V52H150L148 49H145L143 46H142V44H140V45H138V47L140 46H142L141 47V49H142V51H139L138 50V48H137V50H136V46L134 45L133 47V50H131L132 49V47L130 48V46L128 45V43H127V45L129 46L128 48H126L127 47V45H126V47H125V44L124 43H122V42H119L118 40H115V36L113 37L112 36V38H110L111 40V42H110V46L112 47V50L113 51H111V52H113V55H111V56H113V58H110V59H108V57H107V59L108 60H102V66L104 65L105 66V64H106V67H104L103 66V68H102V66H101V59L100 58H93L94 60H92V59H82V57H81V59H79V57H78V59L77 60H75V63L74 64H72V65H69V66H65V65H63V61L62 60H65V58L66 59H68V57L66 56V54H65V52L63 51V49L61 48V46L60 47H58L55 43L57 42H55V43H51V44H43L42 43V39H40L41 38V34L39 35V34H35L37 31H38V27L39 26H37V27H35V26H31V25H29V23H28V18L26 19L27 21H23V18L20 20V18L19 17H17V15L15 16L14 15V12H16V11H14V10H12V11H14V12H11L12 14H10V15H8L7 13H5ZM33 11V10H32ZM31 11V12H32ZM36 11V10H35ZM34 11V12H35ZM43 11V10H42ZM48 11H50V10H48ZM81 10H79V12H80ZM85 11V10H84ZM91 11H93V9H92V7H91V10H90V12ZM129 11H131V10H129ZM145 11V10H144ZM153 11V10H152ZM29 12L30 11H28V14H29ZM37 12H39L38 10H37ZM63 12V11H62ZM77 12V11H76ZM78 12V13H79ZM93 12H95V11H93ZM134 13H135V11H133ZM132 11H131V14L133 13ZM155 12V11H154ZM163 12H165V11H163ZM26 13V12H25ZM43 13V12H42ZM48 13V12H47ZM54 13H55V11H54ZM53 13V14H54ZM61 13V12H60ZM77 13V14H78ZM139 12H137V14H138ZM166 13V12H165ZM173 12H171V13H169L170 15L172 14ZM16 14V13H15ZM34 14V13H33ZM40 14V13H39ZM70 14V13H69ZM92 14V13H91ZM94 14V13H93ZM96 14V13H95ZM128 14H130L129 12H128ZM130 14V15H131ZM136 14V13H135ZM134 14V15H135ZM136 14V15H137ZM152 14V13H151ZM164 14V13H163ZM175 14V13H174ZM174 14H172V17H170V18H172L173 19V15ZM42 15V14H41ZM56 15H59V14H57V12H56ZM62 15V14H61ZM97 15V14H96ZM126 15V14H125ZM140 15H141V13H140ZM145 15V14H144ZM154 15V14H153ZM166 15V14H165ZM181 15V16H180ZM20 16V15H19ZM46 16V15H45ZM44 16V17H45ZM66 16V15H65ZM70 16V15H69ZM84 16V15H83ZM86 16V15H85ZM127 16V15H126ZM133 16V15H132ZM139 16V15H138ZM137 16V17H138ZM142 16H143V14H142ZM169 16V15H168ZM0 17H2V15L0 14ZM4 17V16H3ZM12 17V18H11ZM39 17V16H38ZM49 17V16H48ZM63 16H61V18H62ZM92 17V16H91ZM98 17H99V15H98ZM104 17V18H105ZM163 17V16H162ZM17 18H19V20L17 19ZM76 18V17H75ZM81 18H82V15H81ZM139 18H140V16H139ZM138 18V19H139ZM169 18V19H170ZM175 18V17H174ZM176 18H178V17H176ZM10 19V20H9ZM36 19H37V17H36ZM55 19H56V17H55ZM54 19V20H55ZM66 19V18H65ZM70 19V18H69ZM96 19V18H95ZM129 19V18H128ZM136 19V18H135ZM2 20V19H1ZM57 20V19H56ZM74 20V19H73ZM82 20V19H81ZM93 20V19H92ZM102 20V19H101ZM100 20V21H101ZM104 20H106V19H104ZM125 20V19H124ZM124 20H122L123 22H124ZM130 20H131V18H130ZM142 20H144V18L142 19ZM173 20H178V22H179V19H173ZM181 20V21H182ZM5 21V20H4ZM32 21V20H31ZM41 21V20H40ZM51 21V20H50ZM60 21V20H59ZM58 21V22H59ZM62 21H63V19H62ZM103 21V20H102ZM101 21V22H102ZM127 21V20H126ZM129 21V20H128ZM133 21V20H132ZM132 21H130V22H132ZM138 21V20H137ZM152 21V20H151ZM166 21H167V23H168V20L166 19ZM180 21V22H181ZM22 22H24L25 24H28V25H21V23ZM30 22V21H29ZM34 22V21H33ZM33 22H31L32 24H33ZM71 22V21H70ZM91 22V21H90ZM106 22V21H105ZM136 22V21H135ZM157 22V21H156ZM3 23V22H2ZM52 23V22H51ZM62 23V22H61ZM92 23V22H91ZM128 23V22H127ZM140 23H141V21H140ZM154 23V22H153ZM166 23V24H167ZM177 23V22H176ZM19 24V25H18ZM42 24V23H41ZM59 24V23H58ZM68 24H71V23H68ZM83 24V23H82ZM94 24V23H93ZM146 24V23H145ZM148 24H150L149 22H148ZM148 24H146V26L148 25ZM159 24V23H158ZM171 24V23H170ZM36 25V24H35ZM61 25V24H60ZM95 25V24H94ZM98 25V24H97ZM103 25V24H102ZM105 25V24H104ZM128 25V24H127ZM136 25V24H135ZM142 25V24H141ZM152 25H156V24H152ZM151 25V26H152ZM162 25V24H161ZM168 25V24H167ZM176 25V24H175ZM44 26H46V24H44ZM48 26H51V25H47V27ZM79 26V25H78ZM134 26V25H133ZM139 26V25H138ZM137 26V27H138ZM145 26V25H144ZM144 26H143V28H144ZM164 26V25H163ZM57 27V26H56ZM62 27V26H61ZM75 27V26H74ZM90 26H88V28H89ZM96 27V26H95ZM102 27V26H101ZM122 27V28H121ZM154 27V26H153ZM157 27V26H156ZM173 27H175V26H172V28ZM177 27V26H176ZM185 27H187L186 25H185ZM55 28V27H54ZM53 28V29H54ZM83 28V27H82ZM84 28H85V26H84ZM94 28V27H93ZM92 28V29H93ZM148 28V27H147ZM146 28V29H147ZM150 28V27H149ZM149 28H148V30H149ZM160 28V27H159ZM167 28V27H166ZM62 29V28H61ZM95 29V28H94ZM135 29V28H134ZM151 29V28H150ZM160 29H162V27L160 28ZM164 29V28H163ZM41 29H39V31H40ZM63 30V29H62ZM143 30V29H142ZM168 30V29H167ZM176 30V29H175ZM178 30V29H177ZM45 31V30H44ZM54 31V30H53ZM60 31V30H59ZM58 31V32H59ZM74 31V30H73ZM94 31H96V30H94ZM94 31H92V32H94ZM122 31V30H121ZM124 32H125V30H123ZM152 32H153V30H151ZM162 31H164V30H162ZM161 31V32H162ZM41 33H42V31H40ZM40 32H38V33H40ZM60 32H62V31H60ZM68 32V31H67ZM83 33H85L86 31H82ZM123 32V33H124ZM143 32V31H142ZM147 32V31H146ZM158 32H160V31H158ZM173 31L171 30V33H172ZM48 33V32H47ZM51 33V32H50ZM62 33H64V32H62ZM151 33V32H150ZM167 33H169V32H167ZM177 33V35H178V32H176ZM68 34V33H67ZM82 34V33H81ZM120 34V33H119ZM170 34V33H169ZM186 34V33H185ZM54 35H56V34H54ZM58 35V34H57ZM79 35H80V32H79ZM92 35V34H91ZM104 35V34H103ZM112 35H114V34H112ZM149 35H151V34H149ZM172 35H173V33H172ZM44 36V35H43ZM46 36V35H45ZM62 36V35H61ZM70 36V35H69ZM94 36V35H93ZM117 36V35H116ZM124 36V35H123ZM173 36H175V35H173ZM193 36H194V39H193ZM52 37V36H51ZM65 37V39H66V35L64 36ZM68 37V36H67ZM92 37V36H91ZM90 37V38H91ZM128 37V36H127ZM165 37H167V35L165 34ZM170 37V36H169ZM196 37V38H195ZM1 38V37H0ZM3 38V39H4ZM43 38V37H42ZM45 38V37H44ZM55 38V37H54ZM123 37H121V39H122ZM162 38V40H163V38L164 37H161ZM175 38V37H174ZM176 38H177V36H176ZM175 38V39H176ZM178 38H179V36H178ZM2 39V38H1ZM2 39V40H3ZM48 39V38H47ZM60 39H61V37H60ZM60 39H58V40H60ZM64 39V40H65ZM117 39V38H116ZM130 39V38H129ZM170 39H171V37H170ZM49 40V39H48ZM68 40H69V38H68ZM72 40V39H71ZM77 40V39H76ZM80 40V39H79ZM89 40V39H88ZM95 40V39H94ZM178 40V39H177ZM6 41V40H5ZM47 41V40H46ZM109 41V40H108ZM125 41H127V39L125 40ZM124 41V42H125ZM157 41V40H156ZM182 41V42H181ZM50 42V41H49ZM53 42V41H52ZM72 42V41H71ZM164 42V41H163ZM162 42V43H163ZM166 42V41H165ZM171 42V41H170ZM169 42V43H170ZM185 42V43H186ZM45 43H47V42H45ZM67 43V42H66ZM77 42H75V44H76ZM132 43V42H131ZM9 44V43H8ZM83 44H84V42H83ZM88 44V43H87ZM99 44V43H98ZM104 44V43H103ZM79 45V44H78ZM82 45V44H81ZM65 46V45H64ZM131 46H132V44H131ZM199 46V47H198ZM13 47V48H12ZM68 47V46H67ZM187 49H186V48ZM83 48V47H82ZM200 48V49H199ZM72 49V48H71ZM108 49V48H107ZM140 49V48H139ZM140 49V50H141ZM170 49V48H169ZM86 50V49H85ZM98 50V49H97ZM190 50V51H189ZM1 51H3V50H1ZM90 51V50H89ZM92 51V50H91ZM13 52V51H12ZM82 52H83V50H82ZM172 52V51H171ZM1 53V52H0ZM101 53V52H100ZM7 54V53H6ZM8 54H9V52H8ZM95 54V53H94ZM161 54V53H160ZM159 54V55H160ZM190 54V55H191ZM2 55H3V53H2ZM84 55H86V54H84ZM161 55H164V54H161ZM10 56H11V53H10ZM66 56V57H65ZM81 56H82V54H81ZM97 56V55H96ZM169 56V55H168ZM15 57V56H14ZM16 57H17V55H16ZM84 57V56H83ZM87 57V56H86ZM164 57V56H163ZM178 57V58H179ZM195 57V56H194ZM92 58V57H91ZM152 58V59H151ZM179 58V59H180ZM197 58H196V60H197ZM7 59H9V58H7ZM13 59V58H12ZM17 59V58H16ZM16 59H14V60H16ZM20 59H22V58H20ZM76 59V58H75ZM98 59H100V60H98ZM160 59V58H159ZM158 59V60H159ZM166 59V58H165ZM169 59V58H168ZM172 59V58H171ZM180 59V60H181ZM203 59V58H202ZM204 59V60H205ZM2 60V59H1ZM0 60V61H1ZM26 60V59H25ZM98 60V61H97ZM150 60V61H149ZM30 61V60H29ZM66 61V60H65ZM100 61V62H99ZM105 61H107L106 63H105ZM168 61V60H167ZM62 62V63H61ZM68 62V61H67ZM158 62V61H157ZM175 62V61H174ZM177 62V61H176ZM8 63V62H7ZM25 63H26V61H25ZM28 64H30L29 62H27ZM38 63V62H37ZM103 63H105V64H103ZM128 63V64H129ZM3 64V63H2ZM19 64V63H18ZM23 64V63H22ZM35 64V63H34ZM66 64V63H65ZM12 65V64H11ZM156 65V64H155ZM179 65V64H178ZM177 65V66H178ZM194 65V64H193ZM193 65H192V67H193ZM213 65V66H214ZM0 66H2V65H0ZM28 66V65H27ZM26 66V67H27ZM30 66V65H29ZM149 66V67H148ZM177 66H175V65H173V64H171V63H168V62H161L160 64H159V68L160 69H162L164 72V74H167V75H172V76H174L173 74H174V71L176 70L175 68L177 67ZM6 67V66H5ZM157 67V66H156ZM195 67V66H194ZM210 67V66H209ZM216 67V66H215ZM7 68V71H8V67H6ZM24 68H25V64H24ZM29 68V67H28ZM39 68V67H38ZM152 68V67H151ZM178 68H179V66L177 67V70H178ZM184 68V67H183ZM188 68H191V66H188ZM211 68V67H210ZM217 68H218V66H217ZM32 69V68H31ZM46 69V70H47ZM132 69V68H131ZM134 69V68H133ZM136 69V68H135ZM153 69V68H152ZM216 69V68H215ZM3 70V68L0 70V71H2ZM26 70H28V69H26ZM26 70H24V72H26ZM176 70V71H177ZM183 70V69H182ZM198 70H200V69H198ZM214 70V69H213ZM217 70V69H216ZM34 71V70H33ZM135 71V70H134ZM153 71V70H152ZM181 71V70H180ZM193 71V70H192ZM17 72V71H16ZM27 72H30L29 70L27 71ZM45 72V71H44ZM142 72V71H141ZM149 72V71H148ZM161 72V71H160ZM182 72V71H181ZM214 72V71H213ZM9 73V72H8ZM7 73V74H8ZM43 73V72H42ZM155 72H153V74H154ZM162 73V74H163ZM1 74V73H0ZM4 74V73H3ZM29 74V73H28ZM27 74V75H28ZM52 74V75H53ZM142 74V73H141ZM149 74V73H148ZM194 74V73H193ZM51 75V76H52ZM147 75V74H146ZM151 74H149L148 76H150ZM157 74H155V76H156ZM6 76V75H5ZM24 76V75H23ZM31 76V75H30ZM38 76V75H37ZM44 76H46V75H44ZM48 76V75H47ZM151 76H153V75H151ZM160 76V75H159ZM19 77V76H18ZM41 77H42V75H41ZM154 77V76H153ZM189 77V76H188ZM202 77V76H201ZM204 77V76H203ZM8 78H9V75H8ZM7 78V79H8ZM27 78V77H26ZM50 78V77H49ZM54 78V77H53ZM59 78V77H58ZM157 78H159V77H157ZM161 78V77H160ZM169 78V77H168ZM181 78V77H180ZM193 78V77H192ZM195 78V77H194ZM205 78H206V76H205ZM3 79H4V77H3ZM38 79H40V77H38ZM42 80L44 79V78H41ZM48 79V78H47ZM52 79V78H51ZM61 79V78H60ZM152 79V78H151ZM171 79H172V82H173V77H171ZM153 80H155V79H153ZM193 80V79H192ZM197 80H199V79H197ZM203 80H205V79H203ZM202 80V82H206V81H203ZM206 80H207V82H209L211 85H213V86H215V89L216 90H214L215 91V93L217 94V95H215V98H217L218 99V101L220 102V100H223L222 98L223 97H221V95H219L218 94V92L220 93V88H221V78H217V79H213L212 77H210V76H208V78H206ZM44 81H46V80H44ZM134 81V82H133ZM151 81V80H150ZM156 81V83H157V80H155ZM194 81V80H193ZM37 82H41V80L40 81H37ZM164 82V81H163ZM178 82V81H177ZM196 82H198V81H196ZM201 82V81H200ZM201 82V84L204 86V83H202ZM227 82H229V81H227ZM8 83H10V82H8ZM14 83V82H13ZM12 83V84H13ZM30 83V82H29ZM35 83V82H34ZM155 83V84H156ZM158 83H159V81H158ZM157 83V84H158ZM3 84V83H2ZM12 84H10V86L12 85ZM23 84V83H22ZM28 84V83H27ZM58 84V83H57ZM160 84H162L161 82H160ZM163 84H165V83H163ZM173 84V83H172ZM171 84V85H172ZM196 84V83H195ZM208 84V83H207ZM8 85V84H7ZM36 85H39V83L37 84L36 83ZM62 85V84H61ZM64 85H65V83H64ZM72 85V84H71ZM75 85V84H74ZM168 85V87H169V85L170 84H167ZM175 85V84H174ZM41 86V85H40ZM38 87V89H42V86L41 87ZM43 86H45V85H43ZM49 86V85H48ZM68 86V85H67ZM83 86V87H84ZM163 86H165L164 88H163ZM193 86V85H192ZM192 86H190V87H192ZM199 86V85H198ZM197 86V87H198ZM203 86H201L200 85V88L199 89H201V90H203L202 92L204 93L203 95H204V97H205V95H206V93L209 95L211 92H212V90H210L209 89V91L208 90H205V88H206V86H205V88H201V87H203ZM212 86V87H213ZM228 86H229V84H228ZM235 86V85H234ZM4 87V86H3ZM18 87V86H17ZM25 87V86H24ZM35 87V86H34ZM62 87H64V86H61V90H62ZM66 87V86H65ZM88 87H87V90H88ZM152 87V86H151ZM158 87H160V85L158 86ZM163 89H162V91H163V94H165L166 96H167V98H168V100L170 101V102H172V103H174L175 105H177V107H178V105H180L182 102H181V100H180V96L178 95V93H173L172 92V90H173V86L172 87H166V85H162L161 86ZM187 87V86H186ZM194 87V86H193ZM196 87V86H195ZM232 87V86H231ZM46 88V87H45ZM52 88V87H51ZM86 88V87H85ZM181 88V87H180ZM208 88V87H207ZM229 88H230V86H229ZM37 89V90H38ZM74 89V88H73ZM158 89V88H157ZM160 89V88H159ZM179 89V88H178ZM177 89V90H178ZM182 89H183V87H182ZM189 89V88H188ZM197 89V88H196ZM46 90V89H45ZM48 90H49V88H48ZM60 90V89H59ZM77 90V89H76ZM90 90V91H91ZM174 90H175V88H174ZM180 90V89H179ZM184 90H185V88H184ZM191 90V89H190ZM193 90V89H192ZM2 91V90H1ZM0 91V92H1ZM34 91V90H33ZM58 91V90H57ZM63 91V90H62ZM80 91H81V89H80ZM89 91V90H88ZM134 91H136V90H134ZM160 91V90H159ZM181 91V90H180ZM207 91V92H206ZM211 91V92H210ZM213 91V92H214ZM233 91V90H232ZM18 92V91H17ZM67 92V91H66ZM69 92H70V90H69ZM87 92V91H86ZM132 92V93H131ZM175 92H176V90H175ZM179 92V91H178ZM182 92V91H181ZM183 92H185V91H183ZM206 92V93H205ZM225 92H227V91H225ZM238 92L236 93V95H232V96H235V98H236V96H237V94H238ZM240 92V93H241ZM3 93V92H2ZM43 93V92H42ZM56 93V92H55ZM62 93V92H61ZM64 93V92H63ZM130 93H131V95H130ZM180 93V92H179ZM198 93V92H197ZM233 93V92H232ZM235 93V92H234ZM6 94V93H5ZM16 94V93H15ZM68 94V93H67ZM79 94V93H78ZM82 94H85V93H82ZM81 94V95H82ZM181 94V93H180ZM188 94H191L190 92L188 93ZM188 94H187V96H188ZM194 94V93H193ZM202 94V93H201ZM200 94V95H201ZM227 94V93H226ZM228 94H230L229 93V91H228ZM30 96H31V93L29 94ZM39 95V94H38ZM42 95V94H41ZM80 95V94H79ZM139 95V94H138ZM144 95V94H143ZM155 95V94H154ZM242 95V96H243ZM8 96V95H7ZM15 96V95H14ZM18 96V95H17ZM46 96V95H45ZM55 96V95H54ZM63 96V95H62ZM89 96V95H88ZM192 96V95H191ZM239 97L241 96L240 94L238 95ZM24 97V96H23ZM28 97V96H27ZM32 97V96H31ZM30 97V98H31ZM46 97H48V96H46ZM84 97H85V95H84ZM94 97V96H93ZM239 97H237V98H239ZM10 98V97H9ZM29 98V97H28ZM40 98V97H39ZM44 98V97H43ZM54 98V97H53ZM74 98V97H73ZM88 98V97H87ZM95 98V97H94ZM187 98V97H186ZM189 98H191L190 96H189ZM203 98V97H202ZM219 98H220V100H219ZM243 97H241V98H239V100L241 101V100H244V99H242ZM3 99H4V97H3ZM11 99V98H10ZM15 99V98H14ZM36 99V98H35ZM55 99V98H54ZM76 99V98H75ZM82 99H83V95H82ZM149 99V98H148ZM165 99V98H164ZM192 99V98H191ZM190 99V101H194V100H191ZM195 99V98H194ZM201 99V98H200ZM245 99V100H246ZM31 100H32V98H31ZM37 100H39L38 98H37ZM67 100V99H66ZM97 100V99H96ZM98 100V101H99ZM187 100V99H186ZM185 100V101H186ZM203 100V99H202ZM212 100V99H211ZM2 101V100H1ZM30 101V100H29ZM44 101V100H43ZM59 101V100H58ZM68 101H70V100H68ZM150 101V100H149ZM189 101V102H190ZM217 101V102H218ZM225 101V100H224ZM224 101H222V103H225ZM228 101L229 100H227V103H228ZM231 101V100H230ZM15 102V101H14ZM28 102V101H27ZM39 102H41V101H39ZM45 102V101H44ZM87 102V101H86ZM92 102H94V101H92ZM187 102V101H186ZM186 102H184V103H182L183 105H185V103ZM210 102V101H209ZM245 102V101H244ZM76 103V102H75ZM97 102H95V104H96ZM99 103V102H98ZM159 103V102H158ZM188 103V102H187ZM193 103V102H192ZM200 103V102H199ZM231 103L232 102H230L229 104H226L225 105V107L227 106V108H230L229 106H233V105H231ZM236 103V102H235ZM245 103H248V102H245ZM30 104V103H29ZM37 104H38V102H37ZM41 104V103H40ZM59 104H60V102H59ZM91 104V103H90ZM108 104H110V103H108ZM107 104V105H108ZM114 104V106H116ZM126 104V105H125ZM170 104V103H169ZM173 104V105H174ZM213 104V103H212ZM233 104V103H232ZM9 105V104H8ZM83 105V104H82ZM93 105V104H92ZM112 107H114L113 105H112V103L110 104ZM120 105V104H119ZM123 105H121V106H123ZM188 105V104H187ZM186 105V106H187ZM191 105V104H190ZM194 105H195V102H194ZM197 105V104H196ZM203 105H204V100H203ZM235 105V104H234ZM247 105V104H246ZM49 106H50V104H49ZM69 106V105H68ZM85 106V105H84ZM95 106H97V105H95ZM181 106V105H180ZM238 109L237 110H239V112H240V115H241V117H242V120L241 121H239V123H237V129L239 130V133L241 134H243V137H244V135L246 134L247 135V131H251L252 132V130H253V132L255 133V135L257 134L256 132V130H257V128L255 127V126H253V125H251V122H250V118H249V112H248V110L244 107V106H242V105H240V104H236L235 105ZM249 106V105H248ZM77 107V106H76ZM99 107H101V108H104V106L102 107V106H100V103H99ZM108 107V106H107ZM117 107V106H116ZM115 107V108H116ZM175 107V106H174ZM188 107V106H187ZM194 107V106H193ZM197 107V106H196ZM203 107V106H202ZM206 107V106H205ZM210 107V106H209ZM213 107V106H212ZM41 108V107H40ZM44 108V107H43ZM54 108V107H53ZM63 108V107H62ZM67 108V107H66ZM74 108V107H73ZM73 108H71V109H73ZM100 108V109H101ZM111 108V107H110ZM109 108V109H110ZM123 108V107H122ZM122 108H120L121 109V111H122ZM126 108V107H125ZM128 108V109H129ZM185 108V107H184ZM190 108H192V106L190 107ZM200 108V107H199ZM199 108H198V110H199ZM204 108V107H203ZM208 108V107H207ZM232 108V107H231ZM230 108V109H231ZM250 108V107H249ZM17 109V108H16ZM97 109H99V108H97ZM99 109V111H101V112H103V111H105V110H103V109H101L100 110ZM117 109H118V107H117ZM167 109V108H166ZM187 109H189V107L187 108ZM194 109V108H193ZM197 109V108H196ZM200 109H202V108H200ZM214 109V108H213ZM222 109V108H221ZM235 109V108H234ZM41 110H42V108H41ZM47 110V109H46ZM53 110V109H52ZM67 110V109H66ZM77 110L79 111L80 109H78L77 108ZM76 110V111H77ZM86 110V109H85ZM95 110V109H94ZM124 110V109H123ZM130 110V109H129ZM175 110V109H174ZM181 110H184V109H181ZM223 110V109H222ZM227 110V109H226ZM19 111V110H18ZM56 111V110H55ZM69 111V110H68ZM76 111H75V113H76ZM77 111V112H78ZM109 111V110H108ZM113 111V110H112ZM112 111H111V113H112ZM121 111H119V112H121ZM127 111V110H126ZM125 111V112H126ZM188 111V110H187ZM186 111V113H188ZM205 111V110H204ZM208 111V110H207ZM215 111V110H214ZM228 111V110H227ZM38 112V111H37ZM40 112V111H39ZM51 112V111H50ZM63 112V111H62ZM80 112V111H79ZM105 112H107V111H105ZM110 112V111H109ZM124 112V111H123ZM122 112V113H123ZM133 112V113H134ZM193 112V111H192ZM194 114H196V113H198V112H196L195 110H194ZM229 112V111H228ZM235 112V111H234ZM29 113V112H28ZM42 113V112H41ZM49 113V112H48ZM55 113V112H54ZM74 113V114H75ZM86 113H88V112H86ZM90 113V112H89ZM97 113H99V112H97ZM108 113V112H107ZM132 113V114H133ZM157 114H159L158 112H156ZM191 113V112H190ZM210 113H212V112H210ZM227 113V112H226ZM17 114V113H16ZM26 114V113H25ZM47 114V113H46ZM50 114V113H49ZM57 114V113H56ZM59 114V113H58ZM70 114V113H69ZM71 114H72V112H71ZM73 114V115H74ZM80 114V113H79ZM83 114H85V113H83ZM93 114V113H92ZM135 114V113H134ZM155 115V116H157L158 118H163V117H161L160 115ZM165 114V113H164ZM239 114V113H238ZM2 115V114H1ZM0 115V116H1ZM42 115V114H41ZM54 115V114H53ZM52 115V116H53ZM60 115V114H59ZM72 115V116H73ZM77 115V114H76ZM104 115V114H103ZM107 115H109V114H107ZM111 115H113V114H111ZM123 115V114H122ZM126 114L124 113V116H125ZM138 115H136V116H138ZM179 115H180V112H179ZM189 115V114H188ZM261 115V116H260ZM10 116V115H9ZM20 116V115H19ZM27 116H29V115H27ZM32 116H33V114H32ZM32 116H30V117H32ZM35 116V115H34ZM33 116V117H34ZM46 116V115H45ZM50 116V115H49ZM82 116V115H81ZM84 116V115H83ZM87 116V115H86ZM92 116V115H91ZM123 116V117H124ZM129 116V115H128ZM133 116H135V115H133ZM191 116L192 115H190L189 117L191 118ZM198 116H199V114H198ZM47 117V116H46ZM54 117V116H53ZM61 117V116H60ZM78 117H79V115H78ZM88 117V116H87ZM95 117V116H94ZM188 117V116H187ZM200 117H201V115H200ZM210 117H211V115H210ZM230 117V116H229ZM240 117V116H239ZM254 117V116H253ZM258 117V118H259ZM10 118V117H9ZM50 118V117H49ZM74 118V117H73ZM83 119H84V117H82ZM93 118V117H92ZM105 118V117H104ZM118 118V117H117ZM119 118H122L121 116H119ZM118 118V119H119ZM235 118V117H234ZM255 118V117H254ZM264 118V117H263ZM263 118L261 119V120H263ZM13 119V118H12ZM36 119H37V117H36ZM53 119V118H52ZM51 119V120H52ZM55 119V118H54ZM53 119V120H54ZM59 119V118H58ZM63 119V118H62ZM88 119V118H87ZM87 119H86V121H87ZM123 119V121H126V119L125 118H122ZM125 119V120H124ZM157 119V120H156ZM181 119H184V121H181ZM195 119H198V118H195ZM203 119V118H202ZM216 119H217V117H216ZM226 119V118H225ZM16 120V119H15ZM20 120V119H19ZM18 120V121H19ZM23 120V119H22ZM41 120V119H40ZM71 120V119H70ZM70 120H67V121H70ZM82 120V119H81ZM95 120V119H94ZM93 119H92V121H94ZM114 120V119H113ZM117 120V119H116ZM120 120V119H119ZM176 120H177V118H176ZM190 120V119H189ZM192 120H193V118H192ZM191 120V122H193ZM204 120V119H203ZM203 120L201 121V122H203ZM239 120V119H238ZM256 120H257V118H256ZM56 121V120H55ZM65 121H66V119H65ZM85 121V120H84ZM118 121V120H117ZM121 121V120H120ZM199 120H197V122H198ZM233 121H234V119H233ZM16 122V121H15ZM28 122V121H27ZM26 122V123H27ZM38 122V121H37ZM45 122V121H44ZM53 122V121H52ZM81 122V121H80ZM82 122H83V120H82ZM88 122V121H87ZM138 122V121H137ZM190 121H189V123H191ZM196 121H194V123H195ZM218 122V121H217ZM235 122V121H234ZM256 122H259V121H256ZM264 121H261V122H259V124L260 123H263ZM5 123V122H4ZM35 123V122H34ZM42 123V122H41ZM67 123V122H66ZM69 123V122H68ZM107 123V122H106ZM116 123V122H115ZM122 123V122H121ZM120 123V124H121ZM124 123V122H123ZM232 123V122H231ZM19 124V123H18ZM45 124H47V123H45ZM56 124V123H55ZM60 124V123H59ZM69 124H71V123H69ZM102 124H104V123H102ZM117 124V123H116ZM116 124H115V126H116ZM120 124H118V125H120ZM168 125V128H167V125ZM176 124H178V125H176ZM8 125V124H7ZM23 125V124H22ZM21 125V126H22ZM27 125H29V124H26V126ZM85 125H86V123H85ZM89 125H91V124H89ZM88 125V126H89ZM105 125V124H104ZM117 125V126H118ZM123 125V124H122ZM164 125H166V128L164 129L163 128V126ZM173 125V126H172ZM175 125H176V128H175ZM188 125V124H187ZM191 125V124H190ZM189 125V127H192L193 125H191L190 126ZM200 125V124H199ZM204 125H206V124H204ZM203 125V126H204ZM4 126H5V124H4ZM18 126V125H17ZM45 126V125H44ZM47 126V125H46ZM67 126H69V125H67ZM74 126V125H73ZM84 126V125H83ZM82 126V127H83ZM103 126V125H102ZM113 126H114V124H113ZM214 126V125H213ZM221 126V125H220ZM253 126V127H252ZM261 126V125H260ZM19 127H20V125H19ZM24 127V126H23ZM35 127H36V125H35ZM34 127V128H35ZM60 127V126H59ZM80 127V126H79ZM126 127V126H125ZM128 127V126H127ZM132 127H134V126H132ZM131 127V128H132ZM196 127V126H195ZM197 127H198V125H197ZM3 128V127H2ZM81 128V127H80ZM99 128V127H98ZM115 128V127H114ZM113 128V129H114ZM141 128V127H140ZM175 128V129H174ZM187 128V127H186ZM210 128H211V126H210ZM220 128V127H219ZM218 128V129H219ZM233 128V127H232ZM262 128H263V126H262ZM1 129V128H0ZM29 129H30V127H29ZM47 129V128H46ZM83 129H85V128H83ZM92 129H95V128H92ZM107 129V128H106ZM124 129V128H123ZM190 129V128H189ZM196 129V128H195ZM198 129V128H197ZM215 129V127H213V130ZM2 130V129H1ZM66 130V129H65ZM70 130H71V128H70ZM69 130V131H70ZM89 130V129H88ZM98 130V129H97ZM102 130V129H101ZM110 130H111V128H110ZM127 130H128V128H127ZM182 130V129H181ZM191 130V129H190ZM202 130V129H201ZM264 130V129H263ZM4 131V130H3ZM3 131H1L0 133H2ZM17 131V130H16ZM72 131V130H71ZM77 131H79V130H77ZM83 131V130H82ZM93 131V130H92ZM107 131V130H106ZM117 131V130H116ZM115 131V132H116ZM184 131V130H183ZM182 131V132H183ZM198 131V130H197ZM208 131V130H207ZM210 131V130H209ZM224 131V130H223ZM5 132V131H4ZM19 132V131H18ZM32 132V131H31ZM36 132H38L37 130H36ZM57 132V131H56ZM73 132V131H72ZM85 133H88V132H86V131H84ZM91 132V131H90ZM95 132V131H94ZM93 132V136H94V133ZM140 132V130L138 131V133ZM194 132H195V130H194ZM199 132H200V130H199ZM204 132V131H203ZM264 132V131H263ZM15 133V132H14ZM45 133H48V132H45ZM64 134H65V132H63ZM76 133V132H75ZM79 133V132H78ZM125 133V132H124ZM141 133H140V135H141ZM186 133V132H185ZM215 133H217V131L215 132ZM219 133V132H218ZM225 133H226V131H225ZM238 133V132H237ZM6 134V133H5ZM5 134L3 135L4 137H5ZM12 134V133H11ZM10 134V135H11ZM23 134V133H22ZM54 134V133H53ZM57 134V133H56ZM56 134H54V135H56ZM74 134V133H73ZM80 134V133H79ZM92 134V133H91ZM103 134V133H102ZM112 134V133H111ZM110 134V135H111ZM196 134H198V133H196ZM196 134H195V136H196ZM219 134H221V133H219ZM223 134V133H222ZM35 135V134H34ZM39 135V134H38ZM61 135V134H60ZM87 135V134H86ZM88 135H90V134H88ZM113 135H114V133H113ZM139 135V136H140ZM180 135V136H179ZM193 135H194V133H193ZM199 135V134H198ZM201 135V134H200ZM199 135V136H200ZM209 136L211 135V134H208ZM207 134H206V136H208ZM215 135V134H214ZM218 135V134H217ZM239 135V134H238ZM7 136H9V135H7ZM7 136H6V138H7ZM15 136H17V135H15ZM25 136V135H24ZM44 136H47V135H44ZM76 136V135H75ZM96 136V135H95ZM108 136V135H107ZM121 136V135H120ZM119 136V137H120ZM128 136V135H127ZM179 136V137H178ZM191 136V135H190ZM198 136V137H199ZM216 136V135H215ZM224 136H225V134H224ZM223 136V137H224ZM248 137H250L249 135H247ZM2 137V136H1ZM33 137V136H32ZM87 137V136H86ZM85 137V138H86ZM201 137V136H200ZM203 137H204V135H203ZM214 137V136H213ZM218 137V136H217ZM216 137V138H217ZM221 137V136H220ZM219 137V138H220ZM242 137V136H241ZM240 137V138H241ZM246 137V136H245ZM244 137V138H245ZM5 138V139H6ZM13 138V137H12ZM12 138H10V139H12ZM17 138V137H16ZM21 136H20V140H21ZM41 138V137H40ZM47 138H48V136H47ZM88 139H90V140H92L91 142H96V140L95 141H93V139H92V137H90L89 138V136L87 137ZM86 138V139H87ZM97 138V137H96ZM108 138V137H107ZM135 138V137H134ZM133 138V139H134ZM137 138H138V135H137ZM140 138V137H139ZM185 138V137H184ZM197 138V137H196ZM210 138H212V137H210ZM247 138V137H246ZM5 139H4V141H5ZM13 139H15V138H13ZM18 139H19V137H18ZM26 139V138H25ZM39 139V138H38ZM54 139V138H53ZM88 139H87V141H88ZM100 139H101V135H100ZM99 139V141H97V143L98 142H101V140ZM116 139V138H115ZM128 139V138H127ZM136 139V138H135ZM182 139V141L180 142V140ZM199 140H200V138H198ZM208 139V138H207ZM213 139V138H212ZM221 139V138H220ZM257 139V138H256ZM7 140V139H6ZM16 140V139H15ZM55 140V139H54ZM53 140V141H54ZM77 140V139H76ZM97 140H98V138H97ZM109 140V139H108ZM111 140V139H110ZM119 140V139H118ZM117 140V141H118ZM203 140V139H202ZM215 140V139H214ZM219 140V139H218ZM225 140V139H224ZM230 140H232V139H230ZM247 140H249V139H247ZM1 141V140H0ZM8 141H10V140H7V142ZM12 141V140H11ZM17 141V140H16ZM107 141V140H106ZM122 141V140H121ZM136 141V140H135ZM190 141V140H189ZM216 141V140H215ZM221 141V140H220ZM261 141V140H260ZM3 142V141H2ZM22 141H19V143H21ZM27 142V141H26ZM44 142V141H43ZM60 142H61V140H60ZM66 142V141H65ZM75 142V141H74ZM85 142V141H84ZM133 142V141H132ZM131 142V143H132ZM138 142V141H137ZM214 142V141H213ZM212 142V143H213ZM221 142H223V141H221ZM247 142V141H246ZM6 143V142H5ZM4 143V144H5ZM9 143V142H8ZM13 143H15L14 141L12 142V144ZM23 143H24V140H23ZM23 143H21V144H23ZM68 143V142H67ZM102 143H103V141H102ZM125 143V142H124ZM127 143H128V141H127ZM134 143V142H133ZM183 143V142H182ZM194 143V142H193ZM198 143H199V141H198ZM216 143V142H215ZM239 143V142H238ZM245 143V142H244ZM251 143V142H250ZM261 143V145H260V150L257 152V151H255V150H253V152H252V154H254L255 155V159L257 160L258 158H262V157H264V142L263 141H261L260 142ZM3 144V145H4ZM21 144H19V145H21ZM26 144V143H25ZM28 144H30V143H28ZM40 144V143H39ZM88 144H89V141H88ZM109 144V143H108ZM111 144V143H110ZM113 144V143H112ZM187 144V143H186ZM201 144V143H200ZM220 145H221V143H219ZM248 144V143H247ZM1 145V144H0ZM6 145V144H5ZM8 145V144H7ZM9 145H10V143H9ZM15 145V144H14ZM13 145V146H14ZM32 145V144H31ZM85 145V144H84ZM86 145H87V143H86ZM92 145H93V143H92ZM91 145V146H92ZM95 145H97V144H95ZM94 145V146H95ZM114 145V144H113ZM117 145V144H116ZM129 145V144H128ZM146 145V146H145ZM191 145V144H190ZM193 145H195V144H193ZM198 146H199V144H197ZM202 145V144H201ZM204 145H206V144H204ZM203 145V146H204ZM208 145V144H207ZM213 145V144H212ZM228 145V144H227ZM251 145V144H250ZM249 145V146H250ZM256 145V144H255ZM2 146V145H1ZM0 146V147H1ZM11 146V145H10ZM9 146V147H10ZM12 146V147H13ZM15 146H17V144L15 145ZM24 146V145H23ZM38 146H40V145H38ZM45 146V145H44ZM119 146V145H118ZM126 146H127V144H126ZM145 146V147H144ZM184 147L185 146V148H183V150L181 149L182 147ZM209 146V145H208ZM236 146V145H235ZM240 146V145H239ZM253 146V145H252ZM8 147V146H7ZM7 147H6V149H7ZM36 147V146H35ZM35 147H33V148H35ZM43 147V146H42ZM62 147V146H61ZM78 147H81V146H78ZM87 147V146H86ZM89 147V146H88ZM128 147V146H127ZM133 148V145L132 146H130L129 148ZM196 147V146H195ZM200 147V146H199ZM205 147V146H204ZM220 147V146H219ZM229 147H230V145H229ZM3 148V147H2ZM11 148V147H10ZM10 148H9V150H10ZM15 148V147H14ZM13 148V150L14 151H16L17 152V150H15ZM37 148H39V147H37ZM53 148V147H52ZM57 148V147H56ZM103 148V147H102ZM121 148V147H120ZM132 148H131V150H132ZM194 148V147H193ZM232 148V147H231ZM230 148V149H231ZM234 148V147H233ZM4 149V148H3ZM2 149V150H3ZM45 149V148H44ZM51 149V148H50ZM98 149H99V147H97V151H98ZM105 149V148H104ZM113 149V148H112ZM123 149V148H122ZM188 150H189V148H187ZM186 149V150H187ZM219 149V148H218ZM220 149H221V147H220ZM224 149V148H223ZM237 149V148H236ZM250 149V148H249ZM8 150V149H7ZM8 150V151H9ZM20 150V149H19ZM18 150V151H19ZM23 150H24V148H23ZM28 150V149H27ZM34 150V149H33ZM58 150V149H57ZM66 150V149H65ZM95 150V149H94ZM117 150V149H116ZM187 150V151H188ZM224 150H226V149H224ZM4 151V150H3ZM11 151H12V149H11ZM50 151V150H49ZM87 151V150H86ZM103 151V150H102ZM106 151V150H105ZM121 151V152H120ZM119 151V153L121 154V153H123V151L122 150H120ZM191 150H189V152H190ZM193 151V150H192ZM221 151V150H220ZM0 152H1V150H0ZM13 152V151H12ZM15 152V153H16ZM22 152H24V151H22ZM30 152H34V151H32V149L29 151V154H30ZM104 152V151H103ZM125 152H127V150L126 151H124V153ZM130 152V151H129ZM204 152H206V151H204ZM209 152V151H208ZM207 152V153H208ZM216 152V151H215ZM224 152V151H223ZM226 152V151H225ZM229 152V151H228ZM235 152H237V151H235ZM9 152H7V154H8ZM11 153V152H10ZM14 153V154H15ZM21 153V152H20ZM19 152L16 154V156L18 155V154H20ZM25 153H26V151H25ZM35 153V152H34ZM64 153V152H63ZM92 153H93V151H92ZM95 153V152H94ZM133 153V152H132ZM139 153V152H138ZM185 153H186V151H185ZM188 153V152H187ZM186 153V154H187ZM210 153H211V151H210ZM217 153V152H216ZM229 153H232V152H229ZM249 153H250V151H249ZM27 154V153H26ZM39 154L41 155V151L39 152ZM45 154V153H44ZM59 154V153H58ZM104 154V153H103ZM113 154V153H112ZM147 154H144V155H147ZM189 154V153H188ZM224 154H226V153H224ZM233 154V153H232ZM244 154V153H243ZM242 154V155H243ZM3 155V154H2ZM10 155V154H9ZM13 155V154H12ZM11 155V156H12ZM23 155V154H22ZM25 155V154H24ZM28 155V154H27ZM37 155H38V153H37ZM43 155V154H42ZM42 155H41V157H42ZM60 155V154H59ZM84 155H86V154H84ZM89 155H91L90 153H89ZM88 155V156H89ZM124 155V154H123ZM126 155H127V153H126ZM193 155V154H192ZM202 155H203V153H202ZM204 155H206V153L204 154ZM218 155V154H217ZM228 155V154H227ZM235 155V154H234ZM254 155H252V156H254ZM6 156V155H5ZM8 156V155H7ZM16 156H12L13 158L14 157H16ZM19 156V158L17 157V160L19 161L18 162V164H20L22 161V164H26V165H28V162H29V165H30V169L32 170L34 167H35V169H40L39 167H37V166H39L40 165V163L39 162H41V161H43V163L45 162V164L48 166L50 163H52V166L54 167V165H56L57 163H55L54 162V160H53V162L55 163V164H53V162L51 161L50 162V158H49V161H47L44 157H42V158H44L43 160H41L40 158H37V157H39V156H36V158H37V160L38 159H40L41 161H39L38 163H37V160L35 161L34 160V158H35V156H34V158H32V160L34 161V162H36L37 164H36V166H33V168H31L32 167V165H33V162L32 163H30V161H28L27 160V162H24L26 159H24V160H22L21 158L23 157H21L20 155H18ZM31 157H32V155H30ZM30 156H27V158L29 157V159H31L30 158ZM62 156V155H61ZM100 156V155H99ZM148 156V157H149ZM185 156V155H184ZM183 155H182V157H184ZM189 156H191V155H189ZM223 156V155H222ZM251 156V155H250ZM10 157V156H9ZM25 157V156H24ZM55 156H53V158H54ZM65 157V156H64ZM82 157H84V156H82ZM81 157V158H82ZM91 157V156H90ZM93 157V156H92ZM124 157H126V156H124ZM123 157V158H124ZM129 157V156H128ZM143 157V156H142ZM145 157V156H144ZM159 157V158H158ZM214 157V156H213ZM220 157H221V155H220ZM256 157H258V158H256ZM26 158V157H25ZM35 158V159H36ZM66 158V157H65ZM76 158V157H75ZM111 158H113V157H111ZM133 158V157H132ZM188 158V157H187ZM245 158H246V156H245ZM5 159V158H4ZM68 159V158H67ZM129 159V158H128ZM131 159V158H130ZM149 159V158H148ZM151 159V158H150ZM175 160H176V158H174ZM208 159V158H207ZM214 159H215V157H214ZM214 159H213V161H214ZM220 159V158H219ZM219 159H217V161L219 160ZM259 159V161H261ZM6 160V159H5ZM5 160H3V161H5ZM9 160V159H8ZM7 160V161H8ZM14 159H12V161H13ZM15 160H16V158H15ZM31 160V161H32ZM45 160V161H44ZM57 160H59L58 158H57ZM62 160V159H61ZM66 160V159H65ZM69 160V159H68ZM83 160V159H82ZM86 160V159H85ZM84 160V161H85ZM87 160H89V159H87ZM96 160V159H95ZM101 160V159H100ZM133 160V159H132ZM146 160V159H145ZM204 160V159H203ZM233 160V159H232ZM0 161H2L1 160V158H0ZM3 161H2V164H3ZM21 161V162H20ZM47 161V162H46ZM64 161V160H63ZM71 161V160H70ZM72 161H74L75 162V160H72ZM71 161V162H72ZM79 161V160H78ZM92 161V160H91ZM111 161H113V160H111ZM122 161H124V160H122ZM131 161V160H130ZM134 161H135V159H134ZM138 161V160H137ZM136 161V162H137ZM155 161V160H154ZM153 161V162H154ZM158 161V164H159V160H157ZM156 161V162H157ZM165 161H167L166 163H165ZM179 161V160H178ZM188 161V160H187ZM190 161V160H189ZM213 161H212V163H213ZM237 160H234V162H236ZM240 161V160H239ZM250 161V160H249ZM48 162H50V163H48ZM58 162V161H57ZM67 162H69V161H67ZM81 161H79V162H77L78 163V165H81V164H79ZM97 162H99V161H97ZM109 162V161H108ZM132 162V161H131ZM136 162H135V164H136ZM145 162V161H144ZM148 162H150L149 160H148ZM152 162V161H151ZM152 162V163H153ZM175 162V161H174ZM180 162V161H179ZM192 162H194V161H192ZM215 162V161H214ZM230 162V161H229ZM232 162V161H231ZM246 162H248V161H246ZM7 163V165H8V163L9 162H6ZM15 163V162H14ZM61 163V162H60ZM59 163V164H60ZM64 163V162H63ZM76 163V162H75ZM88 163V162H87ZM86 163V164H87ZM89 163H91L90 161H89ZM88 163V164H89ZM93 163V162H92ZM91 163V164H92ZM118 163V162H117ZM128 163V162H127ZM133 163V162H132ZM138 163V162H137ZM155 163V162H154ZM162 162H160V164H161ZM173 163V161L170 163V165ZM176 163V162H175ZM181 163V162H180ZM227 163V162H226ZM238 163V162H237ZM257 163V162H256ZM5 164V163H4ZM12 165H13V162L11 163ZM17 164V163H16ZM39 164V165H38ZM59 164H57V165H59ZM66 164V163H65ZM65 164H61L60 166H63V167H60V168H58L57 169V167H54V168H51L52 170L54 169L55 170V168H56V170L55 171H57V170H59V169H63L64 170V166H66ZM71 164H74V163H71ZM82 164H85L84 162L82 163ZM112 164V163H111ZM123 164V163H122ZM129 164V163H128ZM142 164V163H141ZM157 164V163H156ZM185 164V163H184ZM192 164V163H191ZM206 164H207V162H206ZM216 164V163H215ZM222 164V163H221ZM244 164V163H243ZM246 164V163H245ZM1 165V164H0ZM10 165V164H9ZM28 165V166H29ZM35 165V164H34ZM42 165V164H41ZM41 165H40V167H41ZM44 165V164H43ZM46 165H45V167H46ZM51 165V164H50ZM56 165V166H57ZM77 165V164H76ZM74 166V167H77V166ZM90 165V164H89ZM124 165V164H123ZM137 165V164H136ZM143 165H145V164H143ZM152 165V164H151ZM163 165V164H162ZM173 165V167H175L176 165H174V164H172ZM188 165V164H187ZM241 165V164H240ZM2 166V165H1ZM0 166V167H1ZM4 166V165H3ZM11 166V165H10ZM9 166V167H10ZM19 166H21V165H19ZM23 166V165H22ZM21 166V167H22ZM52 166H50V167H52ZM85 166V165H84ZM97 166H98V164H97ZM131 166V165H130ZM167 166V165H166ZM186 166V165H185ZM194 166V165H193ZM210 166V165H209ZM243 166V165H242ZM8 166H6V168H7ZM9 167H8V169H9ZM12 167V166H11ZM15 167V166H14ZM13 167V168H14ZM20 167V168H21ZM37 167V168H36ZM49 167V168H50ZM68 167V166H67ZM79 167H82V166H79ZM79 167H77L76 169H78ZM95 167H96V165H95ZM126 167V166H125ZM145 167H147L146 165H145ZM150 167H152V166H150ZM149 167V168H150ZM163 168L165 167V166H162ZM167 167H169V165L167 166ZM172 167V166H171ZM178 167V166H177ZM177 167H175V168H177ZM180 167V166H179ZM184 167V166H183ZM183 167H182V169H183ZM195 167V166H194ZM221 167H223V166H221ZM226 167V166H225ZM246 167V166H245ZM244 167V168H245ZM264 167V166H263ZM2 168V167H1ZM0 168V169H1ZM12 168V169H13ZM16 168H18V166H16ZM20 168H19V170H20ZM24 168V167H23ZM27 168V167H26ZM70 168H72L71 166H70ZM82 168H84V167H82ZM81 168V169H82ZM96 168H98V167H96ZM95 168V169H96ZM106 168V167H105ZM159 168H160V166H159ZM162 168V169H163ZM166 168V167H165ZM175 168H174V170H175ZM192 168V167H191ZM198 168V167H197ZM200 168V167H199ZM210 168H211V166H210ZM215 168V167H214ZM228 168V167H227ZM237 168H240V167H237ZM236 168V169H237ZM260 168H262L261 167V165H260ZM3 169V168H2ZM1 169V170H2ZM12 169H10V170H12ZM42 169H44L43 168V166H42ZM41 169V170H42ZM51 169H49V170H51ZM68 169V168H67ZM73 169V168H72ZM72 169H69V170H72ZM75 169V168H74ZM73 169V170H74ZM86 169V168H85ZM89 169H92V168H89ZM88 169V170H89ZM95 169H93L94 171H95ZM99 169H101L100 168V166H99ZM98 169V170H99ZM114 169V168H113ZM123 169H124V167H123ZM133 169H134V167H133ZM138 169V168H137ZM136 169V170H137ZM141 169V168H140ZM152 169V168H151ZM169 169V168H168ZM196 169V168H195ZM216 169H217V167H216ZM232 169V168H231ZM13 170H15V169H13ZM13 170H12V173H13ZM26 170H28V168L26 169ZM34 170V169H33ZM40 170V171H41ZM49 170H47V171H45V172H48ZM83 171H84V169H82ZM97 170V169H96ZM97 170V171H98ZM102 170V169H101ZM104 170V169H103ZM110 170V169H109ZM120 170V169H119ZM127 170V169H126ZM142 170H143V168H142ZM164 170V169H163ZM171 169H169V171H170ZM172 170H173V168H172ZM181 170V169H180ZM185 170V169H184ZM188 170V169H187ZM199 170V169H198ZM204 170V169H203ZM215 170V169H214ZM228 170V169H227ZM240 170V169H239ZM3 171H7V169H5V170H3ZM2 171V172H3ZM16 171H17V169H16ZM20 171H24V170H20ZM28 171H30V170H28ZM27 171V173H30V172H28ZM35 171V170H34ZM42 171H44V170H42ZM65 171H66V168H65ZM64 171V172H65ZM91 171V170H90ZM96 171V172H97ZM106 171V170H105ZM113 171V170H112ZM112 171H111V173H112ZM122 171V170H121ZM124 171V170H123ZM148 171V170H147ZM160 171V170H159ZM165 171H167V169L165 170ZM177 171V170H176ZM175 171V172H176ZM183 171V170H182ZM195 171V170H194ZM201 173H203L204 174V180L207 182V183H210V185H212V187H214V189H215V191H218L219 192V194H222L221 192L222 191H224L225 190V182L226 181H224V179H221L222 177H220L221 175L219 174V172L217 173V176H215V175H213V173L214 172H211L212 173V175H211V173H210V170H208V169H206L205 170V172H203L202 170H199ZM212 171V170H211ZM215 171H217V170H215ZM253 171H256V169L255 170H253ZM9 172V171H8ZM26 172V171H25ZM37 173H38V171H36ZM59 172V171H58ZM62 172V171H61ZM69 172V171H68ZM71 172V171H70ZM78 172V171H77ZM87 172V171H86ZM95 172V173H96ZM100 172V171H99ZM110 172V171H109ZM145 172H146V170H145ZM143 173V175L144 174H147V173ZM171 172V171H170ZM178 172H181V171H179L178 170ZM222 172V171H221ZM237 172V173H236ZM239 171H233V174H238V175H236L235 177H236V180H238L237 178H240L239 177V175H241L242 176V173L241 172H243V171H241V172H239ZM264 172V171H263ZM32 173V172H31ZM35 173V172H34ZM33 173V174H34ZM74 173V172H73ZM76 173V172H75ZM74 173V174H75ZM95 173H94V175H95ZM104 173V172H103ZM103 173L102 172H100L99 174H102L103 175ZM125 173V172H124ZM130 173V172H129ZM164 173V172H163ZM172 174H173V171L171 172ZM177 173V172H176ZM186 173V172H185ZM189 173H190V171H189ZM196 173V172H195ZM254 173V172H253ZM0 174H1V171H0ZM17 174H20V173H17L16 172V175ZM33 174H31L32 176H33ZM42 174V173H41ZM40 174V175H41ZM43 174H44V172H43ZM51 175L53 174V172L52 173H50ZM49 174V175H50ZM54 174H55V172H54ZM54 174H53V176H54ZM58 174H60V173H58ZM66 175H67V172L65 173ZM64 174V175H65ZM71 174H72V172H71ZM89 174V173H88ZM92 174V173H91ZM107 174V173H106ZM110 174V173H109ZM113 174H114V172H113ZM117 174H118V172H117ZM116 174V175H117ZM137 174V173H136ZM136 174H134V175H136ZM148 174H149V172H148ZM148 174L146 175L147 177H148ZM165 174V173H164ZM163 174V175H164ZM167 174H169L168 172H167ZM178 175H179V173H177ZM183 174V173H182ZM220 176H219V175ZM244 174V173H243ZM5 175V174H4ZM4 175H3V177H4ZM9 175V174H8ZM11 175V174H10ZM31 175H27V177H29L30 179L29 180H31ZM35 175V174H34ZM39 175V174H38ZM37 175V176H38ZM45 175V174H44ZM43 175V176H44ZM46 175H48V174H46ZM50 175V176H51ZM69 175V174H68ZM77 175V174H76ZM90 175V174H89ZM110 175H112V174H110ZM109 175V176H110ZM121 175V174H120ZM120 175L118 176V177H120ZM129 175V174H128ZM152 175H153V173H152ZM166 175V174H165ZM189 175V174H188ZM190 175H192V174H190ZM189 175V176H190ZM229 175V174H228ZM260 175H261V177H262V175L264 176V174H262V173H260ZM259 175V176H260ZM2 176V175H1ZM0 176V177H1ZM6 177H7V175H5ZM13 176V175H12ZM11 176V177H12ZM17 176H19V177H21V175H17ZM16 176V177H17ZM25 176V175H24ZM36 176V175H35ZM35 176H34V178H35ZM36 176V177H37ZM43 176H41V180H42V177ZM55 176H56V174H55ZM58 176V175H57ZM71 176H73V175H71ZM93 176V175H92ZM91 176V177H92ZM96 176H99V175H96ZM115 176V175H114ZM130 176V175H129ZM142 176V175H141ZM150 176H151V174H150ZM157 176V175H156ZM160 176V175H159ZM167 176V175H166ZM173 176V175H172ZM176 176V175H175ZM174 176V177H175ZM180 176V175H179ZM182 176V175H181ZM180 176V177H181ZM220 178H219V177ZM223 176V175H222ZM238 176V177H237ZM247 176V175H246ZM252 176V175H251ZM254 176V175H253ZM252 176V177H253ZM10 177V176H9ZM14 177V176H13ZM12 177V178H13ZM19 177H17V179L18 180H21V178H19ZM47 177V176H46ZM52 177V176H51ZM51 177H50V179H51ZM62 177H64V176H62ZM115 177H117V176H115ZM123 178H124V176H122ZM147 177H145V178H147ZM180 177H178V178H180ZM201 177V176H200ZM255 177V176H254ZM26 178V177H25ZM49 178V177H48ZM47 178V179H48ZM52 178H54V177H52ZM71 179L72 178V180H73V178H75V177H68L67 179ZM95 178V177H94ZM98 178V177H97ZM102 178V177H101ZM114 178V177H113ZM121 178V177H120ZM125 178H126V176H125ZM132 178V177H131ZM134 178V177H133ZM143 178V177H142ZM150 178V177H149ZM148 178V181H153L154 182V180H152L151 178L149 179ZM155 177H153V179H154ZM157 178V177H156ZM156 178H155V181H157L156 180ZM159 178V177H158ZM165 177H163V180L166 182L167 180L166 179H164ZM182 178V177H181ZM180 178V179H181ZM184 178V177H183ZM195 178V177H194ZM232 178H234V175H233V177ZM231 178V179H232ZM244 178V175H243V177L241 178V179H243ZM248 178V177H247ZM263 179H264V177H262ZM1 179V178H0ZM5 179H7V178H5ZM10 179V178H9ZM8 179V181H9V183H10V181L11 180H9ZM15 179V178H14ZM16 179V182L18 181ZM23 180L22 181H24L25 179L24 178H22ZM26 179H28V178H26ZM38 179H40L39 177H38ZM44 179V178H43ZM46 179V180H47ZM49 179V180H50ZM66 179V178H65ZM70 179L69 180H66V183L65 184H67V182H68V184H70L69 186L71 187V186H74L75 185V180L73 181L74 183H73V185H71V183H70ZM85 179V178H84ZM83 179V180H84ZM107 179V178H106ZM105 179V180H106ZM116 179V178H115ZM114 179V180H115ZM118 179V182L116 181ZM115 181H116V185H117V183L119 184V178H117ZM169 179V178H168ZM173 179V177L171 178V180ZM235 179V178H234ZM253 179V178H252ZM263 179H260L261 181H262V184H260V185H258L259 183H258V181L260 182V180L258 179L257 180V186H255V185H250V183L248 184L249 186H251V188L249 187L248 188V190H247V188L246 187H248V186H246L247 184H245V183H243V181L241 182V180L239 179L237 182L235 181V186L237 185V190H236V192L235 193H237V191L239 190V188L242 190V192H240V190L238 191V192H240L241 194H239V193H237V194H239V196L240 195H243L244 193H246L247 194V199H245L246 197H245V195L244 196H238L237 195V197H236V199L232 196V199H234L233 201H235V204H236V206L237 207H241L242 209H243V211H244V208L246 209H250V211L248 212V210H247V214L253 219V220H257L256 222H258L259 220H258V217H257V213H259V214H261V212H262V216H260L261 217V224L259 225V226H261V228H260V230H258V229H256V227H255V229L257 230V235H256V240H257V242L261 245V247L262 248H264V180ZM2 180V179H1ZM36 180V179H35ZM49 180H47V182L49 181ZM88 180V179H87ZM87 180H86V182H87ZM98 180H100V179H98ZM122 180H124V179H122ZM122 180H121V185H122ZM138 180V179H137ZM171 180H168V181H171ZM175 180V181H174ZM178 181H179V179H177ZM175 178L173 179V182L175 183L176 181H177ZM184 180V179H183ZM195 180V179H194ZM4 182V187L3 188H5L6 189V182H5V180H3ZM21 181V184H23V182ZM26 181V180H25ZM43 181H45V179L44 180H42L41 182H43ZM52 181V180H51ZM51 181H50V183H51ZM54 181H56V179L54 180ZM57 181L59 182V180H58V178H57ZM62 181H63V179H62ZM85 181V180H84ZM91 181H92V179H91ZM95 181V180H94ZM93 181V182H94ZM103 181V180H102ZM113 180L111 179V181L110 182H112ZM128 181V180H127ZM147 181V180H146ZM227 181H229V180H227ZM15 182V183H16ZM27 182H28V180H27ZM31 182H32V180H31ZM31 182H29V184H31ZM35 181H34V179H33V183H34ZM37 182V181H36ZM35 182V183H36ZM53 182V181H52ZM57 182V183H58ZM65 182V181H64ZM101 182V181H100ZM105 182V181H104ZM110 182H109V184H110ZM163 182V181H162ZM182 182V181H181ZM184 182V181H183ZM182 182V183H183ZM194 182V181H193ZM199 182V181H198ZM246 182V181H245ZM248 182V181H247ZM246 182V183H247ZM12 183V182H11ZM20 183V182H19ZM26 183V182H25ZM24 183V184H25ZM38 183V182H37ZM37 183L35 184L36 186H39V185H37ZM40 183V182H39ZM55 183V182H54ZM54 183H53V187H54ZM60 183H61V181H60ZM63 183V182H62ZM77 184H78V182H76ZM88 183H89V181H88ZM87 183V186L88 187H92L93 185H92V183H91V186H89V184ZM96 183H98V182H96L95 181V184ZM114 183V182H113ZM113 183H111V184H113ZM145 183V182H144ZM152 183V182H151ZM158 183V182H157ZM155 184V186H157V185H160V183L159 184ZM172 183V182H171ZM173 183V184H174ZM178 183V182H177ZM187 183V182H186ZM228 183V182H227ZM237 183V184H236ZM254 183V182H253ZM1 184V183H0ZM8 184V183H7ZM23 184V185H24ZM27 184V183H26ZM64 184V183H63ZM76 184V185H77ZM79 184H83L84 185V182L82 183H79ZM105 184H106V182H105ZM107 184H108V182H107ZM106 184V185H107ZM130 183H128V184H126V185H129ZM135 184V183H134ZM188 184V183H187ZM202 184V183H201ZM11 185H13V184H11ZM14 185H16V184H14ZM18 185V184H17ZM43 184H41V186H42ZM46 184H45V182H44V186H45ZM55 185H56V183H55ZM57 185H60V184H57ZM56 185V186H57ZM82 185V186H83ZM104 185V184H103ZM102 185V186H103ZM105 185V186H106ZM120 185V184H119ZM125 185V184H124ZM142 185V184H141ZM147 185V184H146ZM149 185V184H148ZM147 185V186H148ZM162 185V184H161ZM228 185V184H227ZM230 185V184H229ZM36 186H35V188H36ZM41 186H39V187H41ZM47 186V188H49L48 187V185H46ZM45 186V187H46ZM64 186V185H63ZM63 186H62V188H63ZM68 186V185H67ZM66 186V188H68ZM78 186H81V185H78ZM97 186L99 187V185L97 184ZM102 186H100V187H102ZM112 186V185H111ZM114 186V185H113ZM129 186H132V185H129ZM128 186V187H129ZM134 186H136V185H134ZM143 187H145L144 185H142ZM167 186V185H166ZM169 186V185H168ZM177 186V185H176ZM175 185L173 186V188H170V189H174L175 187H176ZM192 186V185H191ZM240 186V187H239ZM246 186V187H245ZM260 186V187H259ZM1 187V186H0ZM10 187V186H9ZM9 187H8V190H9ZM14 187H16V186H14ZM25 187V186H24ZM28 187H30V185H28ZM39 187H37V191H36V193H35V195L36 196H34L33 194H32V200L31 201H27V198H26V201H23V203H25V204H23V206H27V208H29V211H32V208H35V207H37V208H40V206H44V203H43V197L42 196H40V195H38V194H42L43 193V191L45 190L44 188H42V189H40V191L38 190L39 189ZM75 188H76V186H74ZM85 187V186H84ZM99 187V188H100ZM118 188H119V186H117ZM125 187V186H124ZM127 187V186H126ZM127 187V188H128ZM133 187V186H132ZM132 187H130V188H132ZM152 187V186H151ZM162 187V186H161ZM170 187H172V184H171V186ZM178 187V186H177ZM182 187H184V186H182ZM252 187H254V188H252ZM259 188V189H257L258 191H255L256 190V188ZM27 188V187H26ZM32 188V187H31ZM31 188H29V189H31ZM33 188H34V186H33ZM32 188V189H33ZM35 188H34V190H35ZM51 188V187H50ZM61 188V187H60ZM65 188V187H64ZM75 188H73V189H75ZM78 188H80V187H78ZM86 188V187H85ZM85 188H80V189H82V191L80 192V191H78V190H76V191H78L79 192V194L80 193H82V195H83V192L85 193L82 197L80 196V197H77V195H79V194H77L76 196H75V194L72 192H70L71 190H72V187L70 188V189H68L69 191L68 192H70L69 193V195H71L72 194V196H73V194H74V198L71 196V198H69L67 195V198H69V200H68V202L67 201H64L63 200V197H62V199L60 200L59 199V197L61 198V196H59V194H61L62 193V191L61 190H59V187H58V189L56 188V190L53 188V190L51 191V192H49L50 190L49 189H47L48 190V192L49 193H47V192H45V193H47L48 194V198H46L47 200H48V202H49V204H50V202L52 203L53 201H56V200H60L61 201V203L59 202V201H56L57 203H59V206H61L62 207V211H63V209L64 210H67L68 209V205H70L71 203H75V204H77L78 206L80 205V207H75L74 205H72V207L74 206V210L73 209H71V206H70V208L68 209L69 210V213L68 212H66V213H68V214H66L64 211H63V213L64 214H66V216L67 215H69V216H67L65 219L66 220H68V221H71L72 223H73V226L72 227H74V224L75 225H78L77 227H76V230H74L73 231V229L75 228H73L72 229V232L71 231H69L68 230V232H66L67 231V229L66 228H64V229H66L64 232L66 233H64L63 235L66 237V239L64 238L63 240L65 241V240H67L66 242H67V244L66 243H64V245L66 244V246H64V248L65 249H67L66 247H68V249L66 250V251H62V252H66V253H68V258H69V255H73L77 250L79 251L80 249H85V250H88L93 256H94V260H92V262H90L89 261V263H91V264H184V262L186 261V264H188L187 263V261H189V260H187L186 258H184V259H186V260H184V259H179V260H176V261H174L173 260V256H175V254L172 256V254L174 253H172L171 255H170V251H177V249H178V247H177V244H175L174 246H176V249H175V247H173L172 245H170L171 243L170 242H168V241H165V243H166V246L165 247H163V249H158L157 248V246L158 245H156V244H158V240L157 241H155V240H153L154 242H157L156 244L153 242V244H155L156 246L154 247L153 245H151L150 246V244H149V242H150V236L148 237V239H146L147 241L149 240V242H147L145 239H143L146 243H148V244H146V243H144L143 242V240H142V238L140 239V237L142 236V234H143V236L142 237H144V232L143 233H138L139 231L140 232H142V230H140V229H144V228H141L140 226H138V227H140V229H139V231H138V228L136 227V226H128V225H134V224H130V223H135V221H131L132 220V218H130V217H126V218H129V219H131V220H129V219H125V218H122L121 219V217L120 216H117V217H114V215L115 214H113L115 211H116V209H115V211L113 210V213H111V214H107V213H109V211L112 209V207H111V209L110 210H108V209H106L107 211V213L104 211H99L98 213H97V211L96 212H90L89 214H84V213H82L83 212V209H85V212H86V210L88 209V211H89V209L90 210H92L90 207L92 206V207H94L96 210H97V208L99 207V205L100 204H102V202H101V198L104 196V195H102V197L99 195V196H97V197H95V195L96 194H91L92 196H94V197H90V196H87V197H85V195H87V193L88 192H90V190L91 189H89V191H87V192H85ZM93 188V187H92ZM95 188H97V187H95ZM94 188V189H95ZM117 188V189H118ZM130 188H128V189H130ZM134 188V187H133ZM132 188V189H133ZM148 188V187H147ZM165 188V187H164ZM163 188V189H164ZM169 188V187H168ZM193 188V187H192ZM204 188V187H203ZM208 188V187H207ZM232 188V187H231ZM11 189V188H10ZM19 189V188H18ZM17 189V190H18ZM20 189H21V187H20ZM52 189V188H51ZM84 189V190H83ZM101 189V188H100ZM102 189H103V187H102ZM104 189H106V188H104ZM111 189H115V186H114V188H111ZM128 189H126V190H128ZM137 189H139V188H137ZM157 189V188H156ZM166 189V188H165ZM177 189V188H176ZM179 189V188H178ZM182 189V188H181ZM185 189V188H184ZM186 189H188V188H186ZM195 189V188H194ZM201 189V188H200ZM206 189V188H205ZM227 189V188H226ZM254 190V191H250V190ZM2 190V189H1ZM0 190V191H1ZM12 190H13V187H12ZM12 190H11V193H10V198H13V199H15V201L17 200V198H19L18 200H22V197H20L21 195H19L18 193H20V191L19 192H17V193H15V192H12ZM26 190H28V188L26 189ZM33 190V191H34ZM42 190V191H41ZM60 191V192H58V191ZM66 189H64V191H65ZM97 190V189H96ZM96 190H95V192H96ZM110 190V189H109ZM108 190V191H109ZM121 190H123V187H122V189ZM120 190V191H121ZM134 190V189H133ZM167 190V189H166ZM165 190V191H166ZM189 190V189H188ZM197 190H199V189H197ZM228 190V189H227ZM226 190V191H227ZM234 190V189H233ZM4 191V190H3ZM6 191L7 190H5V193H6ZM29 191H31V190H29ZM38 191L40 192V193H38ZM63 191V192H64ZM73 191V190H72ZM75 191V192H76ZM98 192H100L99 190H97ZM106 191H107V189H106ZM116 191H118V193H119V190H116ZM115 191V192H116ZM125 191V190H124ZM135 191V190H134ZM133 191V192H134ZM137 191V190H136ZM164 191V190H163ZM190 191L191 190H189V193H190ZM8 192H10V191H8ZM32 192V191H31ZM77 192V193H78ZM104 192V191H103ZM122 192V191H121ZM120 192V193H121ZM126 192V191H125ZM128 192V191H127ZM125 193V195L124 194H122L121 193V195H123V196H121L120 195V193H119V198L120 197H126L128 194H129V192L131 193V195H132V191H129L128 193ZM141 192V191H140ZM158 192V191H157ZM167 192V191H166ZM169 192V191H168ZM168 192H167V195H169L170 194V192H169V194H168ZM186 192V191H185ZM188 192V191H187ZM22 193V192H21ZM26 193V192H25ZM38 193V194H37ZM65 193H66V191H65ZM64 193V194H65ZM92 193H94V190L92 191ZM101 193H102V191H101ZM100 193V194H101ZM107 193V192H106ZM112 193H114V190L112 191ZM117 192H116V194H118ZM143 193V192H142ZM148 193V192H147ZM161 193V192H160ZM193 193V192H192ZM4 194V193H3ZM8 194V193H7ZM27 194V193H26ZM47 194H44L43 193V195H45V197H47L46 195ZM63 194V193H62ZM68 194V193H67ZM103 194H105V193H103ZM134 194V193H133ZM136 194H138V193H136ZM141 194V193H140ZM140 194H138V195H140ZM175 194V193H174ZM196 194H198V193H196ZM195 194V195H196ZM206 194H207V192H206ZM205 194V196H208L209 195V192H208V195H206ZM98 195V194H97ZM106 195V194H105ZM111 195V194H110ZM109 195V196H110ZM137 195V196H138ZM146 195V194H145ZM144 195V196H145ZM157 195V194H156ZM159 195V194H158ZM162 195V194H161ZM164 195V194H163ZM166 195V194H165ZM190 195V194H189ZM188 195V196H189ZM193 195V194H192ZM233 195V194H232ZM1 196V195H0ZM3 196V195H2ZM1 196V198H3ZM5 196V195H4ZM6 196H8V195H6ZM29 196H31V195H28L27 197H29ZM106 196H108V195H106ZM116 196V195H115ZM133 196V195H132ZM135 196V195H134ZM133 196V197H134ZM142 196V195H141ZM152 196V195H151ZM177 196H178V194H177ZM199 196V195H198ZM204 196V195H203ZM212 196V195H211ZM222 196V195H221ZM254 197V198H252V197ZM24 197H26V196H24ZM77 197V198H76ZM101 197V198H100ZM128 197H131L130 196V194H129V196ZM128 197H126L125 199H126V201L128 200L127 198ZM139 197V196H138ZM150 197V196H149ZM165 197V196H164ZM191 197H193V196H191ZM239 197V198H238ZM244 197V198H243ZM65 199H66V197H64ZM140 198V197H139ZM142 198V197H141ZM145 199H146V197H144ZM174 198V197H173ZM194 198V197H193ZM193 198L191 199L192 201H193ZM250 198H251V200H250ZM6 199H8V198H6ZM43 199V200H42ZM106 199H108L107 197L105 198V199H103V200H106ZM113 199V198H112ZM111 199V200H112ZM133 199V198H132ZM150 199V198H149ZM180 199V198H179ZM195 199V198H194ZM200 199V198H199ZM252 199L255 201H252ZM9 201V204L10 203H12V202H10V200L11 199H8ZM30 200V199H29ZM102 200V201H103ZM116 200V199H115ZM154 200V199H153ZM176 200V199H175ZM174 200V201H175ZM207 200H208V198H207ZM206 200V201H207ZM1 201V200H0ZM6 201V200H5ZM98 201V202H97ZM108 201H109V199H108ZM113 201V200H112ZM122 201V200H121ZM124 201V200H123ZM136 201V200H135ZM135 201L134 202H132V203H135ZM137 201H138V198H137ZM140 201V200H139ZM171 201V200H170ZM183 201V200H182ZM194 201H198L197 199H195ZM204 201V200H203ZM203 201H200V202H203ZM210 201V200H209ZM4 202V201H3ZM17 202V201H16ZM48 202H46V204H48ZM95 202H97V203H99V202H101L100 204H98L97 206H94V204H92V203H95ZM105 202H107V201H105ZM104 202V203H105ZM129 202H130V200H129ZM131 202H130V204H131ZM141 202H143V201H141ZM149 202V201H148ZM177 202H178V200H177ZM241 204H240V203ZM17 203H19L18 205H17ZM16 204H15V207L13 206V204L12 205H10V207H14L13 208V210L15 211V212H17L16 210L17 209H19V208H17V206H19V205H21V203L20 202H17ZM56 203V204H57ZM97 203H95V204H97ZM116 203V202H115ZM119 203V202H118ZM123 203V202H122ZM138 203V202H137ZM137 203H135V205L137 206ZM175 203V202H174ZM211 203V202H210ZM224 203V202H223ZM255 203V204H254ZM7 204V203H6ZM5 203L3 204L4 206H7ZM49 204H48V206H49ZM124 204H125V202H124ZM127 204H129L128 203V201H127V203H126V205ZM140 204V203H139ZM150 204V203H149ZM161 204V203H160ZM172 204V203H171ZM176 204V203H175ZM199 204V202H197L196 203V205H198ZM219 204H220V202H219ZM226 204V203H225ZM2 205V206H3ZM104 204H102L101 206H103ZM106 205L108 206V208H110L109 206V203L107 202L106 203ZM111 205H114V204H112L111 203ZM119 205H120V203H119ZM134 205V206H135ZM142 205V204H141ZM172 205H174V204H172ZM205 205H206V203H205ZM227 205V204H226ZM254 205H256V206H258V207H253ZM23 206H21L22 207V209H23ZM47 206V205H46ZM53 206H55L54 204L52 205V208H54ZM107 206H105L104 205V207L105 208H107ZM131 205H129V206H127L128 207V209H130L129 207H130ZM145 206V205H144ZM144 206H142V207H144ZM148 206V205H147ZM169 206V205H168ZM176 206V205H175ZM51 207V206H50ZM83 207V208H82ZM85 207V208H84ZM88 207V208H87ZM115 207H117V206H114V208ZM120 207H121V205H120ZM132 207H133V205H132ZM140 208H142L141 206H139ZM153 207V206H152ZM169 207H171V206H169ZM178 207V206H177ZM180 207V206H179ZM199 207H201V204H200V206ZM202 207H204L203 205H202ZM206 207V206H205ZM208 207V206H207ZM214 207H215V205H214ZM218 208H219V206H217ZM226 207V206H225ZM234 207V206H233ZM244 207V208H243ZM2 208V207H1ZM36 208V209H37ZM43 208V207H42ZM48 208V207H47ZM57 208V207H56ZM60 208V207H59ZM93 208V209H94ZM99 208H101V207H99ZM103 208V207H102ZM113 208V209H114ZM136 207H134V208H132L131 210H133V209H135ZM148 208V207H147ZM150 208H151V206H150ZM191 208V207H190ZM193 208H194V205H193ZM212 208V207H211ZM239 208H237V209H239ZM257 208V209H256ZM16 209V210H15ZM31 209V210H30ZM36 209L34 210V211H36ZM43 209H45V208H43ZM58 209V208H57ZM70 209L72 210V211H70ZM82 209V210H81ZM94 209V210H95ZM124 208H122L121 209V212H122V210H123ZM143 209H145V208H143ZM156 209V208H155ZM205 209V208H204ZM215 209H217V208H215ZM227 209V208H226ZM255 209V210H254ZM261 210V211H259V210ZM5 210H6V207H5ZM11 209H8L7 208V211H10ZM12 210V211H13ZM21 210V209H20ZM25 210V209H24ZM40 210H41V208H40ZM48 210H50V209H48ZM53 210V209H52ZM52 210H51V212L50 213H52ZM58 210H60V209H58ZM67 210V211H68ZM76 210L78 211V212H76ZM82 212H81V211ZM103 210H104V208H103ZM117 210H118V208H117ZM120 210V209H119ZM118 210V211H119ZM125 210V209H124ZM131 210L129 211L130 212V215H131ZM137 211H138V208L136 209ZM135 210V211H136ZM140 210V209H139ZM154 209H152V210H149V208H148V214H149V211L150 212H152ZM162 210V209H161ZM167 210V209H166ZM177 210V209H176ZM219 210V209H218ZM217 210V211H218ZM222 210V209H221ZM256 210H258V212L256 213ZM1 211V215H2V213L4 212V210H3V212H2V209L0 210ZM7 211L6 212H4L3 213V215H5V213H6V215H7ZM39 211V210H38ZM37 211V212H38ZM54 211V210H53ZM55 211H57V210H55ZM54 211V212H55ZM126 211H128V210H125V212ZM136 211V212H137ZM143 211V210H142ZM142 211H140V212H142ZM147 211V210H146ZM145 211V212H146ZM193 211H194V209H193ZM212 211V210H211ZM246 211V210H245ZM22 212V211H21ZM25 212V211H24ZM33 212V211H32ZM32 212H31V214H32ZM40 212V211H39ZM44 212V211H43ZM48 213H49V211H47ZM58 212V211H57ZM70 212H73V213H70ZM75 212V213H74ZM129 212H127V213H129ZM139 212V213H140ZM158 212V211H157ZM161 212V211H160ZM176 212V211H175ZM203 212H205V211H203ZM210 212V211H209ZM237 212V211H236ZM11 213V217L12 216H14V215H12V213L13 212H10ZM10 213H9V215H7L6 217H4V216H2V217H4L5 218V220H7L8 221V219H9V221H11V222H14L15 221V219H16V216L14 217V219H12L11 217H9L10 216ZM18 213H20L19 211H18ZM17 213V214H18ZM26 213V212H25ZM50 213H49V217L50 216H52V215H50ZM115 213H117V211L115 212ZM123 213V212H122ZM121 213V214H122ZM134 212H132V214H133ZM137 213V215H139V218H140V214H143L144 213V211H143V213ZM154 213V212H153ZM153 213L152 214H150V215H153ZM219 213V212H218ZM225 213V212H224ZM232 213V212H231ZM230 213V214H231ZM241 213V212H240ZM20 214H22V213H20ZM36 214V215H35ZM43 214H45V213H43ZM53 214V213H52ZM62 213L60 212V215H61ZM63 214V215H64ZM113 214V215H112ZM120 213H118V215H119ZM120 214V215H121ZM145 214V213H144ZM147 214V213H146ZM147 214V215H148ZM162 214V213H161ZM166 214V213H165ZM171 214V213H170ZM200 214H201V212H200ZM215 214H217V213H215ZM228 214V213H227ZM227 214H224V215H227ZM259 214H258V216H259ZM0 215V216H1ZM27 215V214H26ZM34 215L36 216V219H37V216L39 215V213L37 214V213H34ZM47 215V214H46ZM85 215H87V217L88 218H86V217H84ZM125 215H127V214H125ZM136 215V214H135ZM149 215V216H150ZM164 215V214H163ZM167 215V214H166ZM175 215V214H174ZM211 215V214H210ZM214 214H212V216H213ZM18 216V215H17ZM54 216V215H53ZM58 216H59V213H58ZM58 216H56V217H58ZM116 216V215H115ZM132 216H134V214L132 215ZM149 216H147V217H149ZM155 216H157V215H155ZM160 216V215H159ZM159 216L158 217H156V218H159ZM183 216V215H182ZM206 216H208V215H206ZM215 216V215H214ZM213 216V217H214ZM221 216V215H220ZM238 216V215H237ZM242 216V215H241ZM245 216V215H244ZM247 216V215H246ZM249 216H247V218H249ZM1 217V218H2ZM20 217V216H19ZM27 217V219H28V215L26 216ZM25 217V218H26ZM39 217V216H38ZM41 217V216H40ZM39 217V218H40ZM60 217H62V215L60 216ZM90 217V218H89ZM119 217V218H118ZM137 217V216H136ZM146 217V216H145ZM145 217H143L144 219H145ZM163 217V216H162ZM205 217V216H204ZM234 217V216H233ZM255 217H257L256 219H254ZM259 217V218H260ZM3 218V219H4ZM8 218V219H7ZM31 218H33V217H31ZM46 218V217H45ZM48 218V217H47ZM54 218V217H53ZM63 218V217H62ZM86 218V219H85ZM150 218V217H149ZM149 218H147V219H149ZM166 218V217H165ZM208 218V217H207ZM21 219V218H20ZM41 219V218H40ZM60 219V218H59ZM124 219V220H123ZM133 219H135V217L133 218ZM138 219V218H137ZM162 219V218H161ZM160 219V220H161ZM167 219H168V217H167ZM210 219V218H209ZM227 219V218H226ZM250 219V218H249ZM248 219V220H249ZM29 220H31V219H29ZM35 220V219H34ZM38 220V222H39V219H37ZM53 220V219H52ZM54 220H56L55 218H54ZM138 220H143L142 218L141 219H138ZM159 220V221H160ZM207 220V219H206ZM229 220V219H228ZM247 220V221H248ZM0 221H1V219H0ZM28 221V220H27ZM33 221V220H32ZM41 221V223H43L42 222V220H40ZM46 221H48V220H46ZM58 221V220H57ZM60 221V220H59ZM146 221V220H145ZM148 221H150V220H148ZM168 221V220H167ZM176 221V220H175ZM220 221H221V219H220ZM3 222H4V220H3ZM3 222H1L2 223V225H3ZM10 222V223H11ZM15 222H17V220L15 221ZM15 222H14V224H15ZM19 222H22L21 220H19L18 219V223ZM23 222H24V218H23ZM31 222V221H30ZM37 222V221H36ZM36 222L34 221V223L36 224ZM38 222H37V225H38ZM52 222V221H51ZM55 222V221H54ZM62 222V221H61ZM136 222H139V224H140V221H136ZM143 222V221H142ZM153 222V221H152ZM157 222V221H156ZM169 222V221H168ZM180 222V221H179ZM209 222H211V220L209 221ZM213 222V221H212ZM25 223V222H24ZM40 223V222H39ZM44 223H47V222H44ZM63 223H65V222H63ZM129 223V224H128ZM158 223V222H157ZM171 223V222H170ZM188 223H189V221H188ZM214 223H215V221H214ZM218 223H219V221H218ZM234 223V222H233ZM5 224H7V222L5 223ZM8 224H9V222H8ZM12 224V223H11ZM17 224V223H16ZM27 224H30V223H27ZM50 224V223H49ZM58 224H59V222H58ZM68 224H69V222H68ZM68 224H67V226H68ZM146 224H148V222L146 223ZM149 224H151V223H149ZM149 224H148V226H149ZM156 224V223H155ZM155 224H154V226H155ZM168 224V223H167ZM177 224V223H176ZM210 224V223H209ZM246 224V223H245ZM251 224V223H250ZM259 224V223H258ZM13 225V224H12ZM25 225H26V223H25ZM46 225V224H45ZM56 224H54V226H55ZM66 225V224H65ZM70 225H71V223H70ZM136 225H137V223H136ZM162 225V224H161ZM196 225V224H195ZM201 225H203V224H201ZM212 226H213V224H211ZM210 225V226H211ZM232 225V224H231ZM230 225V226H231ZM253 225V224H252ZM257 225V224H256ZM6 226V225H5ZM21 226V225H20ZM30 226V225H29ZM33 226V225H32ZM31 226V227H32ZM36 226V225H35ZM38 226H41V225H38ZM44 225H42L41 227H39V229H41L42 227H43ZM48 226V225H47ZM46 226V227H47ZM59 226H62L61 225V223H60V225ZM170 226V225H169ZM182 226H183V224H182ZM247 226V225H246ZM254 226V225H253ZM10 227V226H9ZM8 227V228H9ZM13 227V226H12ZM17 227H18V225H17ZM23 225H22V227H18V229H17V233L15 234V232H13L10 228H9V230H11L12 231V234H15V236H17L18 237V239L19 240H17V241H12L13 243H15V242H20V238H19V236H20V234L22 235L23 233L25 234V230L27 229H23ZM50 227V226H49ZM51 227H53V225L51 226ZM69 227V226H68ZM142 227H146V226H144V224H142ZM157 227V226H156ZM163 227V226H162ZM161 227V228H162ZM168 227V226H167ZM205 227V226H204ZM214 228H215V224H214V226H213ZM0 228H1V226H0ZM3 228H4V226H3ZM2 228V229H3ZM7 228V227H6ZM35 228H37V226L35 227ZM34 228V229H35ZM45 228V227H44ZM58 228V227H57ZM149 228V227H148ZM150 228H151V226H150ZM149 228V229H150ZM165 228V227H164ZM180 228V227H179ZM196 228V227H195ZM210 228V227H209ZM258 228V227H257ZM48 229V228H47ZM63 228H62V231H61V228H60V231L61 232H63V230H64ZM69 229V228H68ZM137 229V230H136ZM153 229V228H152ZM154 229H155V227H154ZM157 229V228H156ZM159 230H160V228H158ZM170 229V228H169ZM168 229V230H169ZM174 229V228H173ZM207 229V228H206ZM216 229V228H215ZM226 229V228H225ZM231 229V228H230ZM250 229H252L251 228V226H250ZM55 230H56V228H55ZM133 230H134V232H133ZM162 230H163V228H162ZM164 230H166V228L164 229ZM171 230H172V228H171ZM190 230V229H189ZM212 230V229H211ZM239 230V229H238ZM237 230V231H238ZM242 230V229H241ZM254 230V229H253ZM252 230V231H253ZM5 231H8V229L6 230H2L1 231V229H0V233L1 232H4L5 233ZM29 231H33V230H29ZM34 231H36V229L34 230ZM41 231V230H40ZM51 231V230H50ZM59 231V229H58V235H54V236H60L61 235V232ZM135 231H138V232H135ZM144 231H145V234L146 233H149V234H152V233H150V232H146L147 231V229L145 230L144 229ZM158 231V230H157ZM170 231V230H169ZM168 231V232H169ZM174 231V230H173ZM181 231V230H180ZM186 231V230H185ZM208 231V230H207ZM218 231V230H217ZM236 231V232H237ZM26 232H27V230H26ZM39 232V231H38ZM44 232V231H43ZM46 232V231H45ZM55 232H57V230L55 231ZM156 232V231H155ZM161 232V231H160ZM163 232V231H162ZM161 232V233H162ZM166 232V231H165ZM167 232V233H168ZM183 232V231H182ZM215 232V231H214ZM219 232V231H218ZM233 232V231H232ZM29 233V232H28ZM42 233V232H41ZM52 233V232H51ZM59 233H60V235H59ZM166 233V234H167ZM221 233V232H220ZM239 233V232H238ZM237 233V234H238ZM251 233V232H250ZM2 234V233H1ZM0 234V235H1ZM9 234H11L10 233V231H9ZM24 234H23V238H24ZM30 235H31V233H29ZM38 234H40V233H38ZM38 234H36V236L38 237ZM44 234V233H43ZM42 234V235H43ZM45 234H47V233H45ZM140 234H141V236H140ZM156 234V233H155ZM158 235H159V232L157 233ZM164 234V233H163ZM165 234V235H166ZM173 234H175V233H173ZM180 234V233H179ZM223 234V233H222ZM29 235V236H30ZM35 235V234H34ZM63 235H61L60 237H62ZM148 235V234H147ZM153 235H154V233H153ZM153 235H151L152 237V239H153ZM169 235H170V233H169ZM220 235V234H219ZM225 235V234H224ZM2 236H3V234H2ZM1 236V237H2ZM26 236H28V235H26ZM35 236V237H36ZM41 236V235H40ZM46 237H47V235H45ZM140 236V237H139ZM163 236V235H162ZM175 236V235H174ZM174 236H173V238H174ZM177 236H178V234H177ZM234 236V235H233ZM10 237L11 238H14L15 239V237L12 235H10ZM21 237V238H22ZM33 237V236H32ZM32 237H30V238H32ZM34 237V238H35ZM36 237V238H37ZM42 237H44V236H42ZM41 237V238H42ZM50 237V236H49ZM48 237V238H49ZM52 237H53V235H52ZM216 237V236H215ZM221 237V236H220ZM227 237V236H226ZM3 238H7V237H3ZM26 238V237H25ZM45 238V237H44ZM53 238H55V240H57V238L56 237H53ZM52 238V239H53ZM145 238V237H144ZM157 238V237H156ZM160 238H161V236H160ZM176 238V237H175ZM182 238V237H181ZM187 238V237H186ZM188 238H190V237H188ZM206 238H207V236H206ZM240 238V237H239ZM241 238H242V236H241ZM255 238V237H254ZM7 239H9V240H11L10 238H7ZM29 239V238H28ZM27 238L25 239V241H24V239H22L21 240V242H24L23 244L26 246V247H24V245L22 244V243H20V244H15V246H14V244H12V243H10L9 241H6V239H5V241L6 242H9L10 244H12L13 246H14V248H13V246H12V248H13V250L10 252L11 254H13L14 255V253H16V255L17 256H19L20 254L18 253V252H21L22 251V253L23 252H26L27 250H28V247L30 246V247H33L34 248V244H37L38 245V242L37 243H34L32 246L30 245V244H32V243H29V241H27L28 240ZM33 239V238H32ZM38 239H40V237L38 238ZM43 239V238H42ZM46 239V238H45ZM44 239V240H45ZM60 239H62V238H58V240H57V242H60ZM163 239V238H162ZM168 239H169V237H168ZM172 238H171V235H170V240H171ZM191 239V238H190ZM1 240V239H0ZM4 240V239H3ZM3 240H1V242H3ZM13 240V239H12ZM37 240V239H36ZM43 240V241H44ZM48 240V239H47ZM50 240V239H49ZM142 240V241H141ZM178 240V239H177ZM176 240V241H177ZM186 240V239H185ZM201 240V239H200ZM230 240V239H229ZM229 240H225V241H227V244H228V241ZM4 241V242H5ZM27 241V242H26ZM31 241V240H30ZM33 241H35V240H33ZM38 241V240H37ZM40 241V240H39ZM42 241V240H41ZM40 241V242H41ZM46 241V240H45ZM44 241V242H45ZM50 241H52V242H54L53 240H50ZM162 241V240H161ZM214 241V240H213ZM253 241V240H252ZM6 242L5 243H0V244H3V245H5L6 244ZM44 242H42V243H44ZM51 242V243H52ZM182 242V241H181ZM187 243H189L190 244V242H188V241H186ZM234 242V241H233ZM237 242V241H236ZM242 242H243V240H242ZM241 242V243H242ZM245 242V241H244ZM250 242V241H249ZM27 245H26V244ZM29 243V244H28ZM46 243V242H45ZM50 243V242H49ZM55 243V242H54ZM151 243V242H150ZM163 243V242H162ZM168 243H170V244H168ZM179 243H180V241H179ZM192 243V242H191ZM220 243V242H219ZM47 244V243H46ZM60 244V243H59ZM59 244H54V245H52V247H55L56 246V248H58L57 247V245L59 246ZM61 244H62V242H61ZM189 244L187 245V246H189ZM246 244H247V242H246ZM6 245H8V244H6ZM17 245V246H16ZM41 245H43V244H41ZM40 245V246H41ZM63 245V244H62ZM161 245V244H160ZM179 245H181V244H179ZM178 245V246H179ZM192 245V244H191ZM242 245V244H241ZM243 245H245V244H243ZM251 245H253V244H251ZM256 245V244H255ZM11 246V245H10ZM9 246V247H10ZM19 246V247H18ZM21 246V247H20ZM44 246V245H43ZM48 246H49V244H48ZM61 246V245H60ZM60 246H59V248H60ZM154 248H157V249H154ZM162 246H164V244H162ZM183 245H181V247H182ZM226 246V245H225ZM232 246V245H231ZM235 246H237V244L235 245ZM240 246V245H239ZM246 246V245H245ZM244 246V247H245ZM249 246V245H248ZM2 247V246H1ZM4 248H8L7 246L5 247V246H3ZM36 247V246H35ZM38 247V246H37ZM36 247V248H37ZM46 247V248H45ZM51 247V246H50ZM50 247H47V246H44V252H46L48 255L49 254H51V251H50ZM181 247H180V250H182L181 249ZM208 247V246H207ZM217 247V246H216ZM241 247V246H240ZM247 247V246H246ZM250 247V246H249ZM32 248V249H33ZM35 248V249H36ZM39 248V247H38ZM36 249L37 250V252L39 253V255L41 254V252L39 251V249ZM41 248V247H40ZM160 248V247H159ZM162 248V247H161ZM183 248V247H182ZM184 248H187V247H184ZM228 248V247H227ZM254 248V247H253ZM1 249V248H0ZM10 248H8V253H9V250ZM30 249V248H29ZM41 249H43V248H41ZM60 249H62V250H65V249H63V247L62 248H60ZM192 249V248H191ZM206 249V248H205ZM251 249V248H250ZM5 250V249H4ZM46 250V251H45ZM54 250V249H53ZM190 250V249H189ZM200 250H201V248H200ZM212 250H213V248H212ZM214 250H216V249H214ZM214 250H213V252H214ZM228 250V249H227ZM245 250V249H244ZM248 250H249V248H248ZM247 250V251H248ZM1 252L3 251V250H0ZM29 251H31V249L29 250ZM28 251V252H29ZM33 251L35 252V250L33 249ZM56 251H59V249H57V250H55V254H57L56 253ZM84 251V250H83ZM184 251V250H183ZM191 251V250H190ZM189 251V252H190ZM193 251H194V249H193ZM224 251V250H223ZM14 252V253H13ZM24 253V255L26 256L27 254H30V253H32L33 255L32 256H34V253L33 252H30V253ZM36 252V253H37ZM62 252H60V255L62 254ZM73 252V253H72ZM85 252V251H84ZM83 252V253H84ZM87 252V251H86ZM167 252H169L168 254L170 255V256H172L173 258H171V259H169L170 257H168L167 255ZM179 252V251H178ZM185 252H187V251H185ZM195 252V251H194ZM204 252V251H203ZM203 252H201V253H203ZM207 252H209V251H207ZM216 252V251H215ZM214 252V253H215ZM218 252V251H217ZM230 252H232V251H230ZM262 252V251H261ZM10 253H9V255H10ZM18 253V254H17ZM35 253V254H36ZM38 253H37V255H38ZM43 253V252H42ZM52 253H54V251H52ZM70 253V254H69ZM72 253V254H71ZM175 253H177V252H175ZM181 253L183 254V252L181 251ZM180 253V256H182V254ZM205 256L207 255L206 254V250H205ZM233 253H234V251H233ZM250 253V252H249ZM2 254H6L5 256H7L8 254H7V251L4 253V252H2ZM46 254V255H47ZM54 254V255H55ZM76 254V253H75ZM78 254V253H77ZM77 254H76V256H77ZM89 254V253H88ZM87 254V255H88ZM177 254H179V253H177ZM188 254V253H187ZM196 254V253H195ZM197 254H198V252H197ZM200 254V253H199ZM213 254V253H212ZM211 254V255H212ZM227 254V253H226ZM252 254V253H251ZM255 255L257 254V253H254ZM1 255V254H0ZM44 255V254H43ZM42 255V256H43ZM51 255H53V254H51ZM51 255H50V257H51ZM59 254L58 255H56V256H60ZM66 255V254H65ZM90 255V254H89ZM91 255V256H92ZM193 255H194V253H193ZM215 255V254H214ZM214 255H212V256H214ZM218 255V254H217ZM216 255V256H217ZM260 255V254H259ZM5 256H4V258H5ZM42 256H38L39 258H41ZM45 256V255H44ZM76 256H74V257H76ZM79 256V255H78ZM83 256V255H82ZM84 256H85V253H84ZM183 256H186L187 257V255H186V253H185V255H183ZM197 257H198V255H196ZM202 256H203V254H202ZM201 256V257H202ZM207 256H209L210 258H213V257H211L210 255H207ZM219 256V255H218ZM226 256V255H225ZM251 256V255H250ZM9 257V256H8ZM11 257V256H10ZM9 257V258H10ZM26 257H28V256H26ZM49 257V256H48ZM53 257V256H52ZM65 256H63V258H64ZM80 257H81V255H80ZM193 257V256H192ZM192 257H190V258H192ZM196 257V258H197ZM231 257H232V255H231ZM19 258H20V256H19ZM23 258V257H22ZM31 258V257H30ZM29 258V260H31V261H35V260H33L32 258L30 259ZM37 258V257H36ZM38 258V259H39ZM61 258H62V255H61ZM61 258H59V259H61ZM67 258V257H66ZM67 258V259H68ZM73 258V257H72ZM77 258V257H76ZM92 258V257H91ZM188 258V257H187ZM203 258V257H202ZM202 258H200L199 257V259H201V261H202ZM219 258H221V256L219 257ZM218 258V259H219ZM234 258H236V257H234ZM252 258H254V257H252ZM3 259V258H2ZM6 259V258H5ZM14 259H16L15 257H14ZM26 259V258H25ZM25 259H23V260H25ZM52 259V258H51ZM51 259H49L50 261H51ZM67 259L65 260V261H67ZM70 259V258H69ZM75 259V258H74ZM82 259V258H81ZM84 259H87V256H86V258L84 257ZM93 259V258H92ZM195 259V258H194ZM203 259H205V258H203ZM215 259V258H214ZM223 259V258H222ZM227 260H228V258H226ZM249 259V258H248ZM256 259V258H255ZM263 259V258H262ZM1 260V259H0ZM19 260V259H18ZM18 260H16V261H18ZM41 260V259H40ZM44 260H46L45 258H43V260H41V261H44ZM49 260H48V262H49ZM54 260H55V258H54ZM56 260H57V258H56ZM76 260V259H75ZM87 260H89V257H88V259ZM184 260V261H183ZM190 260H192V259H190ZM196 260H198V259H196ZM205 260H207V258L205 259ZM209 260H212V259H209L208 258V260L207 261H209ZM230 261H231V259H229ZM236 260V259H235ZM259 260V259H258ZM261 260V259H260ZM7 261V260H6ZM9 261V260H8ZM59 260H57V262L56 263H54V264H57V263H59L58 262ZM64 261V262H65ZM72 261H74L73 259H72ZM77 261V260H76ZM80 260H78V262H79ZM214 261V260H213ZM217 261V260H216ZM216 261H214V263L216 262ZM224 262H225V260H223ZM222 261V262H223ZM237 261V260H236ZM26 262H28V260L26 261ZM36 262H39L38 260L37 261H35V263ZM64 262H61L62 264L64 263ZM85 262H87L86 260H85ZM197 262V261H196ZM212 262V261H211ZM219 262V261H218ZM20 263L22 264V259H21V261H20ZM19 263V264H20ZM24 263H25V261H24ZM28 263H31L30 261L28 262ZM34 263V262H33ZM32 263V264H33ZM42 263H44V262H42ZM47 262H45L44 264H46ZM51 263V262H50ZM69 263H70V260H69ZM74 263V262H73ZM72 263V264H73ZM80 263V262H79ZM83 263V262H82ZM81 263V264H82ZM88 263V262H87ZM86 263V264H87ZM192 263H193V261H192ZM191 263V264H192ZM225 263H227V261L225 262ZM232 263V262H231ZM17 264V263H16ZM39 264H41V263H39ZM74 264H76V263H74ZM83 264H85V263H83ZM196 264H198V263H196ZM203 264V263H202ZM209 264V263H208ZM218 264V263H217ZM252 264V263H251Z\"/></svg>","mask_w":264,"mask_h":264}]
</instances>
